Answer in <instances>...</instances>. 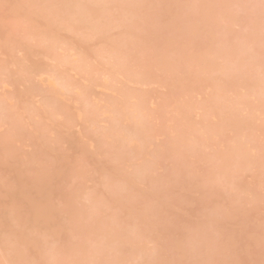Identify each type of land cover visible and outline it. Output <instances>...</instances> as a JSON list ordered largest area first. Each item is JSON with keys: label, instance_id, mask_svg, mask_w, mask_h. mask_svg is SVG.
Here are the masks:
<instances>
[{"label": "rangeland", "instance_id": "1", "mask_svg": "<svg viewBox=\"0 0 264 264\" xmlns=\"http://www.w3.org/2000/svg\"><path fill=\"white\" fill-rule=\"evenodd\" d=\"M20 1V3H23V4H25V5H27V3H28V6H30L29 5V0H16L15 2H19ZM32 0H30V2H31ZM45 0H40V2L39 1H37L35 4L36 5H34V3H30V4H33L34 6H35V9H37V10H39V9H42V8H44V6H43V2H44ZM114 1V0H113ZM112 1V7L110 6V8H111V10L109 9V11H111L109 14H110V16H108V10H107V8L106 7H104V9L106 8V11L107 12H105L104 11V13H107L106 15H107V17H109V18H111L113 21H110L109 22V18H107L108 19V21L105 19V18H103L101 15H100V13H101V11L102 10H100L99 12H98V14L97 15H95V17H93L94 18V21H93V23L95 22V19H97L98 20V22L100 23V21L102 20V19H105L104 21H105V23L107 24V23H109L110 24V27H107V29H105L106 30V32H104L103 31V35H102V33L101 34H99L100 35V37L98 36V35H96V34H94V32H92V31H90V32H87L88 30L86 29H84V28H87V27H84V24H82V23H84L83 21H85L84 19H86L87 21H88V19H87V17L89 16L90 17V14H86V9L83 11V13H81V14H83L84 15V13H85V15H84V17L81 15V16H77V15H75V17L74 18H72V16L74 15H72L71 17H69L68 16V12L66 13V12H63V14H65L64 16H63V18L65 19V22H66V24L64 23V19H62V23H63V25H64V27L65 26H71V27H73V25L75 24V22H77L76 24H77V27H76V24H75V27H73V29L72 28H67V27H65L66 28V30L64 31V27L61 25V24H59V25H61L62 26V28L63 29H59V28H61V26L60 27H58L57 25V27L55 28V26L53 27V26H51L52 27V29L51 28H49V26L50 25H46L47 24V22H48V20L47 19H50V18H52V17H50V16H48L47 18L46 17H43V18H45L46 20H43V18L41 19V18H39V16H41V14H39L38 15V13H37V15L38 16H35L33 13H30L31 12V10H30V8L29 7H26L27 9H29V14H31V16L28 14V15H25L24 16V14H26V13H28V10L27 9H25V8H23V9H25V10H27V11H25L24 13H23V10H21V12H20V10L18 9H16V14L19 12V14L20 15H17L16 16V14H15V12L13 13V11L15 10V7L16 6H18V8L20 7L18 4H20V3H18L16 6H15V2H14V0H9V3H8V0H0V21H2V20H4V23L6 22V24H4L3 22H1L0 23V27H1V29L0 30H2V28H4L2 31H0V62H1V64L3 63V65H1L0 64V66H2L3 67V69L2 70H4L5 72H1L2 70H0V74H3V75H0V87L2 88H0V94H1V97H0V102H2V103H0V106L2 107L3 106V101H4V106H3V108H5V110H6V113L5 112H1V111H5V110H1L0 109V119L3 121V123L4 124H2V121L0 120V135L1 134H3L2 136H5V137H2V136H0V137H2V138H0L1 140L2 139H4V141L6 142V143H4V141L2 140H0L1 142V144H0V147L2 146V148L3 147H7V148H3L2 149V151H5V149H8V148H10L11 149V151H9V150H6V152H1V150H0V155H3V157H2V159H1V157H0V246H1V248L3 249H1L0 248V264H43V263H50L49 261H51V264H53L54 262L53 261H55V264H60V262H61V260H60V262L59 261H57V260H55L54 259V257H52L51 258V256H52V254H53V256L55 255L56 257V259H58L59 260V256L60 255H64V253L65 254H67V257H69V260H70V257L71 256H69V254H72V257H71V259H73V260H71V262H69V260L68 259H66L67 257H66V255H64V257L63 256H60V257H63L62 258V260H67L68 262H69V264L71 263H73V264H75V263H77L76 261L77 260H82V261H78V263L79 264H99V263H101L102 261H101V259L103 258V260H104V257L106 256V254H103L102 252H94V250H95V248H97V247H99V244H100V242L102 241L100 238H102L103 239V235H102V233L104 232H106V231H101V229L102 230H105V226H106V229H111V230H113L112 232L113 233H115V234H113V237L115 236H119L122 232L121 231H123L124 230V232L122 233L123 235L124 234H127V233H125L126 232V228L128 227V230H130V229H132V228H135V226H137L138 225V220H140L139 218V216H141V211L142 212H144V210H145V208H144V205L145 204H151V200H150V203H148L149 201H145V200H143V198L141 197V196H134L136 199H134V197H133V195H132V193L133 194H137L138 192V190L137 191H135V192H137V193H135L134 192V190H133V192H131L132 191V189L130 190L129 189V187L127 188L128 190H129V192H128V190H127V192H125V193H127V196L129 195H131L132 197V199L133 200H137L136 202L135 201H133L132 199L131 200H129V201H127V197L126 198H124L123 199V197L126 195L125 193H124V195H123V197H122V199H123V203H125V200L127 201V203L128 202H131V203H133L134 202V204H136V205H134V204H132L131 205V203H130V206H133L134 207V209H135V211L136 212H139L137 215H136V217L134 216L133 218H138V220L137 219H133V218H130L131 216L130 215H128L129 213V207H126V205L128 206L129 204H124V207H126V208H123L122 206H120L119 204H113L114 206H111V207H114V208H112L113 209V212L115 213V214H117L116 216H115V214L112 212V210L109 212V211H107V209H106V212H104L105 211V208L104 207H101L102 209H101V211H100V213H101V215L99 214V215H94L95 216V218H96V222L98 221V223H96L95 224V220H94V216H92L93 214H95V212H96V210L95 211H93V209L92 208H94L95 209V207L98 205V207H100L101 205H100V201L99 202H97V200H96V206L94 205L95 204V202H94V197H95V199H100V200H104V199H101L102 197L103 198H105L106 196H108L109 197V194L108 195H106L107 194V192L108 193H110V191L112 190L113 191V189H114V191H115V188L116 187H110V189L108 188V181H109V186L110 185H112V183L111 182H115V183H118L119 181V186H121V185H123V184H125V181H124V179L126 180V178H128V177H130L131 176V174H130V176L129 175H127V174H129V172H131V171H133V172H135L136 171V166H138V165H136L135 166V164H134V166H135V170H133V168H134V166H133V163H135V161L134 162H131V163H129L128 162V160L129 159H126L127 160V162H122V161H120V162H122V163H127V164H129V167L128 166H126V167H124V165H123V168H120V169H117V167H116V165H114L115 167H116V171L114 172V173H116V174H113V172H112V170L114 169L115 170V168L113 167L112 169H111V171H110V169L109 168H107V167H105L106 165H109L108 163H112V160H111V162H108V161H110L109 160V157H105V156H107V154L106 155H104L105 154V150H104V148H103V151H100L99 150V152H101V154L97 151V150H95L96 148L97 149H99V147L101 146H99V144L97 143V142H99V143H101L100 141H99V139H101L100 137H102V140L104 141H109V143H110V141H112L113 139L110 137V138H108V137H105V138H103L104 136H100V135H102L103 134V132L105 131V133L104 134H106L107 136L109 135V134H111L110 133V130H112V134H111V136L113 135V134H115V135H119L118 133H116V130H119V129H116V127L118 126L119 127V125H120V127H121V125H122V128H123V126H125L126 124H128V126H131V128H132V126H136L138 123H140V124H145V123H147L148 121H146L145 122V120H146V118H145V120L143 121L144 123H141L142 122V117H143V119H144V116H142V115H145V114H147L149 111H152V114H153V111H156V112H158L159 113V111H160V113H162V112H165L166 111V117H164L165 119L166 118H168V116L170 117L169 118V120L171 119V121H170V123L172 122V120H174V115H177V118L178 117H180V115H183V112H180L179 110H178V108H182V110H183V108L184 107H178L177 105H179L181 102L182 103H184L185 102V104L186 105H183V104H181L180 106H188L189 104V106H191V104H193L192 102H194V99H195V96L196 97H198L197 99L198 100H201V95H202V93L201 92H203V91H201L200 93H201V95H199V94H197L198 92H196V95L194 94V90H193V94L192 95H194V97H193V99H191L192 100V102H191V100L189 101V99H190V97L192 96V95H190L191 93V90H192V87L193 88H195L196 87V89L195 90H197V88H198V85H196V86H194L195 84H193L194 82L193 81H195V79L197 78V79H199V75H202V74H205L204 72H202L201 70V74H199L200 73V71L198 70H196V65L194 64V66L196 67H194V66H191V64H193V58L195 57H193V54L194 55H197V54H199L200 55V52L202 53H204V55H206V53L208 54V53H210V52H204V51H209L208 49L209 48H211V53H213L212 54V56L214 55L215 56V58L216 57H218L219 56V54L222 52V50H220L219 51V49H223L220 45L221 44H219L218 43V45L216 44V43H213V38H212V40L210 41V40H208V38H210V36H208V38H207V36L205 37V34H207V31L205 30L206 28L204 27V26H206V25H204V23H203V18L201 19V22H197V21H195L194 22V17L190 14V17H189V15L187 14V12H185L184 14H179L180 16H181V19H182V29H179L178 28V26L179 25H181L179 22H178V24L176 25V24H174V22H172L173 20H171L172 18H176V17H174V15H175V13H173L174 11H173V8H172V13L174 14L173 16H172V18H170L171 17V14L169 13V14H167V12H171V10L170 11H167L166 13L164 12V14L165 15H167V17H166V19H162L161 20V17H163V15H162V13H163V11H164V7L167 5L166 4V2H164L165 0H163V2L166 4L165 6H163L162 7V9H163V11H162V9H161V7L160 6H162L163 5V3H162V0H157L158 2H159V5L160 6H157L158 8L156 9V5L158 4V2H155L156 4H155V8H154V6H153V9H152V6L149 4V3H146V1L145 0H140V1H138L142 6H143V4H145V6L146 7H148L147 9H145L144 7H142L141 5H138L139 3H137V1H135V0H130V1H132V3H129L130 5L132 4V7L133 8H135L136 10L135 11H133V13H131V11L133 10V8H131V6H129V5H127V8L130 10V11H127L128 9L126 8L125 10H121L123 13L122 14H120L119 13V9L122 7L123 8V6H121L123 3L122 2H120V1H125V0H118L117 2H118V4H117V2L115 3V1L113 2ZM129 0H127V2H130ZM142 1H144V2H142ZM148 1V0H147ZM154 0H152V2H153ZM170 1H172V0H169V2ZM175 1L176 0H174V3H169L170 5L169 6H175ZM181 1V0H180ZM185 2L186 1H188V0H184ZM196 1H198V0H190L189 2H191V3H196ZM211 1V0H210ZM213 1V0H212ZM235 2H236V0H234ZM250 1V0H249ZM252 1V0H251ZM251 1H250V3H251ZM255 1H257V0H255ZM259 1V0H258ZM34 2H35V0H34ZM38 2H39V4H42V6L40 5V6H38L39 4H38ZM92 1H90V3H91ZM108 3V2H111V0H104V2L103 3ZM126 2V1H125ZM127 2H126V4H127ZM149 2H151L150 0H149ZM183 2V1H182ZM199 2V1H198ZM201 2V1H200ZM199 2V3H200ZM215 2H217V0L215 1ZM243 2H244V0H243ZM243 2H242V4H243ZM246 2V1H245ZM253 2V1H252ZM261 1H259V3H260ZM13 3V4H12ZM84 3H87V0L85 1V0H81V9H84L83 7H88V4H90L89 2L85 5ZM105 3V4H106ZM114 3L116 4L115 5V9H116V11H115V9H114V7H113V5H114ZM120 3H121V5H120ZM134 3H136V4H134ZM161 3V4H160ZM168 3V2H167ZM177 3H178V1H177ZM238 3V2H237ZM249 3V4H250ZM256 3V2H255ZM7 4H8V8H7ZM38 4V5H37ZM108 4H110V3H108ZM108 4L106 5L107 7H109L108 6ZM146 4H148V6L146 5ZM183 4L184 3H181V5L183 6ZM187 4V3H186ZM186 4H184V6L186 5ZM197 4V3H196ZM240 4H241V2H240ZM246 4V3H245ZM85 5V6H84ZM104 5V4H103ZM118 5L120 6V7H118ZM137 7H136V6ZM152 5H154V3L152 4ZM235 5H236V3H235ZM252 5V4H251ZM5 6H6V9H5ZM13 7V9H11L12 7ZM32 6V5H31ZM38 8H37V7ZM105 6V5H104ZM117 6V7H116ZM125 7H126V5H124ZM151 6V7H150ZM178 6V5H177ZM189 6V5H188ZM187 6V7H188ZM194 6H196V5H193V9L195 8ZM245 6V5H244ZM246 6H247V4H246ZM254 6V5H253ZM256 6V5H255ZM4 7V8H3ZM139 7V8H138ZM179 7H181L180 6V3H179ZM197 7H198V4H197ZM235 7H237V6H235ZM234 6H233V8H234V10L236 9ZM241 7H243L242 5H241ZM22 7H20V9H21ZM34 8V7H33ZM32 8V9H33ZM119 8V9H118ZM121 8V9H122ZM140 8L142 9V8H144V10H142V11H144V12H146V14L144 13V12H142V13H144V14H142L141 12H140ZM177 7H175L174 9H176ZM184 8V7H183ZM182 8V9H183ZM192 7H190V9H191ZM238 8V7H237ZM250 8V7H249ZM248 8V9H249ZM256 8H258V6L256 7ZM35 9H33V10H35ZM113 9H114V12H113ZM117 9H118V11H117ZM124 9V8H123ZM165 9L166 10H168V9H170V7L169 8H167V6L165 7ZM253 9V8H252ZM254 9H255V7H254ZM261 9V4H259V10ZM7 10V11H6ZM156 10V11H155ZM165 10V11H166ZM176 10H178V8L176 9ZM184 10V9H183ZM182 10V11H183ZM185 10H187V9H185ZM234 10H232L233 12H234ZM237 10L238 9H236V12H237ZM251 10V9H250ZM259 10H258V12H259ZM262 10H263V7H262ZM3 11H5V12H3ZM69 11V10H68ZM87 11H88V9H87ZM120 11V12H121ZM125 11V12H124ZM161 11H162V13H161ZM180 10H178V11H176V15H178L177 14V12H179ZM181 11V12H182ZM239 11V10H238ZM242 11V9L240 10V12ZM8 12V13H7ZM34 12H38V11H34ZM61 12V11H60ZM59 12V13H60ZM71 12V11H70ZM73 12V11H72ZM71 12V13H72ZM140 12V13H139ZM160 14V16H158L159 17V20L157 19V20H155L154 18H155V16H157L158 14ZM189 13L191 12L192 13V11H188ZM256 12V11H255ZM254 12V13H255ZM264 12V11H263ZM262 12V14L264 15V13ZM7 13V14H6ZM41 13V12H40ZM58 13V14H59ZM75 13V12H74ZM89 13V12H88ZM104 13H102V15L104 14ZM115 13V14H114ZM118 13H119V16H121V17H117L118 16ZM135 13V14H134ZM154 13V14H153ZM157 15H156V14ZM235 13V12H234ZM238 13V12H237ZM260 13V12H259ZM36 14V13H35ZM62 13H60L59 15H61ZM76 14H78V13H76ZM117 14V15H116ZM124 14V15H123ZM137 14H139V16H137V17H135L134 15H137ZM141 14L143 15L142 17H141ZM200 14V13H199ZM198 13H197V15L196 16H200ZM239 15H240V13H238ZM242 14V13H241ZM245 14V13H244ZM257 14V13H256ZM261 14V15H262ZM13 16V18H11L10 16ZM24 17H23V16ZM33 15V16H32ZM43 16H44V14H42ZM48 15H50V14H48ZM52 15H54V14H52ZM59 15H57V19H58V17H59ZM113 15V16H112ZM116 15V16H115ZM127 15V16H126ZM155 15V16H154ZM162 15V16H161ZM170 15V16H169ZM175 15V16H176ZM246 15H248V14H245V16ZM262 15V16H263ZM2 16H3V18H2ZM15 16V17H14ZM35 16V17H34ZM45 16H47V14L45 15ZM87 16V17H86ZM104 16V15H103ZM126 16V17H125ZM169 16V17H168ZM180 16L179 17H177L178 19L180 18ZM196 16H195V18H196ZM242 16V15H241ZM244 15H243V17H245ZM260 16V15H259ZM20 17V18H19ZM26 17V18H25ZM42 17V16H41ZM61 17V16H60ZM114 17V18H113ZM247 17V16H246ZM5 18V19H4ZM11 18V19H10ZM56 18H53V20L54 19H56ZM62 18V17H61ZM72 19V22H73V25H72V22H71V19ZM92 18V16H91V19L90 20H92L93 19ZM139 18V19H138ZM164 18V17H163ZM168 18H170V21H169V19ZM219 18V17H218ZM248 18V17H247ZM251 18V17H250ZM2 19V20H1ZM57 19H56V22H57ZM70 20V21H68V20ZM116 19H118L117 20V23H116ZM180 19V20H181ZM189 19V20H188ZM191 19H193V20H191ZM198 20H199V18H197ZM216 19V18H215ZM214 19V20H215ZM18 20H20V21H18ZM34 20V21H33ZM43 20V21H42ZM52 20V19H51ZM52 20V21H53ZM97 20H96V22H97ZM136 20V21H135ZM140 20V21H139ZM174 20H176L177 21V19H174ZM186 20H187V22H186ZM196 20V19H195ZM206 20V19H205ZM217 20V19H216ZM220 20H221V18H220ZM251 20V19H250ZM249 20V21H250ZM58 21H60V20H58ZM68 21V22H67ZM87 21H85L86 23H87ZM119 21H120V23H119ZM126 21V22H125ZM133 21V22H132ZM159 23H158V22ZM162 21V22H161ZM192 23H191V22ZM249 21L247 20H245V22H247L248 24H250L249 23ZM12 22V23H11ZM13 22H15L14 24H16V22H18L19 23V27H17L18 26V23H17V26H16V28L14 27V31L12 32V31H10V29L11 28H13ZM23 22V23H22ZM40 24V26H39V24ZM55 22V23H56ZM71 22V23H70ZM82 22V23H81ZM97 22V24L96 25H98L99 23ZM157 22V23H156ZM219 22V23H218ZM216 21V25L214 26V27H216V28H218V27H220V31H222V28H225V27H227L226 26V24H227V22H224L223 20L222 21ZM220 22H222V23H220ZM3 23V24H2ZM44 23H46V24H44ZM54 23V24H55ZM68 23V24H67ZM80 23V24H79ZM102 23H104L103 22V20H102ZM101 23V25H103ZM104 23V24H105ZM115 23V24H114ZM122 23H124V24H122ZM131 23V24H130ZM134 23H137L135 26H134ZM158 24V26L156 25V24ZM175 23H177V22H175ZM189 23H191L190 24V26H189ZM205 23H209V22H206L205 21ZM217 23L219 24V25H217ZM223 23H226V24H224V27H222V25H223ZM246 23V24H247ZM12 24V25H11ZM35 24V25H34ZM58 24V23H57ZM69 24H71V25H69ZM118 24H120V25H118ZM122 24V25H121ZM127 25V26H124V25ZM196 24H197V26H196ZM212 24V23H211ZM213 24H214V21H213ZM230 24V23H229ZM228 24V25H229ZM247 24V25H248ZM2 25L4 26V27H2ZM8 25H11V27L9 26L8 27ZM27 25H29L28 27L29 28H27ZM33 25V27H31ZM88 25V24H87ZM101 25L99 24L98 26H100L101 27ZM118 25V26H117ZM129 25H130V27H129ZM154 25H156L155 27H154ZM174 25H176V27L179 29L178 31H177V29H176V27H175V30H174ZM191 25H193L194 26V28L196 29V27H198L196 30H194V28L191 26ZM204 25V26H203ZM25 26V27H24ZM34 26H35V28H34ZM38 26H39V28H38ZM86 26V25H85ZM111 26H112V29H111ZM122 28H121V27ZM134 28H133V27ZM159 26H163V28L162 27H160L161 29L159 30V29H157V28H159ZM211 26H213V25H211ZM84 27V28H83ZM114 27H116V28H114ZM118 27V28H117ZM124 27V28H123ZM180 27V26H179ZM193 29H192V28ZM207 27V26H206ZM213 27V29H214V32H215V28ZM7 28V29H6ZM30 28H34V29H30ZM36 28H38L41 32H45L46 34L47 33H49V35L51 36V33H53V32H56L57 33V35H56V33H54L53 35H54V37H55V40H57L54 44H51V42L49 41L50 40V38H48V36H47V38L45 39V40H47L48 39V44L50 43L51 44V46H52V48L50 47V50L52 49V51L50 52V50H49V48L48 49H45V48H47V42L46 41H44V38H42V44H40V41L39 40H35L34 38H31V37H33V35H34V33H35V29ZM76 28H77V31L76 32H79L80 33V35L82 34V32H83V30H85L84 32H85V34L86 33H89V34H87L88 36L89 35H91V37L89 38L87 35H83V36H85V37H88L89 39H87V40H85V39H81L80 38V36H78L77 37V39H75L76 38V36L77 35H74L73 33H70L69 31L71 30H76ZM82 28V31H80L79 29H81ZM210 28V27H209ZM228 28V27H227ZM227 28H226V30L225 31H227ZM235 29H237L238 30V32H236V30H235V32L236 33H242V28H240L239 26H237V28H236V26L234 27ZM240 30H239V29ZM37 29V31H36V36H37V34H38V32H39V30ZM55 29L57 30V31H55ZM67 29H69V31H67ZM111 29V30H110ZM163 29V30H162ZM210 29H212V28H210ZM213 29H212V31H213ZM6 30H8V31H6ZM79 30V31H78ZM234 30H233V32H234ZM264 30V29H263ZM262 30V31H263ZM58 31H60V32H58ZM204 31V32H203ZM206 31V32H205ZM220 31L219 30H217L216 29V33L218 34V35H220V36H223V35H221V34H223V33H221L220 34ZM224 31V32H225ZM231 31V30H230ZM229 31V32H230ZM241 31V32H240ZM261 31V32H262ZM4 32V33H3ZM51 32V33H50ZM75 34H76V32L75 31H73ZM83 32V33H84ZM223 32V31H222ZM245 32V31H244ZM1 33H3V34H1ZM11 33V37H9L8 35ZM40 33V32H39ZM208 33H210V32H208ZM226 33V32H225ZM224 33V34H225ZM7 34V35H6ZM13 34V35H12ZM44 34V33H43ZM98 34V33H97ZM104 34H105V36H104ZM108 34V35H107ZM211 34V33H210ZM213 34V33H212ZM217 34H214V35H216L215 37L216 38H220L219 36L217 37ZM262 35L261 36H263L264 35V31L261 33ZM3 35H4V37H3ZM6 35V36H5ZM52 35V36H53ZM56 35V36H55ZM74 35V36H73ZM79 35V34H78ZM209 35V34H208ZM236 35H238V34H236ZM241 35H243V33L242 34H240V36ZM1 36H2V38H3V40H2V38H1ZM28 36V37H27ZM40 36L42 37V35L40 34ZM44 36L46 37V35L44 34ZM49 36V37H50ZM51 36V41H52V39H53V37ZM60 36V37H59ZM82 36V35H81ZM82 36V38H85V37H83ZM97 36V37H96ZM212 36V35H211ZM225 36V35H224ZM6 37H9L10 39H11V42L12 41H14V42H12V43H14V44H11L12 46H13V48H12V50H13V52L11 53V48H9L8 49V51L9 52H7L6 50H7V48H6V46L8 45V43L6 44V46H5V48L2 46V45H4V43H6L5 41H6V39H8V38H6ZM177 37V39L175 40V39H172L173 40V42H174V40L175 41H177L176 43H173L172 41H170L171 39H169V38H176ZM259 37H260V35H259ZM30 38L32 39L31 40V42L29 41L30 40ZM215 38V39H216ZM222 38V37H221ZM264 38V37H263ZM5 39V40H4ZM10 39H8L7 41H9ZM25 39L27 40V39H29V40H27L28 42H26L25 41ZM39 39H41L40 37H39ZM94 39H98L96 42H93V41H95ZM261 39H262V37H261ZM23 40H24V44L25 45H23L22 44V42H23ZM54 40V41H55ZM77 40V41H76ZM80 40L82 41L81 42V44L82 45H80L79 46V42H80ZM84 40H85V42H84ZM90 40V41H89ZM93 40V41H92ZM168 40L172 43H168ZM264 40V39H263ZM262 40V41H263ZM35 41H37V42H35ZM39 41V42H38ZM89 41V42H88ZM99 41V42H98ZM1 42H2V44H1ZM4 42V43H3ZM10 42V43H11ZM26 42V43H25ZM66 42V43H65ZM67 42H69L70 44H72V45H74L73 46V49L71 50V45H68V46H66V44H69V43H67ZM72 42V43H71ZM76 42V43H75ZM90 42H91V44H90ZM209 42H212V43H209ZM219 42H221V40L219 41ZM264 42V41H263ZM262 42V43H263ZM46 43V44H45ZM52 43H53V41H52ZM62 43V47H61V44ZM83 43H85V44H83ZM89 43V44H88ZM93 43V44H92ZM50 44L48 45V46H50ZM56 44V45H55ZM58 44L60 45V46H58ZM88 44V45H87ZM210 44H212V47H211V45ZM264 44V43H263ZM23 45V46H22ZM45 45H46V47H45ZM91 45V46H90ZM93 45V46H92ZM218 47H217V46ZM2 46V47H1ZM12 46H10V44H9V46H7V47H12ZM27 46V47H26ZM56 46H58V48L56 47ZM64 46H65V48H64ZM70 46V47H69ZM82 46V47H81ZM264 46V45H263ZM60 47V48H59ZM69 47V51H67V49L66 48H68ZM221 47V48H220ZM15 48V49H14ZM18 48H20V50L18 49ZM25 48V49H24ZM55 48H56V50H55ZM66 49V50H63V49ZM74 48H75V51H74ZM76 48H77V53H79V51H80V53L79 54H81L82 55V57L84 56V54L83 53H85L86 54V57H88V59H86L87 61H85V62H83V59H85V58H83L82 60H81V58H79L80 59V61H75L76 59L78 60V56L80 57V55L78 54L77 55V53H75L76 52ZM88 48V49H87ZM205 48L207 49V50H205ZM262 48H264V47H262ZM4 49H5V51H6V53H4L3 51H4ZM17 49V51H15L14 52V50H16ZM23 49V51L24 52H26V54L23 52V51H21ZM46 50V53L48 52L49 53V57L48 56H45V55H48V54H46L45 53V50ZM58 49V50H57ZM80 49V50H79ZM199 51H198V50ZM200 49H201V51H200ZM204 49V50H203ZM213 49H214V51H213ZM88 50H90V51H88ZM195 50H197L196 52H195ZM63 51H65L64 52V54H63ZM195 52V53H194ZM199 52V53H198ZM4 53V54H3ZM16 53V54H15ZM23 53L25 54L24 56H23ZM45 53V54H44ZM59 53L60 54H62V56L60 55V57H58L59 59H63L66 55H67V53H68V55H67V57H65L64 58V60L63 61H65L66 62V60H68L67 62H66V64H65V62L64 63H62V65L64 64V65H67V63L68 64H70L71 66H69V68H68V66H61L60 64L61 63H59L61 60H58V58L57 57H55V55H59ZM75 53V54H74ZM91 55H90V54ZM102 53V54H101ZM203 53H202V55H201V57L203 56ZM210 53V54H211ZM255 53V52H254ZM10 54H12V57H11V55ZM17 55L16 56V59H15V55ZM43 54H44V56H43ZM73 54V55H72ZM104 54V55H103ZM4 55V56H3ZM8 55V56H7ZM14 55V56H13ZM65 55V56H64ZM72 55V56H71ZM77 55V56H76ZM88 55V56H87ZM102 55V56H101ZM135 55V56H134ZM218 55V56H217ZM255 55H257V54H255ZM260 57H258V58H255L254 57V61H253V59H252V62H251V64L248 66V63H250V61L249 62H247V66H248V68H250L249 69V71H251L252 70V72H240L239 74L240 75H238V79H237V82L238 81H242L241 82V84H243V82H244V85L246 84V82H247V80L249 81L250 79L249 78H247V77H252L253 75H257V77H259V76H264V57L262 56L261 57V55H262V53L261 54H258ZM10 56V57H9ZM64 56V57H63ZM91 56V57H90ZM99 56V57H98ZM191 56H192V58H191ZM211 56V55H210ZM6 57V58H5ZM13 57H14V60H13ZM40 57H43V58H41V59H43V60H41L40 59ZM69 57V58H68ZM105 57V58H104ZM136 57V58H135ZM164 57H166V60H167V63L169 62V60H174L173 62H174V66L175 67H173V64L171 65L172 67H173V69H176L174 72L173 71H170V70H172V67L169 69V64L167 65L166 64V62H165V58ZM190 57V59H189V61H188V58ZM200 57V56H199ZM198 56H196V59L198 58V61H199V58ZM2 58H5V60L6 61H4V59H2ZM19 58H21V60L19 59ZM56 58H57V60L59 61H57L56 60ZM68 58V59H67ZM107 58H109L110 59V62H109V60H107ZM219 58V57H218ZM23 59V60H22ZM26 59V60H25ZM29 59L31 60V61H29ZM73 60L74 62L73 63H75L74 65H75V67H74V65H73V63H71L70 62V60ZM92 59V60H91ZM161 59L162 60H164V61H161ZM195 58H194V60H196ZM202 59V58H201ZM13 60V61H12ZM17 60V61H16ZM37 60V61H36ZM39 60H41V61H44L45 63H43V62H41V61H39ZM97 60V61H96ZM115 60V61H114ZM137 60V61H136ZM159 60L161 61V63H163V62H165V64L167 65V69L165 70L166 72H162V70H164L163 68H164V66H162L163 68L161 69V66H160V70H157L158 69V65H156V64H159V63H157V62H159ZM203 60V59H202ZM9 61V62H8ZM14 61H15V63H14ZM19 61V63H17ZM20 61H22V62H20ZM28 61L31 63H28ZM34 61L35 62H39V70H40V66H43V64H46V62H47V64H49L48 66L46 65V68H45V72H43L44 71V67L43 68H41V69H43V71L41 70V71H38L37 72V70H38V68H36L37 67V64H35L34 63ZM55 61H57V62H55ZM89 61H91V62H93L94 64H96V66H97V68L99 67V71L98 70H96L97 68H96V66H94V64L92 65V63L90 64L89 63ZM102 61H103V63H102ZM106 61V64L104 63ZM135 61V62H134ZM192 61V62H191ZM12 62V63H11ZM43 63L42 65H40L41 63ZM100 62V63H99ZM173 62H171V63H173ZM190 63V65H189V63ZM197 61H195L194 63H196ZM200 62H201V60H200ZM203 62V61H202ZM10 63V64H9ZM32 63L33 64H35V68H34V65H32ZM59 63V64H58ZM98 63V64H97ZM108 63V64H107ZM156 63V64H155ZM160 63V64H161ZM170 63V64H171ZM8 64V65H7ZM22 64H24V65H27V66H24L23 67V65ZM56 64V66L58 67H53V65H55ZM109 64H110V66H109ZM112 64V65H111ZM159 64V65H160ZM164 64V63H163ZM197 64V63H196ZM12 65V66H11ZM18 65V66H17ZM19 65H21V66H19ZM33 66V69H31L30 68V66ZM90 65V66H89ZM92 65V66H91ZM102 65V66H101ZM201 65H202V63H201ZM9 66V67H8ZM15 66H17V68L15 67ZM31 66V67H32ZM45 66V65H44ZM88 66V67H87ZM177 66V67H176ZM246 66V67H247ZM6 67V68H5ZM11 68V70L13 71V72H15V73H13V75L11 76V71H10V69H9V71H8V68ZM90 67H95V69L92 71L91 69L92 68H90ZM115 67V68H114ZM202 67V66H201ZM200 67V68H201ZM14 68V69H13ZM19 68V69H18ZM27 68V69H26ZM31 69L32 71H34V73H35V70H36V73L34 74L31 70H29V69ZM60 68V70H61V72L58 70L57 71V69H59ZM68 68V69H67ZM73 68H74V70H73ZM75 68H76V70H75ZM119 68V69H118ZM145 68V69H144ZM166 68V67H165ZM177 68H179V69H181L182 70V72H180ZM199 68V69H200ZM248 68H246V69H248ZM0 69H1V67H0ZM6 69V70H5ZM23 69H25L26 71L23 73ZM35 69V70H34ZM46 69H47V71L48 72H46ZM65 69L66 70H68V71H65ZM146 69H148V70H150V72H148V70H146ZM155 69V70H154ZM15 70V71H14ZM16 70H19V71H17L16 72ZM62 70H64L65 72H63ZM105 70V71H104ZM168 70L170 71V73L168 72ZM179 72H178V71ZM8 71V72H7ZM20 71H22L20 74H18ZM95 71V72H94ZM102 71V72H101ZM119 71V72H118ZM143 71V72H142ZM151 71H153V72H151ZM160 71V72H159ZM197 71V72H196ZM229 71H231V70H229ZM27 72V76L25 75V73ZM41 72V73H40ZM172 72V73H171ZM179 74V77H180V75H181V77H180V79H179V77H178V75L176 74ZM37 73H39V74H37ZM145 73H147L148 75H145ZM210 73V72H209ZM213 75L211 76V75H208V77L209 76H211V78L209 77V81H211V84L212 83H215L216 85L218 84V86H220L221 88H222V86L220 85L221 83H225V85L226 86H228V84L230 83L231 84V79L233 80H235V78L237 77L236 76V74L238 73H236L235 75H233V74H229V76L227 77L226 75H225V73L223 72H218L217 73V71L216 72H211ZM231 73H234V72H231ZM245 73H247V74H245ZM16 74V75H15ZM18 74V75H17ZM29 74V75H28ZM149 74H151V75H149ZM172 74H174V76H172L171 77V75ZM177 75V77H178V80L175 78L176 77V75ZM208 74V72L204 75V76H206ZM228 74V73H227ZM244 74H245V76H244ZM20 75H21V77H22V79H23V81L21 80V78H20ZM37 75V76H36ZM145 75V76H144ZM224 75V76H223ZM256 75H255V77H256ZM259 75V76H258ZM34 76V77H33ZM57 76H58V79H59V76L61 77V79H62V81H60L59 80V83H55V79L57 78ZM149 76H153L152 78H154V79H152L153 81H156V82H161V84L159 83H156V84H144V82H143V80L145 79H147V78H144V77H149ZM241 76H244L243 78L241 77ZM12 77V78H11ZM13 77H15V79L13 78ZM25 77V78H24ZM26 77H27V80H26V82H24L25 80L24 79H26ZM46 77V78H45ZM174 77V78H173ZM254 77V78H255ZM28 78H30V82H28ZM128 78V79H127ZM142 78H144V79H142ZM207 78V77H206ZM17 79H18V81H17ZM20 79V80H19ZM31 79H33L32 80V82H33V84H36V82L38 83V84H41L42 85V88H44V89H41L39 86H36V85H34V86H36L37 88H34V89H36V90H34L33 92H31V90H33L32 89V87H30L31 88V90H27V88L29 87V85H31L32 83H31ZM57 79V80H58ZM201 79H203V76H201ZM208 79V78H207ZM243 79H245V80H243ZM16 80V81H15ZM43 80H44V82H43ZM66 81L67 83H66V85H64L63 84V86L65 87V88H67V89H65L63 86H60L59 84H60V82H62L63 83V81ZM135 80H137V82H139L138 84H137V82L135 81ZM149 80L150 79H148V81L147 82H149ZM152 80H150V81H152ZM204 80H205V77H204ZM203 80V82H205ZM220 80V81H219ZM221 80H222V82H221ZM64 81V82H65ZM134 81V82H133ZM141 81V82H140ZM199 81H202V80H200L199 79ZM199 81H195V82H198L199 83ZM225 81V82H224ZM22 82V83H21ZM35 82V83H34ZM58 82V81H57ZM143 82V84H140V83H142ZM220 84H219V83ZM20 83H21V85H20ZM71 83V84H70ZM124 83V84H123ZM151 83V82H150ZM202 83V82H201ZM205 83H209L208 82V80L205 82ZM232 83H233V81H232ZM248 83H250V81L248 82ZM33 84H32V86H33ZM56 84H58L60 87H58ZM70 84V85H69ZM123 84V85H122ZM200 84V83H199ZM210 84V83H209ZM210 84V85H211ZM26 85H28L27 86V88H25V86ZM68 85H69V87H68ZM127 85V88L126 87H124V86H126ZM146 85H148V86H146ZM157 85H159V87L157 86ZM203 85V84H202ZM210 85H208V86H206V84H204V86H206V87H204V86H202V90H203V88H205V92H206V94L203 92V94H205L204 96L205 97H207L208 96V94L207 93H209L208 92V90L212 87V85H211V87H209ZM215 85V86H216ZM223 85V84H222ZM225 85H223V86H225ZM237 85H239L238 87H239V89L238 90H242L240 93H246V95H245V97L247 96V90L245 89V91H244V88H245V86L244 85H241V87L242 86H244V88H240V84H236V86L234 85V83H233V85L231 84V86L229 87L228 86V88H230L231 89V87H234L235 86V88H237ZM22 86H24V87H22ZM33 86V87H34ZM123 86V87H122ZM162 86V87H161ZM215 86L213 87L215 90L216 89H218V88H220V87H217V88H215ZM249 86V85H248ZM248 86L246 87V88H248ZM263 86V85H262ZM46 87V88H45ZM50 88L51 87V89L52 88H54V90L53 91H51V89L49 90L48 88ZM137 87H140L139 89L137 88ZM147 87H152L151 89V91L150 92H148V94H149V96H148V98H149V102H148V105H146L145 106V103H144V106H142L143 104H140L141 102L138 100V94H137V96L135 95V98H133L132 99V96H130V99H132V100H130L131 101V104H130V101H128L129 99L127 98V97H125V93H126V91H128V93H129V88H130V91H131V93L132 94H134V92H136L137 90L139 91V90H144L145 88L147 89ZM153 87H156L155 89H153ZM26 89V91H27V94L29 95V94H31V93H33V94H31V96L29 95H26V91H25V89ZM132 88V89H131ZM213 88H211L212 90H211V95H212V93H213V91H214V89ZM224 88V87H223ZM226 89H228L227 87H225ZM29 89V88H28ZM48 89V90H47ZM60 90L59 91V93L57 92L58 90ZM64 89V90H63ZM72 89V90H71ZM120 89V90H119ZM121 89H124V92L125 93H123V90H121ZM126 89H128V90H126ZM201 89V88H200ZM226 89H224L225 91H226ZM234 89V88H233ZM37 90H42V91H44V90H46V91H44V92H42V91H37ZM55 90H56V92H55ZM119 90V91H118ZM199 90V89H198ZM219 90V89H218ZM221 90V89H220ZM223 90V89H222ZM221 90V91H222ZM235 90V89H234ZM51 93V94H49V92ZM116 91V92H115ZM118 91V92H117ZM120 91L122 92L121 93V95L119 94L120 93ZM210 91V90H209ZM227 91H230L229 89L227 90ZM237 91V90H236ZM38 92V93H37ZM54 92V93H53ZM219 92V91H218ZM218 92H215L214 94H216L217 93V95H218ZM222 92H224V91H222ZM222 92H221V95H223L222 94ZM232 92H233V90H232ZM232 92H230V93H227L228 94V96L229 95H231L232 94ZM235 92V91H234ZM3 93V94H2ZM38 94V96L36 95L35 96V94ZM42 93H44L43 95H42ZM63 93V94H62ZM137 93V92H136ZM147 93V92H146ZM236 93V92H235ZM234 93V94H235ZM39 94H41L42 96H39ZM60 94H62V95H60ZM124 94V95H123ZM139 94H140V92H139ZM147 94V95H148ZM219 94H220V92H219ZM226 94V93H225ZM234 94L232 95V96H230L228 99H231L232 97H234ZM238 94V93H237ZM45 95V96H44ZM53 95H55V96H53ZM112 95V96H111ZM141 95H144V93L142 94L141 93ZM210 95V94H209ZM220 95V96H221ZM242 95V94H241ZM241 95L239 94L237 97H236V94H235V97L234 98H237V99H234L235 101H237L238 100V98L239 97H241ZM26 96H28V97H26ZM35 96V97H34ZM115 96H117V97H115ZM121 96H123L124 98H122ZM127 96H128V94H127ZM203 96V95H202ZM203 96V97H204ZM220 96H217V97H219L220 98ZM225 96V95H224ZM227 96V95H226ZM243 96V95H242ZM248 96H249V94H248ZM247 96V97H248ZM41 97V98H40ZM45 97H46V100H45ZM53 97H57V101H58V98H59V101L62 103V106L65 104V103H67L66 105H68V104H71V106H67V107H65V106H63L64 108V110L61 108V110L59 109L61 106H59V104H61L59 101L56 103H54V102H52V101H54L55 100V98L53 99ZM112 97V98H111ZM137 97V98H136ZM140 97V96H139ZM143 97V99H145L144 98V96H142ZM213 97H215V96H213ZM244 97V98H245ZM27 98V99H26ZM49 98H51V100H49ZM70 99L69 101H67V99ZM74 98V99H73ZM77 98H79L78 100H80V101H77ZM117 98H120V99H117ZM222 98H223V96H222ZM226 98V97H225ZM225 98H224V100H225ZM250 98H252V100L251 101H255V100H257V99H254V97H249V99ZM5 99V100H4ZM32 101H31V100ZM42 99L44 100V102L46 103V105H44V104H42ZM81 99H82V101H81ZM118 100V102H116L115 100ZM124 99V100H123ZM125 99H128L125 103L128 105V107H127V105L125 106V103L123 104V102L125 101ZM140 102H138L137 100ZM142 99V100H143ZM203 99V98H202ZM216 98H211V96H210V98H209V100H215ZM241 99V98H240ZM249 99H248V101H249ZM33 100H34V103H33ZM72 100H73V102H72ZM119 100H121V102L119 101ZM204 100H205V98H204ZM204 100H202V101H204ZM209 100H205V102L203 103V102H201L202 104H204L202 107H204V106H206V109H204L203 110V112L201 111V109L200 110H198V108L196 107V104L194 103V107H196L195 109L194 108H192V109H194L195 111H198V113H196L194 110V112L196 113H193V112H191L192 111V109H189V110H191L190 112H188V114L190 113V115L193 113L196 117H192V118H196L197 120L196 121H198V118H199V113H206V112H210L209 111V108H210V110H211V112H213L214 110L213 109H215V105H216V103H214L213 101H209ZM217 100V99H216ZM220 100H222V99H220ZM232 100V99H231ZM7 101V102H6ZM41 101V102H40ZM47 101H50V102H52L53 103V105H52V108H50L51 106L49 105V104H47V103H49V102H47ZM62 101H64V103L62 102ZM106 101V102H105ZM111 101V102H110ZM136 101H137V103H136ZM147 101V100H146ZM196 101V100H195ZM219 101V99L217 100V102ZM227 100H225V103H228L229 105H230V102L231 101H228V102H226ZM240 101V100H239ZM246 102H247V100H245ZM250 101V102H251ZM30 102V103H29ZM80 102H81V105H82V107L80 106ZM107 102H109V103H107ZM112 102H115L114 104L112 103ZM133 102V103H132ZM189 102V104H187ZM199 102V101H198ZM197 102V104H199ZM233 102V101H232ZM241 102H243V100L241 101ZM244 102V103H238V105H235L236 107V109H238L239 107L241 108V107H243V104H248L249 102ZM259 101H255L254 103L256 104V103H258ZM31 103H33V104H35L36 106H37V108L35 107V105H34V108H36V110H34L33 111V114H31L32 112H31V110H33L31 107L33 106V104H32V106L30 105L29 106V104H31ZM44 105L43 107L45 108V109H43V107H42V105ZM74 105H73V104ZM78 103V104H77ZM84 103V104H83ZM117 103V104H116ZM147 103V102H146ZM220 103V102H219ZM5 104H6V107H5ZM56 104H57V106H59V107H54V105L56 106ZM112 104V105H111ZM119 104V105H118ZM121 104H123L124 106L122 107V106H120ZM135 104V105H134ZM201 104V105H202ZM221 104V103H220ZM224 104V103H223ZM222 104V106H224ZM232 104V103H231ZM8 105V106H7ZM14 105V106H13ZM49 105V108L47 107ZM86 105V106H85ZM104 105H105V109L103 108L104 107ZM111 105V106H110ZM201 105L199 106V107H201ZM233 105H234V103H233ZM250 105V104H249ZM257 105H259V103L257 104ZM261 105V104H260ZM12 106V107H11ZM29 106V107H28ZM79 106L81 107L80 109H78L79 108ZM86 107V108H84L83 109V107ZM107 106V107H106ZM110 106V107H109ZM112 106H113V108H112ZM120 107V108H118V109H121V112H125V110H127L128 112L127 113H124L125 115H121L122 113L120 112V113H118V114H120V115H117V113L115 114L114 112H115V110L117 111V112H119V110H117V107ZM178 107V108H176L174 111H173V108H175V107ZM228 105L226 104V106H224V108L225 107H227ZM252 106H253V103H252ZM9 109H8V108ZM12 109H11V108ZM30 108V113L29 112H26V110H29L28 108ZM47 107V108H46ZM54 107V108H53ZM74 107H77V109L76 108H74ZM116 107V108H115ZM126 109H125V108ZM134 107V108H133ZM141 107V108H140ZM144 107V108H143ZM147 107V108H146ZM255 107V109H257L256 108V105L254 106ZM26 108V109H25ZM102 108V109H101ZM146 108V109H145ZM191 108V107H190ZM205 108V107H204ZM239 108V109H240ZM243 108H245L246 110H244V111H240L239 109L238 110H236V112L237 111H239V114H240V116L241 115H245V114H247L246 112L248 111V109H252V107L251 106H249L248 107V105H245ZM259 108V107H258ZM11 109V110H10ZM25 109V110H24ZM46 109H47V111H46ZM54 111V113L51 111ZM53 109H57L56 110V112H55V110H53ZM98 109H99V111H98ZM100 109L102 110V111H100ZM107 109V110H106ZM110 109H112V111H113V109H114V112H112L111 113V110ZM170 109L174 112H172L171 114H172V118H171V116H170ZM185 109V108H184ZM187 109V108H186ZM40 110V111H39ZM50 110V111H49ZM63 110V111H62ZM81 110V111H80ZM95 110H97L96 112H99V113H97V114H99V115H101L100 117H97L96 116V113L94 112ZM105 110H106V112H105ZM110 110V111H109ZM181 110V111H182ZM225 110V109H224ZM227 110V109H226ZM242 110V109H241ZM10 111V113L12 112L13 114H9L8 112ZM37 112L38 113V111L40 112V114L42 115V116H40V114L39 115H37L36 116V114H34V112ZM58 111V112H57ZM62 112V113H60V112ZM84 111V112H83ZM175 111H176V113H175ZM177 111L180 113L179 115L177 114ZM184 111V110H183ZM187 111V110H186ZM206 111V112H205ZM50 112V113H49ZM87 114H86V113ZM108 112H109V114H108ZM146 112V113H145ZM225 112V111H224ZM241 112H242V114H241ZM250 112H252V113H255V114H257L258 115V118L260 119V118H263V116L261 117L260 115H259V111L257 110V112L254 110V111H251L250 110ZM8 113V114H7ZM16 113V114H15ZM25 113H27V114H25ZM52 113V114H51ZM55 113H60V114H56L55 115ZM82 113H84V114H82ZM151 113V112H150ZM150 113H148L149 115H150ZM157 113V114H158ZM159 113V114H160ZM207 113V114H208ZM238 113V112H237ZM4 114V115H3ZM30 114L31 115H33L32 117H29L30 116ZM74 115V117L75 118H77L78 119V123H77V119L75 120L74 118H73V121L71 122L70 120H66L67 119V117L68 118H70V116L71 115ZM85 114L86 115H88V117L86 116L84 119H82L84 116H85ZM114 114V115H113ZM127 114V115H126ZM147 114V115H148ZM156 114V113H155ZM164 114V113H163ZM174 114V115H173ZM216 114V113H215ZM250 114V113H249ZM249 114H247L248 116H250ZM9 115H10V117H9ZM19 115H20V117H19ZM26 115H29V116H26ZM56 116V117H54V120H53V117H52V119H51V116ZM64 115H69V116H65V122H67V126H68V124L70 123L71 124V127H70V124H69V130L70 131H68L67 129H68V127L66 128V124H65V126H62V122H63V118H64ZM72 115V116H73ZM82 115H84L83 117H82ZM113 115V116H112ZM116 115V116H115ZM146 115V116H147ZM185 115H187V113L185 114ZM211 117H212V122L210 121V123H213V121H217V119H219L216 115H214L213 113H211V114H209ZM227 114H225V116H226ZM3 116V117H2ZM7 116H8V118H7ZM15 116V117H14ZM35 116V117H34ZM39 116H40V118H39ZM44 116V117H43ZM48 116H50V120L48 119L49 117ZM109 116V117H108ZM117 118V117H120V118H115V117ZM151 116H153V115H151ZM151 116H149V117H151ZM157 116V115H156ZM156 116H153V117H155L156 118ZM184 116V115H183ZM182 116V117H183ZM202 116H204V115H200V118H204V117H206V116H204V117H202ZM210 116H207L206 118H208V117H210ZM214 116H216L217 118H215ZM253 116H254V114L252 115V116H250V117H252V119H253ZM13 117V118H12ZM22 117V118H21ZM102 117V118H101ZM112 117H114L115 119H114V121L112 120ZM124 117V118H123ZM148 116H147V118H149ZM158 117H159V115H158ZM176 117V116H175ZM185 117V116H184ZM188 117H189V115H188ZM191 117V116H190ZM245 117V116H244ZM247 117V116H246ZM255 118H257L256 116H254ZM11 118V119H10ZM19 118H21L20 120H19ZM35 118V119H34ZM43 118V120H40V119H42ZM72 118V117H71ZM87 118V120H85ZM105 118V120H103ZM107 118L110 120L109 121V123H108V120H107ZM177 118H175V120L177 119ZM192 118H191V120H192ZM200 118H199V121H200ZM221 118V117H220ZM247 118H249V117H247ZM257 118V119H258ZM9 119V120H8ZM13 119V120H12ZM15 119H17V120H15ZM82 119V120H81ZM99 119H100V121H99ZM122 119V120H121ZM140 119H141V121H140ZM150 119H152L151 121H153V122H155L156 121V123H154L156 126L158 125V121H159V118L158 119H156V120H153V118L151 117ZM150 119H149V121H150ZM162 119V118H161ZM180 119H181V117H180ZM186 119H187V116H186ZM185 119V120H186ZM208 119H210V118H208ZM252 119H251V121H249L248 120V124H247V122H244L245 124H247V125H242V131H241V133H243V134H241V133H236V132H234L233 130H227V132L229 133V137H227L228 136V133H226L227 134V138L225 139L226 140V142H224L225 140H224V138L225 137H222V136H220L221 138H220V140L222 139V140H224V141H220V143H221V146H219L221 149H220V151L222 150V151H225L224 150V147H226L227 148V146H228V148H229V150H231V149H234L235 148V146L236 145H238L239 147H237L236 146V148H238V149H240V151H242L243 149V145H245V146H247L248 148H249V146H250V144H252V146L254 145V144H256V143H258V144H256V145H258V147L260 146L261 147V149H262V145H261V143H262V141H264V140H261L259 137V139L257 138V137H253L252 135H255V131H256V128H258V130H260L259 128H260V126H264L262 123H264V121L263 120H261L262 121V123H261V125H259V127L257 126V123L259 124V120H257V121H255L254 122V119H253V121H252ZM4 120H7V121H4ZM12 122H11V121ZM15 120V121H14ZM19 120V121H18ZM35 120L37 121V123L35 122ZM56 120H58L57 122H54V121H56ZM76 122H75V121ZM102 120V121H101ZM122 122H121V121ZM175 120H174V122H175ZM185 120L183 121V119L181 120L183 123L185 122ZM189 119H187V121H188ZM203 120V119H202ZM220 120V119H219ZM32 121H34V123H36L35 125H33V122ZM40 121V122H39ZM47 123H46V122ZM61 121V122H60ZM82 121V122H81ZM83 121L84 122H86L85 123V126H84V123H83ZM118 121H120L122 124H120V122L118 123ZM150 121V122H151ZM163 122H164V120H162ZM161 121V123H163ZM166 121V120H165ZM190 121V120H189ZM195 121V119H194V122H192V121H190V122H192V125H194L193 123H195L196 122ZM198 121V122H199ZM206 121V120H205ZM245 121V120H244ZM260 121V122H261ZM5 122H6V124H8L9 125V123L11 122L12 124H10L9 126H11L12 128H8V125H6L5 124ZM16 122V123H15ZM19 122H20V124H23V126L21 125V126H19ZM22 122V123H21ZM44 122H45V124H48L49 123V126L51 127V128H49V130H48V125L46 126L45 124H44ZM54 122V123H53ZM76 124L77 123V126L75 127L74 126V123ZM91 122L94 124V126H92L91 127ZM150 122H148L147 124H146V126H149V128H145L144 130H146V129H148L149 130V132H146L147 134L148 133H150L149 134V136L152 138V135H151V132H150V130L152 129L153 130V128L154 129H156L157 127L156 126H154L153 128H151L150 126H151V124H150ZM177 122V121H176ZM179 122V121H178ZM181 122V123H182ZM198 122H196L195 124H198ZM32 123V124H31ZM41 123H43L44 124V126H43V124H41ZM58 123H60V124H58ZM80 123H83V125H81ZM107 123V124H106ZM114 123V124H113ZM117 123H118V125H117ZM170 123H169V121H167L165 124H166V126H167V128H168V132H169V127H170V131L171 132H169V135H171V136H174L175 135V133L177 134V132H178V135H175V136H178V137H180V138H178V139H176L175 138V136H174V140L176 139V141L178 142V143H176L175 144V141L173 140V142L174 143H169V141H171V139H170V137L168 138V137H166V135L167 134H165L166 133V126H165V124L163 123V124H160V125H162L163 127L165 126V128L163 129V127L161 128V127H159V129H161L162 131V134H163V136H155V141H156V143H158V142H160L161 140V138H162V141H163V138H168V140L169 141H163V142H161L162 144L161 145H159V148H157L158 150H157V152L159 153V155H157L158 153L155 151L154 152V150L152 149V147L153 146H155L154 144H155V142L154 143H152V142H150V143H152L151 145L149 144V142H148V144L149 145H147V147L148 146H150V147H148V149L150 150V149H152V154L154 153V155H152L151 153V155H152V157L153 158H157V157H159L157 160H158V162H157V165H158V167H156L157 165H155V167H156V169H155V167H151L149 164H148V162L150 161L149 159H153V158H151L150 156L151 155H148V153L147 152H149V150H147L146 149V153H147V155H146V158L149 160V161H147V160H145V161H147V164H146V162H145V164H146V166L147 165H149V170L147 169V167H146V169H147V173H146V171H144V174L146 175V177L147 178H145V180L146 179H148V176L147 175H150L149 173H151V176H152V178L153 177H155V175H157L158 174V176H156V177H158V180H155L154 178V180L156 181H153V183L155 182V184L156 183H158V185L160 186V188H162L161 187V185L163 186V187H165L167 184H165V181H164V178L166 177V176H168V174L170 175V173L169 172H175V171H171V170H173L172 168L174 167V169H175V166H176V164H174V163H176L177 162V160H178V162H182V161H179V160H181L180 158L182 157V158H185L184 156H183V152H185V149L186 148H183V147H186V145H187V142L186 141H188V139H186L185 140V138L184 137H186V136H189V135H187V132L189 133V127L187 128H185L184 130H180L179 131V127L177 128V132H173L171 129H173V128H171V127H173L174 125H177V124H174L173 125V122L171 123V125H170ZM189 123V122H188ZM200 123H202V121H200ZM209 123V124H210ZM218 123V122H217ZM1 124H2V126H1ZM15 124H17L16 126H18V127H16L15 126ZM41 125V126H38V125ZM57 124V125H56ZM64 124V123H63ZM79 124H80V126H82V127H79ZM125 124V125H124ZM203 124H206V122H204ZM203 124H201V126L203 125ZM60 125V126H59ZM95 125H97V126H95ZM108 125H110L109 127H108ZM116 125V126H115ZM153 125V124H152ZM168 125H169V127H168ZM178 125H180V123L178 124ZM182 125V129H183V124H181ZM185 125V124H184ZM187 125V124H186ZM200 125V124H199ZM199 125H195L196 126V128H197V130H198V127L197 126H199ZM206 125H208V124H206ZM205 125V126H206ZM212 125H214V123L212 124ZM215 125H216V123H215ZM214 125V126H215ZM218 125H219V123H218ZM221 125V124H220ZM15 126V127H14ZM33 126H35V127H33ZM57 126H59V127H57ZM74 126V127H73ZM87 126H89V128H87ZM106 126L108 127V128H106ZM159 126V125H158ZM200 126V127H201ZM205 126H204V128H205ZM213 126V127H214ZM217 126V125H216ZM257 126V127H256ZM38 127V129H37V131L36 130H34V129H36ZM42 127H44L43 129V133L45 132L46 134L49 132L50 134H47V136H46V134L44 135L42 132H40L39 133V131H41V129L40 128ZM45 127H47V128H45ZM53 127V128H52ZM61 127V128H60ZM65 127V128H64ZM91 127V128H90ZM113 127H115L114 129H116L115 130V132H114V129H112ZM117 127V128H118ZM119 127V128H120ZM125 127H127V126H125ZM124 127V128H125ZM208 127V126H207ZM210 127H212V126H210ZM96 128L97 129H100V130H98V132H97V134L99 135V137L95 134L96 133ZM103 128H105V129H103ZM122 128H120L121 130H122ZM128 128L129 127H127V130H128ZM181 128V127H180ZM195 128V127H194ZM202 128V127H201ZM216 128V127H215ZM215 128H213V129H215ZM262 128V127H261ZM8 129V131H10V132H12L11 133V135H10V133H8V131L7 132H5L6 130ZM10 129V130H9ZM61 129H63V130H61ZM108 129V130H107ZM159 129H157V130H159ZM174 129H175V126H174ZM173 129V130H174ZM189 129V130H188ZM216 129H218V126H217V128ZM262 129H264V128H262ZM4 130V131H3ZM46 130H47V132H46ZM57 130L59 131V133H61V134H63L64 136H65V138H67V139H70L71 140V138L73 139V141L71 140L70 142H72V146H70L71 145V143L69 142V140H66V142L65 141H61V143H58L59 142V140L58 139H62V136L59 138V133L57 132ZM75 130V131H74ZM91 130V131H90ZM93 130H95L93 133H91ZM104 130V131H103ZM124 130V129H123ZM127 130H125V131H127ZM147 130V131H148ZM151 130V131H152ZM156 130V131H157ZM163 130H165L164 132H163ZM185 130H187V131H185ZM3 131V133H1ZM32 131V132H31ZM63 131V132H62ZM77 131V132H76ZM120 131V130H119ZM156 131H154V132H152V133H155L156 134ZM199 132H202V134H203V132L205 131H203L202 129H200V130H198ZM197 131V132H198ZM208 131V129L206 130V132ZM209 131H211L210 129H209ZM209 131L207 132V133H209ZM264 131V130H263ZM7 133V135L5 134V133ZM66 132H71V134L70 135H74L73 133H75V138L74 137H72V136H70V135H68V136H66L65 134H68V133H66ZM73 132V133H72ZM114 132V133H113ZM144 132V133H145ZM195 132V131H194ZM194 132L192 133V134H194ZM214 132H215V130H214ZM224 132V131H223ZM223 132H220V134H224ZM231 132H234V133H231ZM257 133H256V135L257 134H260V132L261 131H256ZM33 133V136H35V138H32V136H31V134ZM41 133H42V136L44 135L45 136V138L44 137H42L41 136ZM58 133V134H57ZM100 133H102V134H100ZM107 133H109V134H107ZM121 133V132H120ZM122 133H124V131L122 132ZM127 133H128V131H127ZM145 133V135L146 136H148L147 134ZM171 133V134H170ZM191 133V132H190ZM205 133V132H204ZM218 133V132H217ZM54 134H55V137H57L58 139H56V138H54ZM199 134V133H198ZM201 133L199 134V135H202ZM211 134H213V135H211ZM225 134V135H226ZM264 134V133H263ZM262 134V135H263ZM92 135H93V138H94V140H95V138H96V142L94 143V140H93V138H92ZM105 135V136H106ZM121 135V134H120ZM159 135V134H158ZM161 135V134H160ZM168 135V136H169ZM180 135V136H179ZM195 135H197V133L195 134ZM204 136H207L206 134H203ZM262 135H259V136H261V138H263L262 137ZM9 136H10V138H9ZM40 136V137H39ZM48 136H50V137H48ZM64 136H63V138H64ZM88 136H90V137H88ZM122 136V135H121ZM123 136H125L124 134H123ZM165 136V137H164ZM182 136H183V138H182ZM192 136V137H191ZM191 136H189V138H192V141H193V135H191ZM209 136H210V138H211V136H212V138L211 139H213L214 138V140L215 141H213V140H207V139H209ZM209 136H207L208 138H204L203 137V139H205V140H202V142L203 141H205L203 144L202 143H200L201 142V140H198L199 141V143L200 144H198L199 146L197 147V146H195V147H197V148H195L194 147V145H193V143L192 142H190L191 143V145H193V148H194V151L191 153V156L189 155L188 157H189V159H190V162L188 163V162H185V166L184 167H182V169L183 168H185V170L186 171H184L185 172V175L182 173V179L184 180H179V179H181L180 177H179V179L177 180V176L175 177L174 175V178L177 180V181H180L184 186L182 187L181 185H179V183L180 182H178L177 183V185H175V186H177V187H175L174 185V189H172V190H170V192L168 193V191H167V193H165L166 192V188H164V190H163V188L162 189H160L161 191H159L158 193L156 192V189H158L159 187H157L156 188V185L155 186H153V185H149L150 186V188L152 187H155V191L154 192H156L157 194H159V195H156V196H164L163 194L165 193L166 195H165V197H164V200H162V201H164V203H165V198H166V196L168 195V198H167V206H166V204L164 205V204H162L163 202L162 201H160V200H158L160 197H158L157 198V200L159 201V203L161 202V204H159V205H162L164 208H163V210L161 209V211L162 212H160V215H159V210L158 211H156V208L154 207L155 206V204H156V202H154V200H153V204L154 205H150V207L148 208V206L149 205H146V209H148V212H147V214L149 215V213L151 212V214H152V210L154 209L155 210V212H157L158 213V215H159V220H158V218H156L155 216L153 217V215H157V213L156 214H153V215H149V216H147V214H146V216H145V218H148V217H153V218H155L157 221H159L158 223H157V221L154 219L153 220V222H152V220H150V218H148V221L149 222H144V221H142L144 224L145 223H148V227H150L151 229H154L153 227H152V224L154 223V221L157 223V225H156V227H155V229H154V231L153 230H151L152 232V234H150V229H148V231L146 230L147 229V227L144 225H142V223L141 224H139V225H142V227H140V226H138V228L140 227V229H141V231L142 230H145V232L144 231H139V234L137 235V233H136V235L134 234V233H132V231H133V229H132V231H131V233H128L129 235H128V238H129V246L128 247H125V248H127V249H125L126 251V255L125 254H123V257H125L127 260H129V262L130 263H127L126 262V264H140V263H143L144 261H143V259H145L146 261V263H147V259H149L148 260V262H149V264H151V263H153V264H169V261L171 260V262H170V264H182V261H185V260H187L184 256H182L183 254L182 253H180L179 251H177V250H175V248L174 247H170V246H172L173 244L174 245H176L173 241H172V239L173 240H175L174 238H172V234H174V235H176V234H179L185 227H187V228H185L184 229V233H185V230L186 231H188L187 233L189 234V235H191L190 234V231H191V233H192V231L193 230H195L196 229V231L198 230V228H197V226H195L196 228L195 229H193L194 228V224H196L197 222H201V220H202V222H204V221H207V220H204V218L205 219H207V217H208V215H209V219H211V215H212V218H213V221H212V219L211 220H209V222H207V223H201V224H205L204 226H206V227H203V230L201 229V232H200V235L197 233V235H199V237H201V238H199V237H196L195 239H194V237H192V236H188V235H186V237L185 236H182L181 238L183 239V238H187L188 239V237H192L193 238V240H192V238H191V242L189 241V244L191 245V244H193L194 243V245L196 246L197 244V247H194V248H198V247H200L201 248V250H200V248H198L197 250H194V254H196L195 256H197V258L195 257V256H192L190 259H191V263H189V262H187L186 261V263L185 264H201V263H203V264H214V263H212L214 260H216V261H214L215 262V264H264V259H262V255H263V253H264V185L261 183L262 182V180H264V177L263 178H261V179H259V177L258 176H260L258 173L256 174V175H258L257 177V179H259V181L261 180V182H259L256 178H255V174L253 175V173H254V171L253 172H251L252 171V169L253 168H251L252 167V165L253 164H256V163H258L259 162V164L261 165L262 164V162L264 163V159H263V161H262V159H259L260 157L258 156V159H256L257 161H255V163H252V165H250V163H249V161H250V159H253V157H255V156H253V155H260L259 154V152L260 151H258V147H257V151H255L254 150V148L252 147V149H251V154H253L252 156L253 157H251V156H249L250 158H249V160H248V162L246 163V165H249V166H251L250 168H251V170H247V169H245V168H249L248 166H245L244 164H243V167H244V169L242 168V167H239V166H237L238 167V169L240 168H242L241 170H242V172L240 173L239 171H237L236 170V168H235V166L236 165H238L237 163H235L234 164V170L236 171L235 173L237 174L238 172H239V174H240V176H239V174L238 175H236L234 172H233V174L234 175H236L235 176V178L238 180V182H231L230 180H227V181H230V184L231 183H233L232 185H230V187H231V189L230 188H228L229 187V183L227 184V185H224V187H223V184H225V183H223V182H221V183H223V184H221L222 185V187H220V189L217 187L218 185H220V184H218L217 183V190L219 189V191H217L216 190V192H214L215 190H213L212 191V189H211V191L214 193V196L211 194V193H209L210 192V189L209 188H207V189H209L208 191L209 192H207V193H205L204 191H199L198 193H199V195L200 194H203V196L201 195V197H206V196H213L211 199H209V201H208V198H206L207 199V201L210 203V204H206V203H208L207 201H206V203L204 204V202L202 201V199L198 196V193H196L192 188L195 186L196 187V184L195 183H193V182H197L198 184H199V182L201 181H203V184H205V182H204V180H201V178H200V181H199V179H198V177H197V179L198 180H196V178H195V176H198L199 175V177L203 174L206 178H208L209 177V175H214V176H210L211 178L212 177H215V176H217L218 174V171H215V170H217L215 167L217 166V165H220L221 164V162L219 163V161H222L221 159V157L220 156H218V155H215L216 157L218 156V158L220 157L221 159L220 160H218V163H217V161H216V157H214V152H217V153H219L218 151H212V150H216L217 149V147L215 146L216 145V141H217V139H219V137L218 136H215V134L214 133H212V131L210 132V135ZM240 136V137H239ZM195 137H197V136H195ZM202 137V136H201ZM200 137V138H201ZM250 137H252V138H250ZM5 138H7V139H5ZM40 138H41V140H40ZM64 138V139H65ZM78 138V139H77ZM79 138H81V139H79ZM147 138V137H146ZM159 138V139H158ZM164 139V140H167V139ZM182 138V139H181ZM197 138H199V136L197 137ZM250 139V141L251 142H253V143H251L249 140V143H248V141H247V139ZM254 138H257L259 141H257V142H255L257 139H255V140H253ZM10 139H11V141H10ZM35 139V142L33 141V140ZM64 139H62V140H64ZM74 139H76V141H77V144H76V142H74ZM112 139V140H111ZM179 139H181V141H183V140H185V142H186V145H185V143L184 142H180L181 144H179ZM202 139V138H201ZM58 140V141H57ZM93 140V141H92ZM98 140V141H97ZM149 139H147V141H148ZM160 140V141H159ZM179 140V141H178ZM196 140V141H197ZM239 140H241V141H239ZM246 142H245V141ZM68 141V142H67ZM85 141V142H84ZM102 141V142H103ZM149 141H151V140H149ZM154 141V140H153ZM191 141V140H190ZM196 141H194V143H197ZM215 142V145L214 146H211L212 147V150L210 149L211 147H210V145L209 144H211L210 142ZM234 141V142H233ZM236 141H238L239 143H236ZM8 142H9V145L11 146V147H8L9 145H7L8 144ZM37 142V143H36ZM80 142V143H79ZM248 143L247 145L246 144H243L242 145V147L240 146L242 143ZM255 142V143H254ZM261 142V143H260ZM4 143V144H3ZM34 143H36V145L34 144ZM68 143H70V144H68ZM75 144V147H73V145ZM87 143V144H86ZM98 144V146L97 147H94V146H96L97 144ZM104 143V142H103ZM108 142H107V144H109ZM189 143V142H188ZM190 143L188 144V145H190ZM220 143H218V144H220ZM225 144L226 146H222V144ZM37 144H40V145H37ZM83 144V146L84 147H86V149L89 147V149L91 150L90 152H94V153H90V152H88L89 151V149H85L84 150V147L83 146H81ZM94 144H96V145H94ZM126 144V143H125ZM124 144V145H125ZM139 144V143H138ZM147 144V143H146ZM173 145L174 144V146H175V148L177 147V149H179V150H181V151H179L178 150V153H177V149L174 151V153L175 154H173V153H171V151H173L172 149H171V146L170 145ZM179 144V145H178ZM183 144L185 145V146H183ZM209 145L208 147L207 146H205V145ZM236 144V145H235ZM263 145H264V142L262 143ZM7 145V146H6ZM86 145V146H85ZM88 145V146H87ZM134 145V143L133 144H128V145H126L127 147L129 146V148L132 150V147L131 146H133ZM140 145V144H139ZM139 145H137L138 147H136V149H134L136 152H138V151H140V146ZM197 145V144H196ZM234 147H233V146ZM34 146H36L35 147V150L38 152V154L36 153L35 154V156H33L34 155V152H35V150L33 151V149H34ZM161 146V147H160ZM178 146H181V148H179ZM244 146V147H245ZM72 147V148H71ZM190 147V146H189ZM213 147H214V149H213ZM218 147V148H219ZM137 148H139L138 149V151H137ZM142 148V151H145V149L143 150V148H145V145L143 146V147H141ZM155 148V147H154ZM155 148V149H156ZM173 148V147H172ZM191 149V151L193 150V148H192V146L190 147ZM255 148H256V146H255ZM170 149H171V151H170ZM182 149H184V150H182ZM187 149H188V147H187ZM186 149V150H187ZM237 149V150H238ZM245 149H246V147H245ZM250 149H249V151H250ZM264 149V148H263ZM263 149L261 150V155L264 153H262V151H263ZM129 150V149H128ZM128 150H127V152H128ZM189 150V149H188ZM189 150V151H190ZM197 150V151H196ZM198 150H200V153H199V151ZM217 150H219V149H217ZM229 150H228V152H229ZM235 150L236 149H234V151H233V153L235 154ZM9 151V152H8ZM142 151H140V152H142ZM189 151H188V153H189ZM227 151V150H226ZM225 151V152H226ZM239 151V152H240ZM247 151V150H246ZM98 152V153H97ZM103 152V153H102ZM126 152V153H127ZM133 152V151H132ZM135 152V154H137ZM140 152H138V155H139V153ZM169 152H170V155H173L172 157L169 155ZM179 152H181V153H179ZM197 152V153H196ZM208 152V153H207ZM211 152H213V153H211ZM238 152V151H237ZM244 152V151H243ZM256 152L258 153V154H256ZM8 153V154H7ZM156 153V154H155ZM210 153V154H209ZM223 153V152H222ZM230 153H232V151L230 152ZM241 153V152H240ZM246 153V152H245ZM6 154V155H5ZM128 154V153H127ZM132 154V153H131ZM141 154V153H140ZM186 154H187V151H186ZM190 154V153H189ZM207 154V155H206ZM210 155V158H211V161L209 162L208 161V158H206V157H209V155ZM221 154V153H220ZM219 154V155H220ZM223 154H225V153H223ZM129 155V154H128ZM127 155V157H129ZM133 155H134V152H133ZM143 155V154H142ZM145 155H143V156H145ZM155 155H157V157H154ZM178 155H179V157H178ZM192 155H194L193 156V158H192ZM195 155H198V156H195ZM211 155L215 158V160H213L212 159V157H211ZM239 155V154H238ZM260 155V156H261ZM264 155V154H263ZM102 156V157H101ZM137 156V155H136ZM141 155H139V157H140ZM149 156V157H148ZM166 156L168 157L166 160L164 159L163 160V157L164 158H166ZM174 156H175V158H174ZM206 156V157H205ZM223 156H225V155H223ZM226 156H227V153H226ZM239 156H241V155H239ZM246 157H248L247 155H245ZM126 157V158H127ZM133 157L134 156H132L131 157V159H133ZM170 157V158H169ZM188 157L187 158H185V159H188ZM191 157V158H190ZM243 157V156H242ZM263 157V156H262ZM104 158H108V159H104ZM124 158V157H123ZM130 158V157H129ZM134 158H136V157H134ZM145 158V157H144ZM205 158L207 159L206 161H205ZM224 158V161H226L225 159H228L227 157L225 158V157H223ZM255 158H257V157H255ZM101 159H102V163H101ZM104 159V160H103ZM140 159V161L141 160H143L142 158H139ZM171 159V160H170ZM176 159V160H175ZM188 159V160H189ZM236 159H241V158H236ZM235 159V160H236ZM108 160V161H107ZM134 160V159H133ZM137 160H138V158H137ZM136 160V163H139V165H140V161H137ZM247 160V159H246ZM104 161V162H103ZM106 161H107V163H106ZM153 161H156V160H152V163H153ZM172 161L174 162V163H172ZM183 161H185L184 159H183ZM187 161V160H186ZM241 161V160H240ZM243 161V160H242ZM253 161H254V159H253ZM262 161V162H261ZM1 162H3V163H1ZM120 162H118V164H120ZM172 164H171V163ZM236 162H238L239 163V161H236ZM104 163H105V165H104ZM122 163H121V165H122ZM150 164H151V161L149 162ZM155 163V162H154ZM170 163V164H169ZM226 163V162H225ZM242 163H245V162H242ZM3 164V165H2ZM114 164H116L115 162H114ZM143 164H144V161H143ZM178 164V163H177ZM181 164V166L182 165H184V163L182 162V163H179L178 165H180ZM66 165L67 166H70V168L72 169H70V172L72 171H74V170H76V173H72V174H70V175H68L67 174V172L65 171L64 172V169L66 168ZM102 165V166H101ZM120 165V167H122ZM133 166V167H130V166ZM216 165V166H215ZM222 166H223V164H221ZM220 165V166H221ZM259 165V166H260ZM105 167V168H103V174L104 173H109L108 175H110V177L108 176V178L109 179H107L106 177V179H104V175H102V172H101V167ZM111 166H113V163H112V165ZM110 166V167H111ZM145 166V165H144ZM143 166V167H144ZM152 166H153V164H152ZM180 166V167H181ZM221 166V167H222ZM224 166H225V164H224ZM223 166V167H224ZM242 166V165H241ZM254 166V165H253ZM109 167V166H108ZM142 166H141V168H140V166L137 168V171L138 172H141L140 174L142 175V171H139L140 169L142 170V168H143ZM176 167H178V166H176ZM179 167V169H181ZM257 167H258V164H257ZM256 167V168H257ZM60 168H61V171L60 172H57L58 170H60ZM140 168V169H139ZM154 168V169H153ZM217 168H219L218 166H217ZM255 168V169H256ZM66 169H69V167H67ZM65 169V170H66ZM107 169V170H106ZM108 169H109V172H108ZM122 169V170H121ZM126 169V170H125ZM128 169V170H127ZM139 169V170H138ZM144 169V168H143ZM145 169V170H146ZM151 169V170H150ZM177 170H178V172L179 171H181V170H179L178 168H176ZM175 169V170H176ZM233 169V168H232ZM239 169V170H240ZM260 169H263L264 170V164H263V167L261 166V168ZM119 170H121V171H119ZM219 170V169H218ZM231 170V169H230ZM229 170V171H230ZM258 170V169H257ZM257 170L255 171V172H257ZM262 170V172H264ZM55 171H56V175H57V173H58V175L57 176H55L54 175V173H55ZM128 171V172H127ZM136 171V172H137ZM149 171V172H148ZM155 171V172H154ZM156 171L158 172L157 174H156ZM183 171V170H182ZM229 171H228V173H229ZM68 172H69V170H68ZM69 172V173H70ZM79 172V173H78ZM177 172V174H179V173H181V172H179L178 173ZM232 172V171H231ZM261 172V173H262ZM59 173H61V176L59 177ZM63 173H65V174H67L68 176L67 177H65L66 175H63ZM215 173L217 174V175H215ZM220 174H219V176H221V178H222V174H221V171L219 172ZM74 174V175H73ZM118 174H120V175H118ZM135 174H137V173H135ZM135 174H133V175H135ZM139 174V173H138ZM139 174V175H140ZM154 174V175H153ZM175 174H176V172H175ZM52 175H53V177H52ZM106 175V174H105ZM112 175V176H111ZM131 176V178L130 179H132L133 180V178L132 177H134V176ZM138 175V176H139ZM140 175V177H142ZM172 175V174H171ZM195 175V176H194ZM262 175V174H261ZM63 176V177H62ZM73 176V177H72ZM126 177V178H124V177ZM137 176V175H136ZM144 176V175H143ZM151 176H149V179H150V177ZM163 176H164V178H163ZM226 176V175H225ZM225 176H224V179H223V181L225 180ZM263 176V175H262ZM112 177H113V179H112ZM116 178V180H114L115 178ZM118 177L120 178L119 179V181L118 182H116L117 181V179H118ZM155 177V178H156ZM169 177V176H168ZM171 177V176H170ZM205 177H203V178H205ZM210 177L208 178L209 180H210ZM218 177V176H217ZM229 178L231 177L230 175L228 176ZM232 177L234 178V176L232 175ZM56 178V179H55ZM58 178V179H57ZM104 180H103V179ZM123 178V179H122ZM136 178V177H135ZM167 178V177H166ZM173 178V179H174ZM193 178H195V180L193 179ZM202 178V179H203ZM216 178V177H215ZM102 179V180H101ZM124 181H122V180ZM148 179V180H149ZM153 179H151V181L153 180ZM220 179V178H219ZM218 179V180H219ZM140 180V179H139ZM139 180H136V181H138V184L137 185H139V187H140V185L141 184H139V182L140 183H144V185H141V187L142 186H145L146 184H147V182L144 180V177H143V180H144V182L143 181H139ZM142 180V179H141ZM168 180H171V178H169ZM167 180V181H168ZM194 180V181H193ZM208 180V181H209ZM213 180V179H212ZM216 180H217V178H216ZM101 181V182H100ZM107 181V182H106ZM121 181L123 182V184L121 183ZM130 181V180H129ZM150 181V182H151ZM167 181H166V183H167ZM172 181V180H171ZM207 181V180H206ZM214 181V180H213ZM212 181V182H213ZM222 181V180H221ZM226 181V180H225ZM233 181H235V180H233ZM103 182H106V184H107V188H104L106 185H105V183H103ZM127 182V181H126ZM146 182V183H145ZM184 182V183H183ZM190 182V183H189ZM200 182V183H201ZM210 182H211V180H210ZM257 182H259V185H258V183ZM103 183V184H102ZM120 183H121V185H120ZM137 182H135V184H136ZM171 182L169 181V184H170ZM207 183V182H206ZM209 183V182H208ZM130 184L134 187V183L132 184V182H130L129 184L127 183V185L128 186H130ZM175 184V183H174ZM191 184H193V187L191 188ZM210 184V183H209ZM208 184V185H209ZM213 184V183H212ZM260 184L262 185L261 187H259L260 186ZM113 185H115L114 183H113ZM126 185V186H127ZM136 185V186H137ZM171 185V184H170ZM178 185L179 186H181V187H178ZM191 185V186H190ZM236 185H238V186H240V187H237V189H234L233 190V188L236 186ZM125 186V187H126ZM148 186V185H147ZM169 186V185H168ZM210 186H212V185H210ZM138 187V186H137ZM171 187V186H170ZM169 187V188H170ZM198 187V189H200L199 187H201V186H197ZM196 187V188H197ZM136 188V187H135ZM151 188V189H152ZM195 188V189H196ZM205 187H204V190L206 189ZM210 188H213V187H210ZM215 188V187H214ZM213 188V189H214ZM137 189V188H136ZM139 189V188H138ZM143 189H145V188H141L139 191H141V190H143ZM202 189H203V186H202ZM201 189V190H202ZM206 189V190H207ZM216 189V188H215ZM230 189V190H229ZM106 190V191H105ZM118 190V189H117ZM117 190H116V192H117ZM126 190V189H125ZM237 191V193H236V191ZM144 191V190H143ZM146 191H148L147 189H146ZM150 192L151 191H153V189L152 190H149ZM164 192V193H163ZM232 192H234V193H232ZM140 193V192H139ZM138 193V194H139ZM153 193V192H152ZM163 193V194H162ZM216 193H218V194H216ZM231 193V194H230ZM85 194H88L87 195V198H89V199H91L92 200V203L94 202V204H93V206H95V207H92V208H90V206H92V203L90 202L91 200H87V198H86V196L84 197V195ZM100 194H102L101 196H100ZM142 194V193H141ZM143 194H147L146 192L145 193H143ZM142 194V195H143ZM148 194H149V192H148ZM151 194V193H150ZM153 194H155V193H153ZM162 194V195H161ZM216 194V195H215ZM43 196V197H41L44 201H42V203H41V198H40V196ZM106 195V196H105ZM152 195V194H151ZM204 195H206V196H204ZM91 196H93V197H91ZM145 196H147V195H145ZM150 196V195H149ZM149 196H147V198L149 197ZM155 196V195H154ZM153 196V197H154ZM107 197V198H108ZM120 197V196H119ZM119 197L117 198V199H119ZM144 197V196H143ZM150 197H152V196H150ZM149 197V198H150ZM35 198H37L36 200H35ZM39 198V199H38ZM47 198V199H46ZM86 198V199H85ZM93 198V199H92ZM115 198V199H116ZM149 198L147 199V200H149ZM156 198V197H155ZM45 199L46 200H48L47 202H49V204H51V205H48L47 203H46V201H45ZM114 199V200H115ZM206 199H204V201L206 200ZM36 201V202H33V201ZM105 200H108V199H105ZM31 203H30V202ZM40 201V202H39ZM70 201H72V205H70ZM87 201V202H86ZM117 200H115V202H116ZM139 201H140V203H139ZM144 201H145V203H144ZM89 202V203H88ZM105 202V201H104ZM113 202V201H112ZM45 203V204H44ZM99 203V204H98ZM106 203V202H105ZM111 203V202H110ZM34 204L35 205V207H37V206H40V207H37V208H35L36 210H38V211H42V209H43V211L45 212H48L49 214H47V216H46V219H43V218H41V220H40V218L38 219V217H37V213H39L38 211H37V215L35 214V210H34V206H32V205ZM42 204H44V205H42V207H41V205ZM88 204V205H87ZM103 204V203H102ZM104 205V204H103ZM117 205H118V207L120 208H116L117 207ZM46 206V207H45ZM75 207V208H77L76 209V211H79V212H81L82 211V214L81 213H78V216H79V214L81 215V217L79 218V217H77V215H75L73 218H71V217H69V215L70 214H72V213H77L74 209H73V207ZM108 206H110V205H108ZM135 206H137V208L135 207ZM153 206V207H152ZM158 205L156 204V207H157ZM49 207H51L50 209H49V211H48V209L47 208H49ZM70 207V208H69ZM72 207V208H71ZM81 207V208H80ZM203 207H206V209H207V211H205V208H203ZM41 208V209H40ZM47 210H46V209ZM78 208H80V210H78ZM108 208V207H107ZM110 208V207H109ZM109 208H108V210H109ZM132 208V207H131ZM144 208V209H143ZM160 208V207H159ZM218 208H225L224 210L226 211L228 208L230 209V213L232 214V216H231V214H228L229 212H225V213H223V211H222V216H221V214H218L217 215V213L218 212H216L215 213V211L218 209ZM40 209V210H39ZM68 209V210H67ZM96 209H98V208H96ZM122 209V210H121ZM32 210H33V212H34V214L36 215V216H34V214H33V212H32ZM73 212H72V211ZM100 210V209H99ZM132 210V209H131ZM141 210V211H140ZM149 210H151V211H149ZM50 211H51V213H50ZM67 211H69L68 213H67ZM92 211L94 212V213H92ZM124 211V212H123ZM133 211V210H132ZM218 211H219V209H218ZM221 211H219V212H221ZM71 212V213H70ZM99 212V211H98ZM109 212V213H108ZM112 212V213H111ZM145 212H146V210H145ZM145 212L143 213V214H145ZM209 212V214L207 215L206 213H208ZM92 213V214H91ZM111 214V217H109L108 215L106 216V214ZM128 213V214H127ZM135 213V212H134ZM133 213V214H134ZM154 213V212H153ZM213 213H215V214H213ZM69 214V215H68ZM91 214V215H90ZM96 214H98L97 212H96ZM112 214H113V216H112ZM136 214V213H135ZM224 214H228V215H230V217L229 216H227V215H224ZM203 215H205V216H203ZM214 215V216H213ZM11 218H10V217ZM32 216H34L33 218L35 219L34 221H36L37 219H38V221H40L39 223H37L38 221H36V223H33V222H31V220L33 221V218H32ZM51 216V217H50ZM70 216H72V215H70ZM96 216H99V218L98 217H96ZM130 216V217H129ZM138 216V217H137ZM143 216V215H142ZM203 216V217H202ZM216 216H217V219H215L216 218ZM218 216H220V218L218 217ZM36 217V218H35ZM90 217V218H89ZM93 217V219H91ZM102 219H101V218ZM105 217H107V219H105ZM113 217V218H112ZM118 217V218H117ZM128 217V218H127ZM49 218V219H48ZM78 218V219H77ZM98 218V219H97ZM119 218H121L120 220H119ZM131 219V221H130V219ZM142 218V217H141ZM48 219V220H47ZM80 219V220H79ZM88 219H91V221H93L94 222V224L95 225H97V226H99L98 228H97V226L95 227L94 226V224H93V222H92V224H91V222H90V220H88ZM101 219V220H100ZM111 219V220H110ZM119 220L118 222H116V223H118V225H120V226H115V225H113V223L115 222L114 220ZM128 219H129V223H130V225H132V227L129 225V223H127L128 222ZM133 219V220H132ZM219 219V220H218ZM44 220V221H43ZM49 220H51V221H49ZM82 220V221H81ZM102 220H107V221H102ZM216 220H218V222H220V221H222L221 223L223 224L222 225V227L220 226L221 224H218L219 226H220V229L218 228V225H216L215 224V222L217 223V221ZM46 221H49V224H48V222H47V224H46ZM114 221V222H113ZM121 221V222H120ZM133 221H135V222H133ZM145 221H147V220H145ZM43 222V223H42ZM44 222H45V224H44ZM82 222H84V223H86L87 225H89L87 228L86 227H84L83 229L82 228H80L81 226L83 227L84 226V224H82ZM89 222V223H88ZM101 222V223H100ZM106 223L107 225H105V224H103V223ZM112 222V224H110ZM125 222L127 223L126 224V226L125 225H122V224H125ZM199 222V223H200ZM115 223V224H116ZM132 223V224H131ZM152 223V224H151ZM198 223V224H199ZM58 224V225H57ZM60 224V225H59ZM79 224V227H77V225ZM100 224L102 225V227L100 226ZM33 225L35 226V227H33ZM44 225H47V226H44ZM56 227H55V226ZM62 225V227L64 226V228L62 229V231H61V228L59 229L58 228V226L60 227ZM66 225V226H65ZM81 225V226H80ZM86 225V226H87ZM93 225V226H92ZM103 225H105V226H103ZM108 225H113L114 226V228L115 229H117V232H118V234H117V232H114V229H112L113 228V226L112 227H109L108 228ZM128 225V226H127ZM133 225H135V226H133ZM209 225H210V227H212V228H214V227H216V229H210L209 228ZM36 226H39L38 228H40L39 230H38V228H36ZM41 226V227H40ZM52 226V227H51ZM123 226V227H122ZM125 226V227H124ZM129 226H130V229H129ZM203 226V225H202ZM201 226V227H202ZM48 229H47V228ZM53 227H55V228H57L58 230H56V229H53ZM91 227H93V229L94 230H96L97 231V234H96V231H95V234L93 233V235H92V232H90V231H92L93 229H90ZM104 227V228H103ZM177 227L178 228H181L179 231V233H177L178 232V229H177ZM191 227H192V229L193 230H191ZM198 227H200V224L198 225ZM200 227V228H201ZM35 228V229H34ZM46 228V229H45ZM50 228L52 229V231L50 230ZM77 228H79V230L77 229ZM86 228V230L87 231H89V229H90V231H89V233H87V231H85L84 229ZM97 228V229H96ZM101 228V229H100ZM146 228V229H145ZM37 229V230H36ZM83 231H82V230ZM102 232V233H100V238H99V236H97L98 235V233H99V230ZM139 229V230H140ZM176 229H177V232H176ZM208 230L209 231V229L211 230V232L212 233H209L211 236H212V238H210V239H213V237H214V239L213 240H215L214 241V249H215V252H213L214 251V249L213 248H211L213 251H211L210 249V252H209V250L208 249H205V251H202V250H204V248H206L204 245V243L202 242V240L201 239H208V237H205L206 235H205V233L206 232H203V231H205V230ZM94 230H93V232H94ZM12 231H14L13 233H12ZM55 231H56V233H55ZM64 231V232H63ZM85 232V233H83V234H79L78 232ZM108 231V230H107ZM110 231V230H109ZM108 231V232H109ZM116 231V230H115ZM147 231V232H146ZM200 231V230H199ZM198 231V232H199ZM207 231V232H208ZM213 231H215L216 233H213ZM218 231V232H217ZM20 232V233H19ZM47 232V234H45ZM50 232V233H49ZM58 232V233H57ZM61 234H60V233ZM63 232V233H62ZM121 232V233H120ZM170 232H171V235H169L170 234ZM262 232V233H261ZM15 233V234H14ZM17 233V234H16ZM22 233V234H21ZM53 233V234H52ZM77 233L79 234V235H81V236H79L78 238H76L77 237ZM87 233V234H86ZM90 233H91V235H90ZM202 233H204V237L205 238H203V236H202ZM49 234V235H48ZM106 234V233H105ZM104 234V235H105ZM110 235L109 236H111L112 237V235H111V232L109 233ZM181 234L182 233H180L179 234V236H181ZM192 234H194V233H192ZM208 234V233H207ZM47 235V236H46ZM53 235H56V237L55 236H53ZM60 235V236H59ZM101 235H102V237H101ZM107 236H108V234H106ZM173 235V236H174ZM51 236H53V237H51ZM63 236V237H62ZM72 236V237H71ZM82 236H84V237H82ZM107 236H105V237H107ZM168 236V237H167ZM179 236L177 235L176 237L178 238V241H179ZM196 236V235H195ZM208 236V235H207ZM56 239H55V238ZM60 239H59V238ZM82 237V238H81ZM110 237V238H111ZM125 236H123V238H124ZM133 237V239H131ZM141 239H140V238ZM143 237V238H142ZM71 238V239H70ZM80 238V240H81V242H80V240H77V239H79ZM93 238V239H92ZM97 238V240H94V239H96ZM123 238H120L121 240H123L124 241V239ZM135 238L138 240H135ZM167 238V239H166ZM59 239V240H58ZM91 239V241L93 242L92 244H91V247L93 246V244L96 242L97 244H98V246L96 245V247L95 246H93V248L92 249H94L93 251H91L90 249H91V247L90 246H88L87 244H90L91 242L89 241ZM98 239H100V240H98ZM105 239V238H104ZM103 239V240H104ZM126 239V238H125ZM166 239V240H165ZM190 239V238H189ZM188 239V240H189ZM262 239H263V241H262ZM33 240H35V241H37L38 242V248L39 247H41V248H39V251H37L38 249H37V246H35L36 244V242L34 243V241ZM56 240V243H53L52 244V242H54ZM65 240V241H64ZM106 240V239H105ZM131 240V241H130ZM165 240V241H164ZM184 241H185V239H183ZM198 240H201V242H198ZM212 240V241H213ZM17 241V242H16ZM31 241L34 243L33 245H32V243H31ZM67 241V242H66ZM74 241H76V242H74ZM172 241V242H171ZM177 241V242H178ZM193 241H195V242H193ZM88 242H90V243H88ZM124 242H126L127 243V240L126 241H124ZM131 242V243H130ZM135 242V243H134ZM138 242V243H137ZM158 242L160 243V242H162L160 245H158ZM167 242V243H166ZM176 242V243H177ZM180 242H181V240H180ZM183 242V241H182ZM204 242H205V240H204ZM260 242V243H259ZM262 242V243H261ZM43 243V244H42ZM45 243V244H44ZM172 243V244H171ZM203 243V246H200L201 244ZM41 244V245H40ZM50 244V245H49ZM52 244V245H51ZM54 244H55V246L57 247H55L54 246ZM70 244H72L73 246H71ZM78 245V244H82L84 247L85 246H88L90 249H88V247H87V250H89V251H91L90 252V254L89 253H87V256H82L81 254L83 253H80L79 251H77L76 252V248H72V247H74L75 245ZM103 244V243H102ZM131 244V245H130ZM170 244V245H169ZM44 247H43V246ZM58 245H59V247H58ZM76 245V246H77ZM101 245V244H100ZM156 246V248H155V246ZM161 245H163L164 246V248L161 246ZM193 245V246H194ZM33 246H35V248L33 247ZM45 246H47V247H45ZM52 246H54V247H52ZM66 246H67V249H66ZM104 246V245H103ZM152 246V247H151ZM157 246L159 247V249L157 248ZM192 246V245H191ZM65 247V248H64ZM95 247V248H94ZM151 249H150V248ZM162 247V248H161ZM44 248V249H43ZM46 248H48V249H46ZM52 250H51V249ZM53 248H55V249H53ZM79 248H81V247H79ZM86 248V247H85ZM130 248V249H129ZM174 248V249H173ZM37 249V250H36ZM41 249H42V252H41ZM63 249V250H62ZM68 249H70V250H68ZM82 249H84V248H82ZM98 250H100L101 249V247L100 248H97ZM97 249L95 250V251H97ZM154 249V250H153ZM155 249H157V251L155 250ZM168 249V250H167ZM60 250V251H59ZM73 250H75V252L76 253H80L79 255L81 256V257H83V258H81L78 254H75L74 252H72L71 253V251H73ZM79 250V249H78ZM130 250H132L133 252H136L135 254H132L133 252H131ZM160 250V251H159ZM174 250L176 251V252H178V253H176V255H175V253H174ZM44 251H46V253L44 252ZM49 251V252H48ZM65 251V252H64ZM144 251V252H143ZM147 251H151L152 252V254L154 255H151V252H150V254H149V256H150V258H149V256H146V254H148L149 252H147ZM155 253H154V252ZM172 251V252H171ZM195 251H196V253H195ZM199 251V252H198ZM209 253H207V252ZM3 252V253H2ZM51 252V253H50ZM59 252H60V254H59ZM146 252V253H145ZM165 252V253H164ZM169 252H171V253H169ZM74 253V254H73ZM85 253V255H86V252H84ZM101 255H100V254ZM111 253V252H110ZM165 254L166 256H164L163 254ZM180 253V254H179ZM203 253V254H202ZM210 253H213L214 254V256H212V254L210 255ZM3 254V255H2ZM89 254V255H88ZM99 254V255H98ZM102 254H103V257H102ZM107 254H109V253H107ZM113 254V253H112ZM112 254H110V256L112 255ZM131 254V255H130ZM159 254H160V256H159ZM170 254H171V256H170ZM182 254V255H181ZM193 254V255H194ZM202 254V255H201ZM58 255V256H57ZM115 255V254H114ZM114 255H112V256H114ZM128 255V256H127ZM131 256V258H129L130 256ZM202 256V258H201V256ZM203 255H204V257H203ZM207 255H208V260L206 259V257H207ZM210 255V256H209ZM46 256H48V257H46ZM75 257V259H74V257ZM108 257H110L109 255H107ZM106 256V258H108ZM110 257V258H115V257ZM132 256H133V258H132ZM145 256H146V258H145ZM163 256V258H161ZM176 256V257H175ZM264 256V255H263ZM76 257H78L77 259H76ZM102 257V258H101ZM118 258L120 257L119 255L117 256ZM141 257V258H140ZM158 257H159V260L160 261H158ZM166 257H167V259H166ZM171 257V258H170ZM175 258L177 261L179 260V262H176V260L174 259V261H173V259L172 258ZM184 257V258H183ZM211 257V258H210ZM1 258H3V260H1ZM49 259L48 260V262L45 260V259ZM65 258V259H64ZM101 258V259H100ZM134 258H135V263H134ZM140 258V259H139ZM153 260H152V259ZM161 258V259H160ZM169 258H170V260H169ZM194 260H193V259ZM198 258L200 259V260H198ZM213 258V259H212ZM216 258V259H215ZM61 259V258H60ZM100 259V261H98ZM131 259V260H130ZM166 259V260H165ZM184 259V260H183ZM190 259L188 258V260L190 261ZM204 259H206V262H204L205 260ZM45 260V261H44ZM76 260V261H75ZM107 260H109V259H107ZM155 260V261H154ZM163 260V261H162ZM168 260V261H167ZM198 260V261H197ZM211 260H213V261H211ZM58 263H57V262ZM137 261H142V262H137ZM158 261V262H157ZM162 261V262H161ZM200 261V262H199ZM63 263H64V261H62ZM104 263H105V261H103ZM102 262V263H103ZM110 262V261H109ZM113 262V261H112ZM111 262V263H112ZM133 262V263H132ZM181 262V263H180ZM62 263V264H63ZM101 263V264H102ZM103 263V264H104ZM184 263V262H183ZM64 264H66V263H64ZM68 264V263H67ZM144 264V263H143Z\"/></svg>", "mask_w": 264, "mask_h": 264}, {"label": "bare ground", "instance_id": "2", "mask_svg": "<svg viewBox=\"0 0 264 264\" xmlns=\"http://www.w3.org/2000/svg\"><path fill=\"white\" fill-rule=\"evenodd\" d=\"M15 1H16V0H14V2H15ZM37 1L40 2V0H35V2H34V0H32L31 2H30V0H29V5H30V6H28V3H27V5H25L26 3H25V4L20 3V1H19V2H15V3H14L15 6H16L18 3H20V4H18V5H19L20 7H22V8L20 9V7L18 8V6H16V7H15V10L13 11V13L15 12V14H16V12H17L16 9H17V10L19 9L20 12H21V10H23V13H24L25 11L28 10V13L25 12L26 14H24V16H25V15H28L30 11H29V9H27L26 7H29L30 10H31L30 13H33L35 16H38L39 14H41L42 17L39 16V18H41V19H42L43 17H46V18H47L48 16H50V17L53 16L52 18L47 19V20H48L47 24L44 23V24H46L47 26L50 25L49 28L52 29L51 26H53V27L55 26V28H56L57 26L60 27V26L62 25V26L64 27V25L66 24L65 19L63 18V16H64L65 14H63V12H66V13L68 12L67 14H68L69 17H71V16L74 14V15L72 16V18H74L75 15H77V16H81V15H82V16L84 17L85 13H84V15L81 14V13H83V11L86 9V10H85V11H86V14H87V15L90 14V17H89V16H88V17L86 16L87 19H88V21H87L86 19H84L85 21H87V23H86L85 21H83L84 23H82V22H81V23L84 24V27H87V28H84V27H83L85 30H86V29L88 30L87 32L92 31V32H94V34H96V35H98V36L100 37L99 34L102 33V35H103V31L106 32L105 29H107V27H110V24H109V23L106 24L105 21H104L105 19L108 21L107 18H109V17H107V15H106L107 13H104V11L107 12V11H106V8H107V10H108V16H110L109 13H110L111 11H109V9L111 10L110 6L112 5V1H113V0H111V2H108V3H110V4H108V3H106V2H105L106 4L103 3L104 0H87V3H88V2L90 3V1H92V2H91L90 4H88V7H87V6H86V7H83L84 9H81V0H45V1L43 2V3H44V4H43L44 8L39 9V10L35 9V6H34V5H36L35 3H36ZM85 1H86V0H85ZM106 1H107V0H106ZM114 1H115V0H114ZM114 1H113V2H114ZM117 1H118V0H116L115 3H116ZM125 1L127 2V0H125ZM125 1H124V2H123V1H120V2L123 3L122 5H121V3H120V5L123 6V8H124V9H123L122 7H121L122 9H121V8H120V9L118 8L120 14H122V13H123L122 11L125 10V9L127 8V5L131 6V8L134 7V6L132 7V4H133L132 1H133V0H132V1L129 0L130 2H127V4H126ZM135 1H137V0H135ZM138 1H140V0H138ZM138 1H137V3H139ZM145 1H146V3H149V4L151 3L150 5L152 6V9H153V6H154V8H155V4H156L155 2H158L157 0H154L153 2H152V0H150L151 2H149V0H148V1L145 0ZM177 1H178V3H177ZM182 1H183V2H182ZM189 1H190V0H188V1H186V2H185L184 0H181V1H180V0H176V1H175V6H174V5H173V6H172V5L169 6V5H170L169 3H170V2H171V3H174V0H172V1H170V2H169V0H165L164 2H166L167 5H166V4L163 2V0H162L163 5L160 6V5H159V2H158V4L156 5V9L158 8L157 6H160L161 9H162V7L165 6V5L167 6V8L170 7V9L166 10V9H165L166 6H165V7L163 8L164 11H163V9H162L163 13H162V11H161V13H162V15H163L164 12L166 13L167 11H170V10H171V12H167V14H169V13L171 14V17H170V18H172V16L174 15L173 13H175V15H176V11L180 10L179 12H177L178 15H176V16L174 15V17H176V18H172V19H171V20H173L172 22H174V24H176V25H177L178 22L180 21L179 23H180L181 25H179L180 27L178 26L179 29H182V27H181V26H182V19H181V16L179 15L180 13H181V14H184L185 12H187V14L189 15V17H190V14H191V15L194 17V22H195V21H197V22H201V19L203 18V19H202V20H203V23H204V25L207 26V27H206V26L203 25V26L206 28L205 30L207 31V34H205V37L207 36V38H208V36H210V38H208V40L211 41L212 38H213V40H212L213 43H216L217 45H218V43H219V44H221L220 46L223 48V49H219V51L222 50V52L219 54V56L217 55L219 58H218V57L215 58L214 55L212 56L213 53H211V51H210L211 48L208 49L209 51H204L205 53H206V52H210L211 54H210V53H208V54L206 53V55H204V53L202 52V53H203V56H202V57H201V55H202L201 52H200V55H199V54H197V55H194V54H193V57L195 56V57H194L195 59H196V56H198V57L200 56V57H199L200 59H199V61H198V58H197L196 60H194V58H193V60H192V61H193V64H191V66H194V64H195L197 68H196L195 66H194V67L196 68L197 71H198V70H199V71L201 70V71L204 72V73L207 71L208 74H207L206 76H204V75L207 73V72H206L205 74L199 75V79L202 80V81H199V79H197V78L195 79V81H199L200 84H199L198 82L193 81V82H194L193 84H195L194 86L198 85V88H197V90H195L196 87H195V88L192 87V90H191V92H190V93H191L190 95L193 94V90H194V94H195V95H196V92H198L197 94H199L201 91H203V92L206 94V92H205V88H203V90H202V86H204V84H206V86H208V85L211 84V81H209V80H210L209 77L211 78V76L213 75L211 72L214 73V72H216V71H217V73H218V72H220V73H221V72H222V73H223V72H224V73L226 72L225 75H226L227 77L229 76V74H233V75H235V74L238 72V73L236 74L237 77L235 78V80H234V79H233V80L231 79L230 82H231L232 85H233V83H234L235 86H236V84H240V88H244V86L246 85L245 88H244V91H245V89H246V90L248 89V90L246 91V92H247V96H248V94H249L248 97H247V96L245 97L246 93H240L242 90H241V91L238 90V89H239V87H238L239 85H237V88H235V86H234V87H231V89H230V88H228V86L230 87L231 84L229 83L228 86H226L225 83H221V82H222V80H221V82H220L221 84H220L219 82H218V83L222 86V88H221L220 86H218V84L216 85L215 83H212V84H211L212 87H211V85L209 86V87H211V88H213L215 85H216L217 87H220V88H218L219 90H218V89L215 90V89L213 88L214 91H213L212 95H211V93H210L212 89L210 88V89H209L210 91L208 90L209 93H207V94H208L207 97L204 96L205 94H203V92H201V93H202V95H203L204 97L201 95V93L199 94V95H201V100H198V99H197L198 97L195 96L194 102H192L191 99H193V97H194V95H192V96L190 97V99H189V101L191 100V102L193 103V104H191V106H189V105H190L189 102L187 103V104H189L187 107H186V106H183V105H186L185 102H184V103L181 102L179 105H177L178 107H184V108H185V109L183 108L184 111L182 110V108H178L177 106H176L175 108H173V111H174L176 108H178V110L180 109L179 111H180V112H183V115H184L185 117H184L183 115H180V117H181V119H180V117L177 118V115H174V114H173V115H174V117H173L172 114H171L173 111H172L171 109H170V111H169V112H170V116H171V118L173 117L174 120H175V118H177V119L175 120V122H174V120H172L173 125H174V124H177V123H178V124L180 123V125H178V124H177V125H174V126H175V129H174V126L171 127V128L174 129V130L171 129L173 132H177V131H178V130H177L178 127H179L178 129H179V131H180V130H184L186 127L188 128V127L190 126V127H189L190 130L188 129V130H189V133L187 132V135H189V136L193 135V141H192V138H189V136L184 137L185 140L188 139V141H186V142H187V145H186L185 140L181 141V139L183 138V136H182V138L179 139L180 141H179V140H178V141H179V144H181L180 142H184V143H185L186 147H183V148H186V149H187V147H188V149L190 150V149H191L190 147L192 146V148H193V145H194V147H195V146L198 147V146H199L198 144H200V143L203 144V143L205 142V141L202 142V140H205V139H203V137H204V138H208L207 136L210 135V132H211V131H212V133L215 134V136H218V137H219V139H217V141H216V142H217L216 145H215V142H213V141H215L214 138L211 139L212 136H211V138H210V136H209V139H207V140H209V141H210V140H213L212 142H210L211 144H209L210 147L215 145V146L217 147V149H219V150H217V149H216V150H212V147L210 148L213 152H214V151H218V152H219V153L214 152V157H216L215 155H218V156H220V157L222 158V159H221L220 157L218 158V156H217V157H216V158H217V159H216L217 163H218V160L221 159L222 161H219V163L221 162V164H223V166H224V164H225L224 167H223L221 164H220V165H221L222 167H221L220 165H217L219 168H217V166L215 165V166H216L215 168L217 169V170H215V171H218V173H217L218 175L215 173V175L218 176V177L215 176V177L217 178V180H216L215 177H212V178L210 177L212 174L209 175L211 182H210V180L208 179L209 177L206 178L207 176L205 177L203 174H202L200 177H199V175H198V176H195V175H194L195 178H196V180L199 179V181H200V178H201V180H204V179H205V180H204L205 184H203V181H202V182L200 181L201 183L199 182V184H198L197 182H193V183L196 184V187H197V186H201V187H199L200 189H198V187L196 188L195 186L193 187V184H191L192 186L190 185L191 188L193 187L192 189H193L196 193H198L199 191H201V192L204 191L205 193H207V192H209L208 190L210 189V192H209V193H211V194L214 196V193H213L212 191L215 190L214 192H216L217 187L220 189V187H222L221 184L225 183V184H223V187H224V185H227V184L229 183V187H228V188L231 189L230 185H232L234 182H235V183L238 182V180L235 178V176L238 175L239 172H240V173L242 172V170L244 169L243 164H244L245 166H248V167H249V168H245V169H247V170H248V169L251 170V168H253L251 172L254 171L253 175L255 174L254 176H255L256 179H257L258 177H259V179H261V178L264 177V172H262L263 169H260L261 166L263 167V164H264V163L262 162L263 159H264V155H263V154H264V153H263V152H264V149H263V148H264V145H263L262 143H263L264 141H262V143L260 142L261 145L263 146V147H262V149H263V151H262L263 154H262V155H261V153H260L262 149H261L260 146L258 147V145H259L258 143H256V144H258V145L254 144L253 146H252V144H250L249 148H248L247 146L243 145V144H246V145H247V144L249 143V141H250L249 138L247 139V141L249 140L248 143H245V142H246L245 140H244V141H245L244 143L241 142L242 144H241L240 146L242 147V145H243V148H242L243 150H242V151H240V149L236 148V146H237V147H239V146L235 144V145H236L235 148H234V149H236V150H235V154L233 153L234 149L229 150L228 146H227V148L224 147V150H225V151L227 150L226 152H225V151H222V150L220 151L221 148L219 147V146H221L220 141L222 140V139L220 140V138H221L220 136L225 137L224 140H225L227 137L230 136V135H229L230 132L228 133L227 130H229V131H230V130H233V131L236 132L237 134H238V133H241V131L243 130V129H242V128H243L242 125L245 124L244 122H247V124H248V123H249L248 120L251 121L252 117H250V116H252V115L254 114V116H256V117L258 118V115L255 114V113L250 112V110H251V111H254V110H255L256 112H257V110H258V111H259V112H258L259 115L261 114L260 116H261V117L263 116V118H260V119L264 121V76H262V75L259 76V75H258L259 77H257V75L255 74L256 77H255V75H253L252 77H247V78L250 79V80H249L250 83H248L249 81L247 80V82H246L245 85H244V82H243V84H241L242 81H238V82H237L238 75H240V74H239L240 72H247V71H248V72H252V70L249 71L250 68H248V66L251 64L252 59H253V61L255 60L254 57H255V58L260 57L258 54H261V53H262L261 57H262V56L264 57V48H262V47H264V46H263V45H264V44H263V43H264V42H263V41H264V40H263V39H264V38H263L264 35L261 36V35H262L261 33L264 31V30H263V29H264V15L262 14V12L264 11V7H263V10H262V6H261V9L259 10V4H261V2L259 3V1H261V0H259V1H258V0H257V1L252 0L253 2L250 0L251 3H250L249 0H244V2H243V0H236V2H235L234 0H217V2H215L216 0H213V1H212V0H211V1H210V0H198L199 2L201 1L200 3H199L198 1H196V3L198 4V7H197V4H196V3L194 4V3H191V2H189ZM245 1H246V2H245ZM39 2H38V4H39ZM118 2H119V1H118ZM118 2H117V4H118ZM142 2H144V1H142ZM167 2H168V3H167ZM237 2H238V3H237ZM240 2H241V4H240ZM242 2H243V4H242ZM255 2H256V3H255ZM8 3H9V0H8ZM30 3H34V5H33V4H30ZM87 3H84V4L86 5ZM115 3H114V5H113L114 9H115V5H116ZM129 3H132V4L130 5ZM153 3H154V5H152ZM179 3H180V6H181V7H179ZM181 3H184V4L187 3V4H186L185 6H184V4H183V6H182ZM235 3H236V5H235ZM245 3L247 4V6H246ZM249 3H250V4H249ZM12 4H13V3H12ZM38 4H37V5H38ZM103 4H104L105 6H104ZM107 4H108V6H109V5H110V6L107 7V6H106ZM134 4H136V3H134ZM160 4H161V3H160ZM251 4H252V5H251ZM31 5H32V6H31ZM40 5L42 6V4H39L38 6H40ZM85 5H84V6H85ZM124 5H126V7H125ZM138 5H141V4L139 3ZM138 5H137V6H138ZM146 5L148 6V4H146ZM177 5H178V6H177ZM188 5H189V6H188ZM193 5H196V6H194V7H195L194 9H193ZM241 5H242L243 7H241ZM244 5H245V6H244ZM253 5H254V6H253ZM255 5H256V6H255ZM25 6H26V7H25ZM135 6H136V5H135ZM137 6H136V7H137ZM141 6H142V5H141ZM151 6H150V7H151ZM187 6H188V7H187ZM233 6H234V7H235V6L238 7V8H237V7H235V8L239 10V11L237 10V12L240 13V15L236 12V9L234 10ZM257 6H258V8H256ZM11 7H12V6H11ZM13 7H14V6H13ZM13 7H12L11 9H13ZM33 7H34V8H33ZM36 7H37V6H36ZM104 7H106V8L104 9ZM111 7H112V6H111ZM116 7H117V6H116ZM118 7H120V6L118 5ZM142 7H144L145 9L148 8V7L145 6V4H143ZM171 7L173 8V11L175 10L174 12L172 11V8H171ZM175 7H177L178 10H176L177 8L174 9ZM183 7H184V8H183ZM190 7H192V8L190 9ZM249 7H250V8H249ZM254 7H255V9H254ZM3 8H4V7H3ZM7 8H8V4H7ZM23 8H25V9H27V10H25V9H23ZM32 8L35 9V10H33ZM37 8H38V7H37ZM138 8H139V7H138ZM144 8H142V9L140 8V12H141V13L144 12V11H142V10H144ZM182 8H183L184 10H183ZM248 8H249V9H248ZM252 8H253V9H252ZM5 9H6V6H5ZM87 9H88V11H87ZM114 9H113V12H114ZM118 9H117V11H118ZM127 9H128V8H127ZM185 9H187V10H185ZM241 9H242V11L240 12ZM250 9H251V10H250ZM24 10H25V11H24ZM68 10H69V11H68ZM82 10H83V11H82ZM100 10H102L101 13H100V15H101L103 18H105V19H102L103 22H104L105 24L102 23V20H101L100 23H99L97 19H95V22L93 23V21H94V18H93V17H95V15H97L98 12H99ZM121 10H122V11H121ZM135 10H136V9L133 8V10L131 11V13H133V11H135ZM165 10H166V11H165ZM182 10H183V11H182ZM232 10H234L235 13H234ZM258 10H259L260 13L258 12ZM6 11H7V10H6ZM34 11H38V12H34ZM60 11H61V12H60ZM70 11H71V12L73 11V12L71 13ZM85 11H84V12H85ZM115 11H116V9H115ZM120 11H121V12H120ZM127 11H130V10L128 9ZM155 11H156V10H155ZM181 11H182V12H181ZM188 11H192V13H191V12L189 13ZM255 11H256V12H255ZM3 12H5V11H3ZM40 12H41V13H40ZM59 12L62 13V14L59 15V14H60ZM74 12H75V13H74ZM88 12H89V13H88ZM124 12H125V11H124ZM140 12H139V13H140ZM172 12H173V13H172ZM254 12H255V13H254ZM7 13H8V12H7ZM7 13H6V14H7ZM35 13H36V14H35ZM37 13H38V15H37ZM58 13H59V14H58ZM76 13H78V14H76ZM102 13H104V14H103L104 16L102 15ZM119 13H118V16H117L118 18L121 17V16H119ZM144 13L146 14V12H144ZM144 13H142V14H144ZM156 13H157V12H156ZM156 13H155V14H156ZM158 13H159V12H158ZM158 13H157V14H158ZM197 13H198V14L200 13L201 15L199 14L200 16H196ZM241 13H242V14H241ZM244 13H245V14H248V15H246L248 18L245 16ZM256 13H257V14H256ZM263 13H264V12H263ZM42 14H44V16H43ZM46 14H47V16H45ZM48 14H50V15H48ZM52 14H54V15H52ZM80 14H81V15H80ZM114 14H115V13H114ZM134 14H135V13H134ZM142 14H141V17L143 16ZM153 14H154V13H153ZM157 14H156V15H157ZM261 14H262L263 16H262ZM17 15H20L19 12L16 14V16H17ZM29 15L31 16V14H29ZM57 15H59L58 19L56 18ZM62 15H63V16H62ZM116 15H117V14H116ZM116 15H115V16H116ZM123 15H124V14H123ZM162 15H161V16H162ZM241 15H242V16H241ZM243 15H244L245 17H243ZM259 15H260V16H259ZM22 16H23V15H22ZM24 16H23V17H24ZM32 16H33V15H32ZM35 16H34V17H35ZM60 16H61L62 18H61ZM91 16H92V18H93L92 20H90V19H91ZM112 16H113V15H112ZM126 16H127V15H126ZM126 16H125V17H126ZM134 16L137 17V16H139V14L134 15ZM154 16H155V15H154ZM158 16H160V14H158L157 16H155L154 19H155V20H157V19L159 20V17H158ZM169 16H170V15H169ZM169 16H168V17H169ZM179 16H180V18L178 19L177 17H179ZM195 16H196V18H195ZM10 17L13 18L12 15H11ZM14 17H15V16H14ZM106 17H107V18H106ZM163 17H164V18H163ZM163 17H161V20H162V19H166L167 15L164 14ZM201 17H202V18H201ZM218 17H219V18H218ZM250 17H251V18H250ZM2 18H3V16H2ZM11 18H10V19H11ZM19 18H20V17H19ZM25 18H26V17H25ZM53 18H56V19H57V22H56V19L53 20ZM84 18H85V17H84ZM113 18H114V17H113ZM170 18H168L169 21H170ZM197 18H199V20H198ZM215 18H216L217 20H216ZM220 18H221V20H220ZM4 19H5V18H4ZM13 19H14V18H13ZM51 19H52L53 21H52ZM62 19H64V20H63L64 23H65L64 25H63V23H62V22H63ZM70 19H71V18H70ZM109 19H110L109 22H110V21H113L111 18H109ZM138 19H139V18H138ZM174 19H177V21L174 20ZM180 19H181V20H180ZM195 19H196V20H195ZM205 19H206V20H205ZM214 19H215V20H214ZM250 19H251V20H250ZM1 20H2V19H1ZM43 20H46V19L43 18ZM43 20H42V21H43ZM47 20H46V21H47ZM58 20H60V21H58ZM67 20H68V19H67ZM96 20H97V22H98L100 25H101V23H102L103 25H101V27L98 26L99 24L96 25V24H97ZM117 20H118V19L115 20L116 23H117ZM188 20H189V19H188ZM191 20H193V19H191ZM222 20H223L224 22H227V24H226V23H223L222 27H224V24H226V26L228 27V28H227V27L222 28V31H223V32L220 31V30H221L220 27H218V28L214 27V26L216 25V24H215L216 21L218 22V21H222ZM245 20H246V21H247V20H248V21L250 20L249 23H250V22H251V23L248 24L247 22H245ZM18 21H20V20H18ZM33 21H34V20H33ZM61 21H62V22H61ZM68 21H70V20H68ZM68 21H67V22H68ZM135 21H136V20H135ZM139 21H140V20H139ZM162 21H163V20H162ZM162 21H161V22H162ZM205 21H206V22H209V23L207 24V23H205ZM213 21H214V24H213ZM1 22L4 23V20L0 21V23H1ZM55 22H56V23H55ZM71 22H72V19H71ZM71 22H70V23H71ZM113 22H114V21H113ZM125 22H126V21H125ZM132 22H133V21H132ZM157 22H158V21H157ZM157 22H156V23H157ZM175 22H177V23H175ZM186 22H187V20H186ZM190 22H191V21H190ZM192 22H193V21H192ZM192 22H191V23H192ZM3 23H2V24H3ZM11 23H12V22H11ZM14 23H15V22H13V25H14V26H13V28L10 29V31H12V30L14 29V27L16 28L18 22H16V24H14ZM22 23H23V22H22ZM37 23H38V22H37ZM54 23H55V24H54ZM57 23H58V24H57ZM76 23H77V22H75V24H76ZM95 23H96V24H95ZM119 23H120V21H119ZM156 23H155V24H156ZM158 23H159V22H158ZM191 23H189V26H190ZM211 23H212V24H211ZM218 23H219V22H218ZM218 23H217V25H219ZM220 23H222V22H220ZM229 23H230V24H229ZM246 23H247L248 25H247ZM4 24H6V22H5ZM38 24H39V23H38ZM59 24H61V25H59ZM67 24H68V23H67ZM75 24L73 25V22H72L73 27H75ZM79 24H80V23H79ZM87 24H88V25H87ZM114 24H115V23H114ZM122 24H124V23H122ZM122 24H121V25H122ZM130 24H131V23H130ZM136 24H137V23H134V26H135ZM228 24H229V25H228ZM11 25H12V24H11ZM11 25H8V27H9V26L11 27ZM15 25H16V26H15ZM34 25H35V24H34ZM56 25H57V26H56ZM69 25H71V24H69ZM85 25H86V26H85ZM118 25H120V24H118ZM118 25H117V26H118ZM156 25L158 26V24H156ZM156 25H154V27H155ZM176 25L173 26V27H174V30H175ZM211 25H213V26H211ZM28 26H29V25H27V28L30 27V26H29V27H28ZM39 26H40V24H39ZM39 26H38V28H39ZM62 26H61V28H59V29H63ZM124 26H127V25L125 24ZM191 26L194 28L193 25H191ZM196 26H197V24H196ZM235 26H236V28H237V26H239L240 28L243 29V30H242L243 35L240 36V34H242V33H240V34H239V33H236V32H238V30L234 28ZM2 27H4V26L2 25ZM17 27H19V23H18V26H17ZM24 27H25V26H24ZM31 27H33V25H32ZM65 27L68 28L69 26H65ZM65 27H64V28H65ZM73 27L70 26L69 28H72V29H73ZM76 27H77V24H76ZM120 27H121V26H120ZM129 27H130V25H129ZM132 27H133V26H132ZM160 27L163 28V26H159V28H157V29L160 30V29H161ZM192 27H191V28H192ZM209 27L212 28V29H213V27H214V28H215V32H214V29H213V31H212V29H210ZM34 28H35V26H34ZM34 28H30V29H34ZM38 28H36L35 30L37 31ZM114 28H116V27H114ZM117 28H118V27H117ZM121 28H122V27H121ZM123 28H124V27H123ZM133 28H134V27H133ZM178 28L176 27L177 31L179 30ZM193 28H192V29H193ZM197 28H198V27H196V29H197ZM226 28H227V31H225ZM0 29H1V27H0ZM3 29H4V28H2V30H3ZM6 29H7V28H6ZM53 29H54V28H53ZM53 29H52V30H53ZM111 29H112V26H111ZM111 29H110V30H111ZM196 29L194 28V30H196ZM216 29L220 31V34L223 33V34H221V35H223V36L218 35V34L216 33ZM234 29L236 30V32H235ZM238 29H239V28H238ZM2 30H0V31H2ZM38 30H39V29H38ZM65 30H66V28L64 29V31H65ZM79 30L82 31V28L79 29ZM79 30H78V31H79ZM85 30H83V32H84ZM89 30H90V31H89ZM162 30H163V29H162ZM230 30H231V31H230ZM233 30H234V32H233ZM239 30H240V29H239ZM262 30H263V31H262ZM6 31H8V30H6ZM13 31H14V30H13ZM13 31H12V32H13ZM36 31H35L33 37H31V38H34L35 40H39V41H40V44L43 43V42H42V41H43L42 38H44V41L47 42V44L45 43V44L47 45V48H45V49H48V48H49V50H50V47L52 48L51 44H54V43L57 41V40H55V37H54V35H53V34L56 33V32H53V33L50 32V33H51V36L53 35V36H52V37H53V39H52L53 43H52V41H51V36L49 35V33L46 34L45 32H41V31L39 30L40 33L38 32V34H37V36H36V35H35V34H36ZM55 31H57V30L55 29ZM67 31H69V29H67ZM73 31L76 32V31H77V28H76V30L74 29V30H72V31H71V30L69 31L70 33H73L74 35H77L75 39H77L78 36H80V38H81L82 40H83V39L87 40V39H89V38L91 37V35H89V36L87 35V34H89V33H86V34H85L86 31H85L84 33L82 32L81 35H82V36H83V35H87L89 38H88V37H85V36H83V37H85V38H82V36L80 35L79 32H76V34H75ZM175 31H176V30H175ZM206 31H205V32H206ZM224 31H225L226 33H225ZM229 31H230V32H229ZM244 31H245V32H244ZM261 31H262V32H261ZM58 32H60V31H58ZM203 32H204V31H203ZM208 32H210L211 34L208 33ZM240 32H241V31H240ZM3 33H4V32H3ZM3 33H1V34H3ZM43 33L46 35V37L44 36ZM97 33H98V34H97ZM212 33H213V34H212ZM224 33H225V34H224ZM40 34L42 35V37L40 36ZM78 34H79V35H78ZM208 34H209V35H208ZM214 34H217V37L219 36L220 38H216V37H215L216 35H214ZM236 34H238V35H236ZM6 35H7V34H6ZM6 35H5V36H6ZM12 35H13V34H12ZM56 35H57V33H56ZM56 35H55V36H56ZM74 35H73V36H74ZM107 35H108V34H107ZM211 35H212V36H211ZM224 35H225V36H224ZM259 35H260V37H259ZM8 36L11 37V33H10ZM47 36H48V38H50V40H49V41L51 42V44L49 43L50 46H48V45H49V44H48V42H49L48 39L45 40V39L47 38ZM49 36H50V37H49ZM104 36H105V34H104ZM3 37H4V35H3ZM9 37H6V38L10 39ZM27 37H28V36H27ZM39 37H40L41 39H39ZM59 37H60V36H59ZM96 37H97V36H96ZM221 37H222V38H221ZM261 37H262V39H261ZM1 38H2V36H1ZM4 38H5V37H4ZM31 38H30V40H29V39H27V40H29V41L31 42V40H32ZM78 38H79V37H78ZM215 38H216V39H215ZM8 39H6V41H5L6 43L3 42L4 45H2V46H3L4 48H5V46H6V44H7L8 42H9V43H8L7 46H9V44H10V46H12L11 44H14V43H12V42H14V41L11 42V39H10L9 41H7ZM169 39H171L170 41L173 42L172 39H175V40H176L177 37H176V38H169ZM2 40H3V38H2ZM4 40H5V39H4ZM27 40L25 39L26 42H28ZM54 40H55V41H54ZM85 40H84V42H85ZM94 40H95V41H93V40H92V41H93V42H96L98 39H94ZM175 40H174L173 43H176V42H177V41H175ZM220 40H221V42H219ZM262 40H263V41H262ZM39 41H38V42H39ZM76 41H77V40H76ZM89 41H90V40H89ZM89 41H88V42H89ZM170 41L168 40V43H169V44L171 43ZM10 42H11V43H10ZM26 42H25V43H26ZM35 42H37V41H35ZM41 42H42V43H41ZM81 42H82V41L80 40V42H79V43H80L79 46L82 45ZM98 42H99V41H98ZM262 42H263V43H262ZM65 43H66V42H65ZM67 43H69V42H67ZM71 43H72V42H71ZM75 43H76V42H75ZM209 43H212V42H209ZM1 44H2V42H1ZM22 44L25 45V44H24V40H23ZM72 44H73V43H72ZM72 44L69 43V44H66V46L71 45V47H70V46H69V47H70L71 50H72V49H73V46H74V45H72ZM83 44H85V43H83ZM88 44H89V43H88ZM88 44H87V45H88ZM90 44H91V42H90ZM92 44H93V43H92ZM171 44H172V43H171ZM23 45H22V46H23ZM46 45H45V47H46ZM55 45H56V44H55ZM60 45H61V47H62V43H61ZM60 45L58 44V46H60ZM210 45H211V47H212V44H210ZM217 45H216V46H217ZM2 46H1V47H2ZM7 46H6V48H7L6 51L9 52L8 49L11 48V53H12V52H13V50H12L13 46H12V47H7ZM58 46H56V47L58 48ZM90 46H91V45H90ZM92 46H93V45H92ZM218 46H219V45H218ZM218 46H217V47H218ZM26 47H27V46H26ZM69 47L66 48L67 51H69V50H68ZM81 47H82V46H81ZM221 47H220V48H221ZM6 48H5V49H6ZM59 48H60V47H59ZM64 48H65V46H64ZM5 49H4V51H3L4 53H6ZM14 49H15V48H14ZM18 49L20 50V48H18ZM24 49H25V48H24ZM45 49H44V50H45ZM52 49H53V48H52ZM52 49L50 50V52L52 51ZM62 49H63V48H62ZM66 49H63V50H66ZM87 49H88V48H87ZM19 50H18V51H19ZM55 50H56V48H55ZM57 50H58V49H57ZM79 50H80V49H79ZM197 50H198V49H197ZM197 50H195V52H196ZM203 50H204V49H203ZM205 50H207V49L205 48ZM15 51H17V49L14 50V52H15ZM18 51H17V52H18ZM21 51H23V49H22ZM74 51H75V48H74ZM77 51H78V50H77V48H76V52H75V53H77ZM80 51H81V50H80ZM80 51H79V53H80ZM88 51H90V50H88ZM198 51H199V50H198ZM200 51H201V49H200ZM213 51H214V49H213ZM23 52H24V51H23ZM64 52H65V51H63V54H64ZM81 52H82V51H81ZM195 52H194V53H195ZM254 52H255V53H254ZM4 53H3V54H4ZM24 53L26 54V52H24ZM24 53H23V56L25 55ZM45 53H46V50H45ZM45 53H44V54H45ZM75 53H74V54H75ZM79 53H77V55H78ZM196 53H197V52H196ZM198 53H199V52H198ZM15 54H16V53H15ZM15 54H14V55H15ZM44 54H43V56H44ZM46 54H48V55H45V56H48V57L50 56L48 52H47ZM83 54H84L83 57H82L81 54H79L80 57L78 56V60L76 59L75 61H80L79 58H81V60H82L83 58H85V59H83V62L87 61L86 59H88L89 56L87 55L88 57H86V54H85V53H83ZM89 54H90V53H89ZM101 54H102V53H101ZM255 54H257V55H255ZM0 55H1V54H0ZM10 55H11V57H12V54H10ZM14 55H13V56H14ZM60 55L62 56V54L59 53V55H58V56L55 55V57L58 58V57H60ZM67 55H68V53H67ZM67 55H66V56L64 55V56L67 57ZM72 55H73V54H72ZM72 55H71V56H72ZM77 55H76V56H77ZM90 55H91V54H90ZM103 55H104V54H103ZM210 55H211V56H210ZM3 56H4V55H3ZM7 56H8V55H7ZM16 56H17V55H15V59H16ZM64 56H63V57H64ZM101 56H102V55H101ZM134 56H135V55H134ZM257 56H258V57H257ZM9 57H10V56H9ZM17 57H18V56H17ZM65 57H64V58H65ZM90 57H91V56H90ZM98 57H99V56H98ZM5 58H6V57H5ZM5 58H2V59H4V61H6ZM41 58H43V57H40V59H41ZM57 58H56V60H57ZM64 58H63V59H62V58H61V59L58 58V60H61V61H60V62H59L58 60H57V61H58L59 63H61V62L64 60ZM68 58H69V57H68ZM68 58H67V59H68ZM104 58H105V57H104ZM135 58H136V57H135ZM164 58H165V62H166V64H167V65L169 64V66H170V67L168 66L169 69L172 67V66H171L172 64H173V67H175V66H174V62H173L174 60H169V62L167 63L166 57H164ZM191 58H192V56H191ZM201 58H202L203 60H202ZM19 59L21 60V58H19ZM65 59H66V58H65ZM189 59H190V57L188 58V61H189ZM13 60H14V57H13ZM13 60H12V61H13ZM22 60H23V59H22ZM25 60H26V59H25ZM41 60H43V59H41ZM41 60H39V61H41ZM84 60H85V61H84ZM91 60H92V59H91ZM107 60H109V62H110V59H109V58H107ZM190 60H191V59H190ZM200 60H201V62H200ZM16 61H17V60H16ZM29 61H31V60L29 59ZM29 61H28V63H30ZM36 61H37V60H36ZM57 61H55V62H57ZM67 61H68V60H66V62H67ZM96 61H97V60H96ZM114 61H115V60H114ZM136 61H137V60H136ZM161 61H164V60L161 59ZM161 61L159 60V62H157V63L160 64ZM192 61H191V62H192ZM195 61H197V62H196L197 64L194 63ZM202 61H203V62H202ZM249 61H250V63H248V66H247V62H249ZM1 62H2V61H1ZM1 62H0V64H1ZM8 62H9V61H8ZM20 62H22V61H20ZM41 62L45 63L44 61H41ZM41 62H40V63H41ZM64 62H65V61H63L62 63H64ZM66 62H65V64H66ZM70 62L73 63L74 61L71 59ZM87 62H88V61H87ZM134 62H135V61H134ZM165 62H163L164 64L161 63L160 65L155 63L156 65H158V69H157V70H160V69H159L160 66H161V69L163 68L162 66H164V68H163L164 70H162V72H163V71L166 72L165 70H166L168 67H167V65L165 64ZM171 62H173V63H171ZM3 63H4V62H3ZM3 63H2L1 65H3ZM11 63H12V62H11ZM14 63H15V61H14ZM17 63H19V61H18ZM34 63L37 64V67H36V68H38L37 72H38V71H41V70L43 71V69H44L43 72H45L46 65H47V66L49 65V64H47V62H46V64L41 63L40 65L43 64V66H40V70H39V67H38V66H39V62H35V61H34ZM59 63H58V64H59ZM62 63H61L60 65L63 66V67H64V66H68V65L71 66L70 64H68L69 62L67 63V65H64V64L62 65ZM89 63H90V64L92 63V65L94 64V63L91 62V61H89ZM99 63H100V62H99ZM102 63H103V61H102ZM104 63L106 64V61H105ZM110 63H111V62H110ZM170 63H171V64H170ZM188 63H189V62H188ZM201 63H202V65H201ZM4 64H5V63H4ZM9 64H10V63H9ZM30 64H31V63H30ZM35 64L32 63V65H34V68H35ZM74 64H75V63H73V65H74ZM97 64H98V63H97ZM107 64H108V63H107ZM7 65H8V64H7ZM22 65H23V67H24V66H27L28 64H27V65L22 64ZM32 65H31V66H32ZM44 65H45V66H44ZM92 65H91V66H92ZM111 65H112V64H111ZM189 65H190V63H189ZM3 66H4V65H3ZM11 66H12V65H11ZM17 66H18V65H17ZM17 66H15V67L17 68ZM19 66H21V65H19ZM31 66H30V68L33 69V66H32V67H31ZM55 66H56V64L53 65V67H55ZM69 66H68V68H69ZM89 66H90V65H89ZM94 66H96V64H94ZM101 66H102V65H101ZM109 66H110V64H109ZM201 66H202V67H201ZM246 66H247V67H246ZM0 67H1L0 70H2L3 67H2V66H0ZM8 67H9V66H8ZM8 67H7V68H8ZM43 67H44V68H43ZM56 67H57V66H56ZM74 67H75V65H74ZM87 67H88V66H87ZM165 67H166V68H165ZM173 67H172V70H170V71H173V70L175 71V70H176V69H173ZM176 67H177V66H176ZM200 67H201V68H200ZM5 68H6V67H5ZM41 68H43V69H41ZM57 68H58V67H57ZM68 68H67V69H68ZM90 68H92V69H91L92 71L95 69V67H90ZM96 68H97V66H96ZM114 68H115V67H114ZM199 68H200V69H199ZM246 68H248V69H246ZM9 69H10V71H11V73H12V74H11V76H12L13 73H15V72H13V71L11 70V68H8V71H9ZM13 69H14V68H13ZM18 69H19V68H18ZM26 69H27V68H26ZM28 69H29V68H28ZM31 69H29V70H31ZM118 69H119V68H118ZM144 69H145V68H144ZM177 69H178L180 72H182L181 69H179V68H177ZM5 70H6V69H5ZM23 70H24V71H23V73H24L26 70H25V69H23ZM34 70H35V69H34ZM58 70L61 72L60 68L57 69V71H58ZM73 70H74V68H73ZM75 70H76V68H75ZM96 70L99 71V67H98ZM146 70H148V69H146ZM154 70H155V69H154ZM178 70H177V71H178ZM229 70H231V71H229ZM8 71H7V72H8ZM14 71H15V70H14ZM17 71H19V70H16V72H17ZM31 71H32V70H31ZM62 71L65 72V71H68V70L65 69V71H64V70H62ZM104 71H105V70H104ZM170 71L168 70L169 73H170ZM174 71H173V72H174ZM179 71H178V72H179ZM197 71H196V72H197ZM201 71H200L199 74H201ZM1 72H5V71L2 70ZM21 72H22V71H20L18 74H20ZM32 72L34 73V71H32ZM46 72H48L47 69H46ZM68 72H69V71H68ZM94 72H95V71H94ZM101 72H102V71H101ZM118 72H119V71H118ZM142 72H143V71H142ZM148 72H150V70H148ZM151 72H153V71H151ZM159 72H160V71H159ZM209 72H210V73H209ZM231 72H234V73H231ZM248 72H247V73H248ZM263 72H264V71H263ZM35 73H36V70H35ZM35 73H34V74H35ZM40 73H41V72H40ZM171 73H172V72H171ZM175 73H176V72H175ZM222 73H221V74H222ZM227 73H228V74H227ZM247 73H245V74H247ZM18 74H17V75H18ZM26 74H27V72L25 73V75H26ZM37 74H39V73H37ZM176 74H177V73H176ZM176 74H175V75H176ZM214 74H215V73H214ZM245 74H244V76H245ZM0 75H3V74H0ZM15 75H16V74H15ZM28 75H29V74H28ZM145 75H148V74L145 73ZM145 75H144V76H145ZM149 75H151V74H149ZM170 75H171V74H170ZM177 75H178V77H179V74H177ZM177 75H176L175 78L178 80ZM208 75H211V76L208 77ZM26 76H27V75H26ZM36 76H37V75H36ZM172 76H174V74H172L171 77H172ZM201 76H203V79H201ZM223 76H224V75H223ZM244 76H241V77L243 78ZM33 77H34V76H33ZM152 77H153V76H152ZM152 77H151V76H149V77H144V78H147L146 80H145L144 78H142V79H144V80H143L144 84H145V83L148 84V85H149V84H156V83H158V84L160 83V84H161V82L153 81L152 79H154V78H152ZM180 77H181V75H180ZM180 77H179V79H180ZM204 77H205V80H206V81L208 80V82H209L210 84H209V83H208V84L205 83L206 81L204 80ZM206 77H207L208 79H207ZM254 77H255V78H254ZM11 78H12V77H11ZM13 78L15 79V77H13ZM20 78H21V80L23 81L21 75H20ZM24 78H25V77H24ZM45 78H46V77H45ZM173 78H174V77H173ZM57 79H58V76H57V78L55 79V83H59V80L62 81V79H61L60 76H59V79H58V80H57ZM127 79H128V78H127ZM148 79H150V80H152V81L149 80V82H147ZM19 80H20V79H19ZM24 80H25L24 82H26L27 77H26V79H24ZM29 80H30V78H28V82H30ZM32 80H33V79H31V83L33 84ZM203 80H204L205 82H203ZM238 80H239V79H238ZM243 80H245V79H243ZM15 81H16V80H15ZM17 81H18V79H17ZM57 81H58V82H57ZM64 81H65V80H64ZM64 81H63V83L60 82L59 85H60V86H63V84L66 85L67 82H66V81L64 82ZM135 81L137 82V80H135ZM219 81H220V80H219ZM232 81H233V83H232ZM43 82H44V80H43ZM133 82H134V81H133ZM140 82H141V81H140ZM143 82L140 83V84H143ZM150 82H151V83H150ZM201 82H202V83H201ZM224 82H225V81H224ZM21 83H22V82H21ZM21 83H20V85H21ZM34 83H35V82H34ZM138 83H139V82H137V84H138ZM32 84L29 85V87H28L29 89L27 88L28 85H26V86L24 85V86H25V88H27V90H31L30 87H32L33 90H31V92H33L34 90H36V89H34V88H37L36 86H39L41 89H44V88H42V85H41V84H38L37 82H36V84H33V86L36 85V86H34V87L32 86ZM67 84H68V83H67ZM70 84H71V83H70ZM70 84H69V85H70ZM123 84H124V83H123ZM123 84H122V85H123ZM202 84H203V85H202ZM222 84L225 85V86H223ZM56 85H57L58 87H60L58 84H56ZM69 85H68V87H69ZM148 85H146V86H148ZM241 85H244V86L241 87ZM248 85H249V86H248ZM262 85H263V86H262ZM24 86H22V87H24ZM66 86H67V85H66ZM157 86L159 87V85H157ZM206 86H204V87H206ZM216 86H215V88H217ZM247 86H248V88H246ZM39 87H38V88H39ZM63 87H64V86H63ZM122 87H123V86H122ZM124 87L127 88V85L124 86ZM161 87H162V86H161ZM223 87H224V88H223ZM225 87H227L230 91H227L228 89H226ZM0 88H1V87H0ZM25 88H24V89H25ZM38 88H37V89H38ZM40 88H39V89H40ZM45 88H46V87H45ZM47 88H48V87H47ZM64 88H65V87H64ZM137 88L139 89L140 87H137ZM149 88H150V89H149ZM151 88H152V87H147V89L145 88V89L142 90V91H141V90H139V91L137 90V91H136L137 93L134 92V94L131 93L130 88H129V93H128V91H126V93H125V92H124V89H121V90H123V93H125V97H127V98L129 99V100H128V99H125V101L123 102V104H124L127 100H128V101L132 100L133 98H135V95L137 96V94H138V95L140 96V97L138 96V100H139L141 103H140L137 99H136V100H137L140 104H143L142 106H144V103H145V106L148 105V102H149V101H148V100H149V98H148V96H149L148 92H150V91L152 90ZM155 88H156V87H153V89H155ZM159 88H160V87H159ZM200 88H201V89H200ZM233 88H234L235 90H234ZM1 89H2V88H1ZM48 89L50 90L51 87L48 88ZM48 89H47V90H48ZM65 89H67V88H65ZM131 89H132V88H131ZM148 89H149L150 91H149ZM156 89H157V88H156ZM198 89H199V90H198ZM220 89H221V90L223 89L222 91H224V92H222ZM224 89H226V91H225ZM53 90H54V88L51 89V91H53ZM57 90H58V89H57ZM63 90H64V89H63ZM67 90H68V89H67ZM71 90H72V89H71ZM119 90H120V89H119ZM119 90H118V91H119ZM126 90H128V89H126ZM232 90H233V92H232ZM236 90H237V91H236ZM25 91H26V89H25ZM37 91L40 92V91H42V90H37ZM44 91H46V90H44ZM44 91H42V92H44ZM59 91H60V90H58L57 92L59 93ZM118 91H117V92H118ZM218 91L220 92V94H219ZM234 91H235L236 93H235ZM46 92H47V91H46ZM48 92H49V91H48ZM55 92H56V90H55ZM115 92H116V91H115ZM139 92H140V94H139ZM146 92H147V93H146ZM215 92H218V95H217V93L214 94ZM221 92H222L223 95H221ZM230 92H232V94L228 96L227 93H230ZM0 93H1V92H0ZM37 93H38V92H37ZM37 93L35 94V96H36V95L38 96ZM53 93H54V92H53ZM121 93H122V92L120 91L119 94L121 95ZM141 93H142V94L144 93V95H141ZM225 93H226V94H225ZM234 93L236 94V97H237L239 94H240V95L242 94L243 96L241 95V97H239L238 100L235 101L234 99H237V98H234V97H235V94H234ZM237 93H238V94H237ZM2 94H3V93H2ZM31 94H33V93H31ZM31 94H29V95L31 96ZM43 94H44V93H42V95H43ZM49 94H51V93L49 92ZM62 94H63V93H62ZM62 94H60V95H62ZM127 94H128V96H127ZM147 94H148V95H147ZM209 94H210V95H209ZM233 94H234V97L231 98L232 100H231V99H228V98H229L230 96H232ZM26 95H28V94H27V91H26ZM29 95H28V96H29ZM42 95L39 94V96H42ZM123 95H124V94H123ZM129 95L132 96V99H130V96H129ZM220 95H221V96H220ZM224 95H225V96H224ZM226 95H227V96H226ZM28 96H26V97H28ZM35 96H34V97H35ZM44 96H45V95H44ZM53 96H55V95H53ZM111 96H112V95H111ZM142 96H144L145 99H143ZM210 96H211V98H216L217 100L219 99V101L217 102L216 99H215V100H209ZM213 96H215V97H213ZM217 96H220V98L217 97ZM222 96H223V98H222ZM0 97H1V94H0ZM42 97H43V96H42ZM115 97H117V96H115ZM121 97L124 98L123 96H121ZM225 97H226V98H225ZM244 97H245V98H244ZM249 97H254V99H257V100H255V101H259V102H258L259 105H257L258 103L255 104V103H254V102H255L254 100L251 101L252 98L249 99ZM40 98H41V97H40ZM54 98H55V97H53V99H54ZM111 98H112V97H111ZM136 98H137V97H136ZM202 98H203V99H202ZM204 98H205L206 101L209 100V101H213L214 103H216V105H215V109H213L214 111L211 112V110H210V108H209V111H210L209 113L205 111L206 113H199V114H200V115H204V116H206V117H207V116H210L209 114H211V113H213L214 115H216L220 120L217 119V121H216V122L213 121V123H214V125H215V123H216V125L218 126V129H216V128H217L216 125L214 126V125H212L213 123H210V121L212 122V117H211V116L208 117V118H210V119H208V118H206V117H204V116H202V117H204V118H200V115H199L200 121H202V123H200L199 118H198V121H199V122L196 121V120H197L196 118H192L193 116L196 117L193 113H195V112L198 113V111H195V110H194L196 107L198 108V110H200V109L202 108V109H201L202 112H203L204 109H206V106H204L205 108L202 107L204 104L201 103V102H203V103L205 102ZM224 98H225V100H227L226 102L231 101V102H230V105L228 104L229 102H228V103H225ZM240 98H241V99H240ZM1 99H2V98H1ZM1 99H0V100H1ZM26 99H27V98H26ZM56 99H57V97H56L55 100L52 101V102H54V103L56 102V103H57V102L59 101V98H58V101H57ZM66 99H67V98H66ZM73 99H74V98H73ZM78 99H79V98H77V101H80V100H78ZM117 99H120V98H117ZM117 99L115 100L116 102H118ZM142 99H143V100H142ZM220 99H222V100H220ZM248 99H249V101H248ZM4 100H5V99H4ZM30 100H31V99H30ZM45 100H46V97H45ZM49 100H51V98H49ZM69 100H70V99H67V101H69ZM123 100H124V99H123ZM146 100H147V101H146ZM195 100H196V101H195ZM202 100H204V101H202ZM239 100H240V101H239ZM242 100H243V102H241ZM245 100H247V102H249V103H248V104H243V107H244L245 105H248V107L251 106L252 109L250 108V109H248V111L246 112L247 114L250 113V114H249L250 116H248L247 114H245V115H244L245 117H244L243 115L240 116L239 111H237L238 113L236 112V110H238L240 107H239L238 109H236L237 107H236L235 105H238V103H239V104H240V103H244V102H246ZM31 101H32V100H31ZM81 101H82V99H81ZM119 101L121 102V100H119ZM128 101H127V102H128ZM137 101H136V103H137ZM198 101H199V102H198ZM232 101H233V102H232ZM250 101H251V102H250ZM6 102H7V101H6ZM40 102H41V101H40ZM45 102H46V101H45ZM45 102H44V100L42 99V104H44ZM47 102H49V103H47V104H49V105L51 106L50 108H52L53 103L50 102V101H47ZM59 102H60V101H59ZM62 102L64 103V101H62ZM72 102H73V100H72ZM82 102H83V101H82ZM105 102H106V101H105ZM110 102H111V101H110ZM143 102H144V103H143ZM146 102H147V103H146ZM197 102H198L199 104H197ZM219 102H220L221 104H220ZM237 102H238V103H237ZM247 102H246V103H247ZM0 103H2V102H0ZM29 103H30V102H29ZM33 103H34V100H33ZM33 103L29 104V106H30V105L32 106ZM60 103H61V102H60ZM107 103H109V102H107ZM112 103L114 104L115 102H112ZM121 103H122V102H121ZM132 103H133V102H132ZM194 103L196 104V107L193 106ZM223 103H224V104H223ZM231 103H232V104H231ZM233 103H234V105H233ZM252 103H253V106H252ZM40 104H41V103H40ZM42 104H41V105H42ZM57 104H58V103H57ZM57 104H56V106L54 105V107L57 108V107L61 106V107L59 108L60 110H61V108H62V109L64 108L63 106H65V107H67V106H68V107L71 106V104L66 105L67 103H65L63 106H62V103L59 104V106H57ZM72 104H73V103H72ZM77 104H78V103H77ZM83 104H84V103H83ZM116 104H117V103H116ZM123 104H121L120 106L123 107V106H124ZM130 104H131V101H130ZM181 104H183V105L180 106ZM201 104H202V105H201ZM222 104H223L224 106H226V104H227L228 106L224 108V106H222ZM249 104H250V105H249ZM260 104H261V105H260ZM34 105H35V104H33V106L31 107V108L33 109V110H31V112H32L31 114H33V111L36 110V108H37L36 105H35L36 108H34ZM44 105H46V103H45ZM44 105H42V107H43ZM49 105L47 106L48 108H49ZM73 105H74V104H73ZM111 105H112V104H111ZM111 105H110V106H111ZM118 105H119V104H118ZM126 105H127V104L125 103V106H126ZM134 105H135V104H134ZM200 105H201V107H199ZM255 105H256V108H257V109H255V107H254ZM3 106H4V101H3ZM3 106H2V107L0 106V109L2 108L1 110H5V108H3ZM7 106H8V105H7ZM13 106H14V105H13ZM29 106H28V107H29ZM80 106L82 107L81 102H80ZM80 106H79L78 109L81 108ZM85 106H86V105H85ZM85 106L83 107V109L86 108ZM110 106H109V107H110ZM5 107H6V104H5ZM11 107H12V106H11ZM11 107H10V108H11ZM28 107H27V108H28ZM44 107H45V106H44ZM44 107H43V109H45ZM47 107H46V108H47ZM54 107H53V108H54ZM106 107H107V106H106ZM116 107H117V106H116ZM116 107H115V108H116ZM127 107H128V105H127ZM127 107H126V108H127ZM190 107H191V108H190ZM235 107H236V108H235ZM243 107H241L239 110H240V111H244V110H246V109L243 108ZM258 107H259V108H258ZM7 108H8V107H7ZM74 108L77 109V107H74ZM103 108L105 109V105H104ZM112 108H113V106H112ZM118 108H120V107H117V110H119V112H117L116 110H115V112H114V109H113V111H112V109H110V110H111V113L114 112L115 114L117 113V115H120V114H118V113L121 112V109H118ZM124 108H125V107H124ZM126 108H125V109H126ZM133 108H134V107H133ZM140 108H141V107H140ZM143 108H144V107H143ZM146 108H147V107H146ZM146 108H145V109H146ZM186 108H187V109H186ZM188 108H189V109L194 108V109H192V111H191V110H189ZM8 109H9V108H8ZM11 109H12V108H11ZM11 109H10V110H11ZM25 109H26V108H25ZM25 109H24V110H25ZM28 109H29V110H26V112H29V111H30V108H28ZM101 109H102V108H101ZM101 109H100V111H102ZM224 109H225V110H224ZM226 109H227V110H226ZM241 109H242V110H241ZM50 110H51V109H50ZM50 110H49V111H50ZM53 110H55V112H56L57 109H53ZM63 110H64V109H63ZM63 110H62V111H63ZM84 110H85V109H84ZM106 110H107V109H106ZM106 110H105V112H106ZM110 110H109V111H110ZM176 110H177V109H176ZM181 110H182V111H181ZM186 110H187V111H186ZM193 110H194L195 112H194ZM36 111H37V110H36ZM36 111L34 112V114L37 113ZM39 111H40V110H39ZM39 111H38V113L36 114V116L40 114ZM46 111H47V109H46ZM51 111H52V110H51ZM80 111H81V110H80ZM96 111H97V110L94 111V112L96 113V116L98 115L97 117H100L101 115L97 114V113H99V112H96ZM98 111H99V109H98ZM190 111L193 112L191 115H190V113L188 114V112H190ZM224 111H225V112H224ZM1 112H5V113H6V110H5V111H1ZM1 112H0V113H1ZM47 112H48V111H47ZM52 112L54 113V111H52ZM57 112H58V111H57ZM59 112H60V111H59ZM83 112H84V111H83ZM127 112H128V111L125 110L124 113H127ZM150 112H151V113H150ZM8 113H9V114H13L12 112L10 113V111H9ZM8 113H7V114H8ZM29 113H30V112H29ZM49 113H50V112H49ZM60 113H62V112H60ZM60 113H58V114H60ZM85 113H86V112H85ZM121 113H122L121 115H125L123 112H121ZM145 113H146V112H145ZM148 113H150V115H149ZM148 113H147L148 115H147V114L142 115V116H144V119H143V117H142V122H141V123H144L143 121L145 120V118H146L145 122H146V121L150 122V121L152 120V119H150L151 117L153 118V120H156V119L159 118V121L157 122L159 126H158V125L156 126V125L154 124V123H156V121H155V122H153V121L150 122V124H151V123L153 124V125L151 124V126H150L151 128H153L154 126L157 127L156 129H154V128H153V130L151 129L152 131L150 130L151 135H152V138L149 136L150 133H148V134L146 133V132H149V130H148V129L144 130L145 128H149V126H146V124H147L148 122L145 123L144 125L138 123L136 126H132V128H131V126H128V124H126V125L124 124L125 126L129 127L128 130H127V127H125V126H123V128H122V125H121V127H120V125H119V127L122 128V130H121L118 126H117L118 128L116 127V129H119L120 131L114 129L115 127L112 128V129H114V132H115V130H116V133H118L119 135H115V134H113V135L111 136V134H112V130H110V133H111V134L107 133V134H109L108 136H107L106 134H104V133H105L104 130H103V131H104L103 134L100 133V134H102V135H100V136H104L103 138H105V137L110 138V137H111L113 140L111 139L112 141H110V143H109V141H105V140L103 141V140H102V137H100L101 139H99V141H100L101 143H99V142H97V143L99 144V146H100V145H101V146L99 147L97 143H96L97 145L94 144V145H96V146H94V147H97V146L99 147V149H97V148L95 149V150H97L98 152H99V150H100V151H103V148H104V150H105V154H104V155L107 154V156H105V157H109V160H110V161L107 160L108 162H111V160H112L113 166H111L112 163H111V164L108 163L109 165H106V166H105V167H107V168H109V169H110V168L112 169V168L114 167L115 170L113 169L112 172H113V171L115 172L117 169L123 168V165H124V167H126V166L129 167V164H127V163H128V162L131 163V162H134V161H135V163H133V166H134V164H135V166L138 165V166H136V171H137V168H138L139 166H140V168H141V166L143 167V166L145 165V166L143 167L144 169H143V168H142V170H141L140 168H139L140 170L138 169L139 171H142V175L140 174L141 172H138V171H137V172H136V171H135V172H133V171L129 172V174H127V175H129V176H130L131 173H132L131 176H132L133 174H135V173H137V174L133 175V176H134V177H132L133 180L130 179L131 176L128 177V178H126V177L123 176L124 178H126V180L124 179L125 184H123V182H124V181L122 180L123 178L121 179V180L123 181V182L121 181V183H122L123 185H121V183H120L121 186H119V182H120V181H119V179H120L119 177H118V179H117V181H116V182H118V181H119V182H118V183L111 182L112 185H110V186H109V181H108V183H107V184H108V188L110 189V187H112V186H113V187H116V188H115V191H114V189H113V191L111 190L110 193L107 192L106 195L109 194V197L105 195V196H106L105 198H103V197L101 198V199H104V200L95 199V197H94V199L92 198V199L94 200L95 204H94V202L92 203V200H91V199L87 198V195H88V194H85L84 197L86 196L87 200H91L90 202L92 203V206H90V208L95 207L97 202H99V201L101 202V203H100V205H101L100 207H98V205H97V206L95 207V209L92 208L93 211L96 210V212L98 213V214H96V212H95V214H93L92 216H94V215H99V214L101 215V213H102V212L100 213V211H101V209H102L101 207H104V208H105V211H104V212H106V209H107V211H109V212H110L111 210H112V212H113V209H112V208H114V207H111V206H114L115 204H119V205L121 204L120 206H122L123 208L129 207V212H128L129 214H128V213H127V214L131 216V217L129 216L130 218H133L134 216L136 217V215H137L139 212H136L135 209H134V207H133V206H130V203H131V202H128V203H127V201L131 200L135 195H136V196H137V195H138V196H141V197L143 198V200H145L146 202L149 201L148 203H150V200H151V204H145V205H144V208H145V210H146V212H145V210H144L145 214H143V213H144V212H142L143 210H142V211L140 210V211H141V213H140L141 216H139L140 218L137 216L140 220H138V218H133L134 220H135V219L138 220V221H137V222H138V225H137V226L133 225V226H135V228H132L133 231H132V229H130V226L132 227V225H130V223H129V219H130V218L128 219V222H127V223H129V225H130V226H129V229H130V230H128V227H127V228H126L127 230H126V232H125V233H127V234H124V235L122 234V233L124 232V230H123V231H121L122 233L120 232L121 234H120L119 236H116V237L114 236V237H113V234H115V233H113V232H112L113 230H111V229L109 228V227H112L113 225L117 226L118 223H116V222H118L121 218H119V220H117V219L114 220L115 222L113 221V222H114L113 225H112V226H111V225H108V228H109V229H106V226H105V225H107V224H106V223H103V222H104V221H107L108 219H107V217H105V219H107V220H102V221H103L102 223L105 224V225H103V226H105V230H102L101 228H100V229H101L102 232H103V231H106L105 233L108 234V236H107L104 232L102 233V232L98 229V230H99V233H98L97 236H99V238H100V233H102V235H103V239H104V238L106 239V240H105V239L103 240L102 238H100L102 241H101L100 239H98V240L101 241V242H100L101 245L99 244V247H97V248H100V247H101L100 250H98L97 248H95L96 245L98 246V244H97L96 242L93 244V246H95L94 248H95V250L97 249V251H95L94 249H92L93 246L91 247V244L93 243V242H92L93 240L91 241V239L89 240L91 243L88 242V243H90V244H87L88 246L91 247V249H90L88 246H85V247H86V248H85L82 244H81V245H80V244H78V245L76 244L77 246L75 245L74 247H72L73 249L76 248V249H75L76 252H77V251H79L80 253L83 252V253L81 254L82 256H83V255H84V256H87V253L90 254V252L94 250V252H96V253H97V252H102L103 254H106V256H107V255L110 256V254H112V253H113L112 255L115 254L114 256L111 255L112 257H115V256H116L115 258H110L111 256H110V257L107 256L108 258H106V256H105V257H104V260H103V258H102V257H103V254H102V257H101L102 259H101V258H100V259H101L102 262L105 261V263L103 262L104 264H126V262H127V263H130L129 260H127L125 257H123V254L126 255V252H127V251L125 250V249H127V248H125V247H128V246H129V238H128V235H129V234H128V233H131V231H132V233L135 232L134 234L136 235V233L138 232V233H137V235H138V234H139V231H141L140 227H142V225L144 224L142 221H144V222H149L150 220H152V222H153V220L155 219V218H153L154 216H155V217L157 216L156 218H158L159 215H160V212H162L161 209L163 210V208H164L162 205H159V204H161V202L159 203L158 200H160V201L164 200V197H165V195H166L165 193H167V191H168V193H169L170 190H172V189H174L175 187H177V186H175V185H177V183L180 182V181H177V180L179 179V177L181 178V179H179V180H181V181L183 180V179H182V177H183V176H182V173L185 175V172H184V171H186V170H185L186 167L183 168V169H182V167H184V166L186 165L185 162H188V163L190 162V159H189L188 156H189V155L191 156V153L194 151V148H193L192 151H191V150L189 151L188 149H187V150L185 149V152H183V156H184L185 158L188 157V159H189V160H188V159H185V158H182V157L180 158L181 160H179V161H182V162L184 163V165H182V166H181V164L178 165L179 163H182V162H178V160H177L176 163H174V162L172 161V163H174V164H176V166H178V167L175 166V169H176V168L179 169V167L181 166L180 168H181L183 171H182L181 169H179V170H181V171H179V172H181V173H179L178 170H177V169L175 170L174 167H173V168H172L173 170H171V171H175L176 174H175V172H172V173L169 172V173H170V175L168 174L169 177L166 176L167 178H166V177L164 178V176H163L164 181H165V184H167L165 187H163V186L161 185V187L163 188V190H164V188H166V189H165L166 192H165V193L163 192L164 194L162 193V194L164 195L163 197H162V196H156V195H159V194H157V193H158L159 191H161L160 189H162V188H160V186H159L162 182H161L159 185H158V183L155 184V182H156L155 180H158V177H156V176H158V174H157L158 172H157V171H156V174H157V175H155L156 178L153 177L155 180L152 178L151 173H149L150 175H147V176H148V179H149V176H151L150 179H149V180H148V179L145 180V178H147V177H146V175L144 174V171H146V173H147V169L149 170V168H148L149 165H150L151 167H155V165H157V162H158L157 159L159 158V157H157V155H159V153L157 152V150H158L157 148H159V145L162 144L161 142H163V141H169V140L172 138L171 141H169V143H174V142H173V140H174L173 138H174L175 135H178V132H177V134L175 133L174 136L169 135V132H171V131H170V127H169V125H168V127H169V132H168V131H167L168 128H167V126H166L165 123H166L167 121H169V123H170L171 119L169 120V118H170L169 116H168V118H166V119L164 118V117H166V116H165V115H166V114H165L166 111H165V112H162V113H160V111H159L160 114H159L158 112H156V111H153V114H152V111H149ZM155 113H156V114H155ZM157 113H158V114H157ZM163 113H164V114H163ZM173 113H174V112H173ZM175 113H176V111H175ZM186 113H187V115H185ZM196 113H195V114H196ZM207 113H208V114H207ZM215 113H216V114H215ZM15 114H16V113H15ZM25 114H27V113H25ZM31 114H30V116H29V115H26V116L32 117L33 115H31ZM51 114H52V113H51ZM56 114H57V113H55V115H56ZM58 114H57V115H58ZM82 114H84V113H82ZM86 114H87V113H86ZM86 114H85V116L82 115V117L84 116L82 119H84L86 116L88 117V115H86ZM108 114H109V112H108ZM177 114L179 115L180 113L177 111ZM225 114H227V115L225 116ZM241 114H242V112H241ZM1 115H2V114H1ZM1 115H0V116H1ZM3 115H4V114H3ZM55 115H54V116H51V119H52V117H53V120H54V117H56ZM72 115H73V114H72ZM72 115L70 116V118L67 117V116H69V115H64L63 122H62V126H65V124H66V128H67V127L69 126V124L73 121V118H74L75 120L77 119V118L74 117L75 114H74L73 116H72ZM113 115H114V114H113ZM113 115H112V116H113ZM126 115H127V114H126ZM146 115H147L148 117L151 116V115H153V116H156V115H157V116H156V118L153 117V116L147 118ZM158 115H159V117H158ZM188 115H189V117H188ZM40 116H42V115L40 114ZM40 116H39V118H40ZM65 116L67 117L66 120H70V121H71V122L68 124V126H67V122H65V120H64V119H65ZM115 116H116V115H115ZM115 116H114V117H115ZM163 116H164V117H163ZM175 116H176V117H175ZM182 116H183V117H182ZM186 116H187V119H189V120L192 121V122H194V119H195V121L198 122V124H195V123H196V122H195V123H193L194 125H192V122H190L189 120L187 121ZM190 116H191V117H190ZM216 116H214V117L217 118ZM246 116L249 117V118H247ZM254 116H253L254 122L257 121V120H259V124L257 123V126L259 127V125H261L262 121H261L259 118H258V119L255 118ZM2 117H3V116H2ZM9 117H10V115H9ZM14 117H15V116H14ZM19 117H20V115H19ZM34 117H35V116H34ZM37 117H38V116H37ZM43 117H44V116H43ZM48 117H49L48 119L50 120V116H48ZM71 117H72V118H71ZM108 117H109V116H108ZM114 117H112V120H113V121H114V119L116 118V117H115V118H114ZM220 117H221V118H220ZM0 118H1V117H0ZM7 118H8V116H7ZM12 118H13V117H12ZM21 118H22V117H21ZM21 118H19V120H20ZM32 118H33V117H32ZM101 118H102V117H101ZM117 118H120V117H117ZM117 118H116V119H117ZM123 118H124V117H123ZM161 118H162V119H161ZM191 118H192V120H191ZM10 119H11V118H10ZM34 119H35V118H34ZM82 119H81V120H82ZM149 119H150V121H149ZM182 119H183V121L186 119L184 123L181 121ZM202 119H203V120H202ZM253 119H252V121H253ZM0 120H1V119H0ZM8 120H9V119H8ZM12 120H13V119H12ZM15 120H17V119H15ZM15 120H14V121H15ZM19 120H18V121H19ZM40 120H43V118L40 119ZM75 120H74V121H75ZM85 120H87V118H86ZM103 120H105V118H104ZM107 120H108V123H109V121H110L111 119L109 120V119L107 118ZM117 120H118V119H117ZM121 120H122V119H121ZM121 120H120V121H121ZM162 120H164V122H163ZM165 120H166V121H165ZM205 120H206V121H205ZM244 120H245V121H244ZM1 121H2V120H1ZM4 121H7V120H4ZM10 121H11V120H10ZM57 121H58V120H56V121H54V122H57ZM76 121H77V123H78V119H77ZM76 121H75V122H76ZM99 121H100V119H99ZM101 121H102V120H101ZM120 121H118V123H119ZM140 121H141V119H140ZM161 121L165 124V126H166L167 129L165 128V126L163 127L162 125H160V124H163V123H161ZM176 121H177V122H176ZM178 121H179V122H178ZM260 121H261V122H260ZM7 122H8V121H7ZM11 122H12V121H11ZM11 122L9 123V125L12 124ZM32 122H33V125H35V124L37 123L36 120H35L36 123H34V121H32ZM39 122H40V121H39ZM45 122H46V121H45ZM45 122H44V124H45ZM54 122H53V123H54ZM60 122H61V121H60ZM81 122H82V121H81ZM121 122H122V121H121ZM121 122H120V124H122ZM172 122H171V123H172ZM181 122H182V123H181ZM188 122H189V123H188ZM204 122H206V124H208V125L203 124ZM217 122L219 123V125H218ZM0 123H1V122H0ZM15 123H16V122H15ZM21 123H22V122H21ZM46 123H47V122H46ZM63 123H64V124H63ZM73 123H74V122H73ZM77 123H76V124L74 123V126H75V127L77 126ZM83 123H84V126H85V123H86V122L83 121ZM83 123H80V124L83 125ZM118 123H117V125H118ZM171 123H170V125H171ZM209 123H210V124H209ZM2 124H4L3 121H2ZM2 124H1V126H2ZM5 124H6V122H5ZM31 124H32V123H31ZM37 124H38V123H37ZM37 124H36V125H37ZM41 124H43V123H41ZM44 124H43V126H44ZM58 124H60V123H58ZM80 124H79V127H82V126H80ZM91 124H92L91 127L94 126V124H93L92 122H91ZM106 124H107V123H106ZM109 124H110V123H109ZM113 124H114V123H113ZM181 124H183V129H182V125H181ZM184 124H185V125H184ZM186 124H187V125H186ZM199 124H200V125H199ZM201 124H203V125L201 126ZM220 124H221V125H220ZM247 124H245V125H247ZM262 124L264 125V123H262ZM6 125H8V124H6ZM9 125H8V128H9V127L12 128V127L9 126ZM16 125H17V124H15V126H16ZM21 125L23 126V124H20V122H19V126H21ZM45 125H46V126H47V125L49 126V123H48V124H45ZM56 125H57V124H56ZM195 125H199V126H197V127H198V130H200V129H202L203 131L205 130V131H204L205 133L203 132V134H206L207 136H204V135L202 134V132H199V131L197 130V128H196ZM205 125H206V126H205ZM245 125H244V126H245ZM15 126H14V127H15ZM38 126H41V125L39 124ZM59 126H60V125H59ZM59 126H57V127H59ZM74 126H73V127H74ZM95 126H97V125H95ZM109 126H110V125H108V127H109ZM115 126H116V125H115ZM200 126H201L202 128H201ZM204 126H205V128H204ZM207 126H208V127H207ZM210 126H212V127H210ZM213 126H214V127H213ZM257 126H256V127H257ZM16 127H18V126H16ZM33 127H35V126H33ZM70 127H71V124H70ZM91 127H90V128H91ZM97 127H98V126H97ZM108 127L106 126V128H108ZM124 127H125V128H124ZM159 127H161V128L163 127V129H164V128L166 129V133L164 132L165 130H163V132H164L165 134H167L166 137L169 138V137L171 136L169 140H168V138H166V137L164 136L167 140H164L165 138H163V141H162V138H161V139H160L161 141L159 140L160 142L156 143V141H155V139H156L155 136H157V137H158V136H163V134H164V133L162 134V132H161L162 130L159 129ZM180 127H181V128H180ZM194 127H195V128H194ZM215 127H216V128H215ZM261 127L264 128V126H260V128H259L260 130H258V128H256V131H261L260 134H257V135H256L257 132L255 131V135H252V136H253V137L255 136V137H257V138L259 137L261 140H264V134H263V133H264V131H263L264 129H262ZM39 128H40V127H39ZM41 128H42V127H41ZM41 128H40V129H41ZM43 128H44V127H43ZM43 128L41 129V131H39V133H40V132L43 133V130H44ZM45 128H47V127H45ZM49 128H51V127L49 126V127H48V130H49ZM52 128H53V127H52ZM60 128H61V127H60ZM64 128H65V127H64ZM71 128H72V127H71ZM87 128H89V126H87ZM213 128H215V129H213ZM37 129H38V127H37L36 129H34V130L37 131ZM69 129H70V128L68 127L67 130L70 131ZM103 129H105V128H103ZM123 129H124V130H123ZM157 129H159V130H157ZM207 129H208V131H209V129H210L211 131H209V133H207V132H208V131L206 132ZM241 129H242V130H241ZM9 130H10V129H9ZM61 130H63V129H61ZM96 130H97L96 133L94 132L95 130H93L91 133L94 132V133L99 137V135L97 134V132H98V130H100V129H97V128H96ZM105 130H106V129H105ZM107 130H108V129H107ZM125 130H127L128 133H127V131H125ZM147 130H148V131H147ZM156 130H157V131H156ZM176 130H177V131H176ZM214 130H215V132H214ZM3 131H4V130H3ZM3 131H2L1 133H3ZM7 131H8V129H7L5 132H7ZM63 131H64V130H63ZM63 131H62V132H63ZM74 131H75V130H74ZM90 131H91V130H90ZM123 131H124V133H122ZM145 131H146V132H145ZM154 131H156V134H155V133H152V132H154ZM185 131H187V130H185ZM194 131H195V132H194ZM197 131H198V132H197ZM223 131H224V132L226 131V132L224 133ZM5 132H4V133H5ZM31 132H32V131H31ZM46 132H47V130H46ZM57 132L59 133L58 130H57ZM64 132H65V131H64ZM76 132H77V131H76ZM76 132H75V133H76ZM114 132H113V133H114ZM120 132H121V133H120ZM144 132H145L148 136H146ZM190 132H191V133H190ZM193 132H194V134H192ZM217 132H218V133H217ZM220 132H223L224 134H220ZM234 132H231V133H234ZM8 133H10V135H11L12 132L8 131ZM42 133H41V136H42ZM58 133H57V134H58ZM66 133H68V132H66ZM72 133H73V132H72ZM75 133H73V134L75 135ZM94 133H93V134H94ZM196 133H197V135H195ZM198 133H199V134L201 133L202 135H199ZM226 133H228V136H227ZM5 134L7 135V133H5ZM43 134L45 135L46 133L44 132ZM47 134H50V133L48 132ZM47 134H46V136H47ZM70 134H71V132H69L68 134H65V135L68 136V135H70ZM120 134H121L122 136H121ZM123 134H124L125 136H123ZM158 134H159V135H158ZM160 134H161V135H160ZM170 134H171V133H170ZM225 134H226V135H225ZM241 134H243V133H241ZM262 134H263V135H262ZM2 135H3V134H1L0 136H2ZM44 135H43L42 137L45 138ZM62 135H63V134L59 133V135H58L59 138H60ZM74 135H73V136L70 135V136H72V137L75 138ZM105 135H106V136H105ZM168 135H169V136H168ZM211 135H213V134H211ZM219 135H220V136H219ZM259 135H262L263 138H261V136H259ZM31 136H32V138H35V136H33V133L31 134ZM63 136H64V135H63ZM63 136H62V139L65 138V136H64V138H63ZM179 136H180V135H179ZM195 136H197V137L199 136V138H197V137H195ZM201 136H202V137H201ZM226 136H227V137H226ZM2 137H5V136H2ZM2 137H0V138H2ZM39 137H40V136H39ZM48 137H50V136H48ZM88 137H90V136H88ZM146 137H147V138H146ZM176 137H177V138H176ZM180 137H181V136H180ZM180 137L175 136L176 139H178V138H180ZM191 137H192V136H191ZM200 137H201L202 139H201ZM239 137H240V136H239ZM9 138H10V136H9ZM54 138L58 139L57 137H55V134H54ZM90 138H91V137H90ZM92 138H93V135H92ZM184 138H183V139H184ZM250 138H252V137H250ZM257 138H254L253 140H255V139H257ZM259 138H258V139H259ZM5 139H7V138H5ZM62 139H61V140L58 139V140H59L58 143H61V141H65V142H66V140H69V142H70L71 140L73 141L72 138H71V140H70V139H67V138H65L64 140H62ZM77 139H78V138H77ZM79 139H81V138H79ZM147 139H149V140H151V141H149V140L147 141ZM158 139H159V138H158ZM176 139L174 140V141H175V144L178 143V142L176 141ZM197 139H198V140H201V142L199 143V141H198ZM258 139H257L255 142L259 141ZM0 140H1V139H0ZM2 140L4 141V139H2ZM2 140H1V141H2ZM32 140H33V139H32ZM40 140H41V138H40ZM58 140H57V141H58ZM93 140H94V138H93ZM93 140H92V141H93ZM153 140H154V141H153ZM190 140H191V141H190ZM196 140H197V141H196ZM224 140H222V141H224ZM1 141H0V142H1ZM10 141H11V139H10ZM33 141L35 142V139H34ZM97 141H98V140H97ZM102 141H103L104 143H103ZM194 141H196L197 143H194ZM222 141H221V142H222ZM239 141H241V140H239ZM67 142H68V141H67ZM74 142H76V144H77L76 139H74ZM84 142H85V141H84ZM95 142H96V138H95V140H94V143H95ZM107 142H108L109 144H107ZM148 142H149L150 145H151L152 143L155 142V144H154L155 146H153L152 149L154 150V152L156 151V152L158 153L157 155L154 156V157H157V158H153V157H152V155H154V153H153V154L151 153V152H152V149H150V150L148 149V147H150V146L147 147V145H149ZM150 142H152V143H150ZM188 142H189V143L192 142L193 145H191V143H190V145H188V144H189ZM224 142H226V140H225ZM233 142H234V141H233ZM250 142H251V141H250ZM255 142H254V143H255ZM1 143H2V142H1ZM1 143H0V144H1ZM4 143H6V142L4 141ZM4 143H3V144H4ZM36 143H37V142H36ZM36 143H34V144L36 145ZM70 143H71L70 146H72V142H70ZM70 143H68V144H70ZM79 143H80V142H79ZM125 143H126V144H125ZM133 143H134V145L131 146V147H132V150L129 148V146H128V147L126 146V145H128V144H133ZM138 143H139L140 145H139ZM146 143H147V144H146ZM218 143H220V144H218ZM236 143H239V142L236 141ZM251 143H253V142H251ZM73 144H74V143H73ZM86 144H87V143H86ZM124 144H125V145H124ZM158 144H159V145H158ZM179 144H178V145H179ZM196 144H197V145H196ZM213 144H214V145H213ZM239 144H240V143H239ZM7 145H9V142H8ZM7 145H6V146H7ZM37 145H40V144H37ZM137 145L140 146V151H142V148H141V147H143V146L145 145V148H143V150L145 149V151L140 152V151H138L139 148H137V151L141 153V154L139 153V155H141L140 157H139V155H138V152H136V151L134 150V149H136V147H138ZM152 145H153V144H152ZM185 145L183 144V146H185ZM209 145L206 144L205 146L208 147ZM81 146H83V144H82ZM85 146H86V145H85ZM87 146H88V145H87ZM157 146H158V147H157ZM170 146H171V149L173 150V151H171V149H170L171 153L175 154L174 151L177 149V147L175 148L174 144H173V145L171 144ZM189 146H190V147H189ZM222 146H226V145L223 143ZM232 146H233V145H232ZM244 146L246 147V149H245ZM255 146H256V148H255ZM8 147H11V146L9 145ZM35 147H36V146H34L33 151L35 150ZM73 147H75V144L73 145ZM83 147H84V146H83ZM102 147H103V148H102ZM154 147H155V148L157 147V148L155 149ZM160 147H161V146H160ZM172 147H173V148H172ZM178 147L181 148V146H178ZM197 147H195V148H197ZM218 147H219V148H218ZM233 147H234V146H233ZM252 147L254 148L255 151H257V147H258V151H260L259 154H260L261 156H260V155H257V156H256V155L251 154V149H252ZM3 148H7V147H3ZM3 148H2V146L0 147L1 152H6V150L11 151L10 148L5 149V151H2ZM71 148H72V147H71ZM250 148H251V149H250ZM85 149H86V147H84V150H85ZM87 149H89V147H88ZM87 149H86V150H87ZM128 149H129V150H128ZM146 149L149 150V152H147L148 155H151V154H152V155L150 156L151 158H153L152 160H156V161H153V163H152V160L148 158V159L151 161V164L149 163L150 161L146 158V155H147V153H146ZM213 149H214V147H213ZM237 149H238V150H237ZM249 149H250V151H249ZM127 150H128V152H127ZM178 150H179V149L176 150L177 153H178ZM182 150H184V149H182ZM228 150H229V152H228ZM246 150H247V151H246ZM9 151H8V152H9ZM90 151H91V150L89 149L88 152H90ZM132 151L134 152V155H133V152H132ZM158 151H159V150H158ZM179 151H181V150H179ZM186 151H187V154H186ZM188 151H189L190 154L188 153ZM196 151H197V150H196ZM198 151H199V153H200V150H198ZM231 151H232V153H230ZM237 151H238V152H237ZM239 151H240L241 153H240ZM243 151H244V152H243ZM98 152H97V153H98ZM103 152H104V151H103ZM103 152H102V153H103ZM126 152H127L129 155H128ZM135 152H136L137 154H135ZM213 152H211V153H213ZM222 152L225 153V154H223ZM245 152H246V153H245ZM36 153L38 154V152L35 150L33 156H35ZM90 153H94V152H90ZM99 153L101 154V152H99ZM131 153H132V154H131ZM144 153H145L146 155H145ZM150 153H151V154H150ZM179 153H181V152H179ZM196 153H197V152H196ZM207 153H208V152H207ZM220 153H221V154H220ZM226 153H227V156H226ZM7 154H8V153H7ZM142 154L145 155V156H143ZM155 154H156V153H155ZM209 154H210V153H209ZM209 154H208V155H209ZM219 154H220V155H219ZM238 154L241 155V156H239ZM256 154H258V153L256 152ZM5 155H6V154H5ZM127 155H128L130 158L127 157ZM136 155H137V156H136ZM169 155H170V152H169ZM206 155H207V154H206ZM223 155H225V156H223ZM245 155H247L248 157H246ZM252 155L255 156V157H257V158L253 157ZM1 156L3 157V155H0V157H1ZM132 156H134V157H136V158L133 157V159H134V160H133V159H131ZM170 156L172 157L173 155H170ZM193 156H194V155H192V158H193ZM195 156H198V155H195ZM242 156H243V157H242ZM249 156L253 157V159H254V161H253V159H250V161H249L250 165H252V163H255V161H257L256 159H258V156L260 157L259 159H262V161H261L262 164L260 165L259 162H258V163H256V164H253L254 166L252 165V167L249 166V165H246V163L248 162V160H249V158H250ZM262 156H263V157H262ZM2 157H1V159H2ZM101 157H102V156H101ZM123 157H124V158H123ZM126 157H127V158H126ZM144 157H145V158H144ZM148 157H149V156H148ZM178 157H179V155H178ZM205 157H206V156H205ZM211 157H212L213 160H215V158H214L212 155H211ZM223 157H225V158L227 157L228 159H225L226 161H224V158H223ZM238 157L241 158V159H239V160L236 159V158H238ZM137 158H138V160H137ZM139 158H142L143 160L140 161ZM167 158H168L167 156H166V158L163 157V160H164V159L166 160ZM169 158H170V157H169ZM174 158H175V156H174ZM190 158H191V157H190ZM206 158H208V161H209V162L211 161L210 155H209V157H206ZM206 158H205V161L207 160ZM1 159H0V160H1ZM104 159L106 160V159H108V158H104ZM104 159H103V160H104ZM126 159H129L128 162H127ZM183 159H184L185 161H183ZM235 159H236V160H235ZM246 159H247V160H246ZM259 159H258V160H259ZM122 160H123V161H122ZM136 160L141 162L140 165H139V163H136ZM145 160L149 161V162H148L149 165H147L148 167L146 166L147 161H145ZM167 160H168V159H167ZM170 160H171V159H170ZM175 160H176V159H175ZM186 160H187V161H186ZM240 160H241V161H240ZM242 160H243V161H242ZM107 161H106V163H107ZM120 161H122V162L125 161V162H127V163H122V162H120ZM143 161H144V164H143ZM236 161H239V163L236 162ZM103 162H104V161H103ZM114 162H115L116 164H114ZM118 162H120V164H118ZM145 162H146V164H145ZM154 162H155V163H154ZM225 162H226V163H225ZM242 162H245V163H242ZM1 163H3V162H1ZM101 163H102V159H101ZM121 163H122V165H121ZM170 163H171V162H170ZM170 163H169V164H170ZM172 163H171V164H172ZM177 163H178V164H177ZM235 163H237L238 165H236ZM102 164H103V163H102ZM131 164H132V163H131ZM152 164H153V166H152ZM154 164H155V165H154ZM234 164L236 165V166H235L236 170L239 171L237 174L235 173L236 171L234 170ZM257 164H258V167H257ZM2 165H3V164H2ZM104 165H105V163H104ZM114 165H116V167L118 166L117 169H116V167H115ZM120 165H121L122 167H120ZM241 165H242V166H241ZM259 165H260V166H259ZM101 166H102V165H101ZM108 166H109V167H108ZM110 166H111V167H110ZM133 166L131 165L130 167H133ZM135 166H134L133 170H135ZM237 166L242 167L243 169L241 168V169H242V170H241V169L239 168V169H240V170H239ZM67 167H69V169H66ZM105 167H104V166L101 167V168H102V169H101V172H102V175H104V179H106V178L109 179V178H108V176L110 177V175H108L109 173H104V174H103V168H105ZM146 167H147V169H146ZM156 167H158V165H157ZM156 167H155V169H156ZM250 167H251V168H250ZM256 167H257V168H256ZM66 168H65L66 170L64 169V172L66 171L68 175L72 174L74 171H75L74 173H76V170H74L73 172L71 171L72 173L70 172V169H71L70 166H67V165H66ZM232 168H233V169H232ZM255 168H256V169H255ZM109 169H108V172H109ZM111 169H110V171H111ZM123 169H124V168H123ZM145 169H146V170H145ZM153 169H154V168H153ZM218 169H219V170H218ZM230 169H231V170H230ZM257 169H258V170H257ZM68 170H69L70 173L68 172ZM71 170H72V169H71ZM106 170H107V169H106ZM121 170H122V169H121ZM121 170H119V171H121ZM125 170H126V169H125ZM127 170H128V169H127ZM150 170H151V169H150ZM156 170H157V169H156ZM229 170H230V171H229ZM256 170H257V172H255ZM60 171H61V168H60V170H58L57 172H60ZM220 171H221V174H222V178H221V176H219V174H220L219 172H220ZM228 171H229V173H228ZM231 171H232V172H231ZM263 171H264V170H263ZM114 172H113V174H116V173H114ZM121 172H122V171H121ZM127 172H128V171H127ZM148 172H149V171H148ZM154 172H155V171H154ZM177 172H178L179 174H177ZM233 172H234L236 175H234ZM258 172H259L260 174H259ZM261 172H262V173H261ZM78 173H79V172H78ZM138 173H139L142 177H140V175H139ZM257 173H258L260 176L256 175ZM67 174L63 173V175H66L65 177L68 176ZM105 174H106V175H105ZM171 174H172V175H171ZM261 174H262L263 176H262ZM54 175L57 176L58 173H57V175H56V171H55ZM73 175H74V174H73ZM118 175H120V174H118ZM136 175H137V176H136ZM138 175H139V176H138ZM143 175H144V176H143ZM153 175H154V174H153ZM173 175H174L175 177L177 176V180L174 178ZM225 175H226V176H225ZM229 175L231 176L230 178L228 177ZM232 175L234 176V178L232 177ZM60 176H61V173H59V177H60ZM111 176H112V175H111ZM170 176H171V177H170ZM181 176H182V177H181ZM212 176H214V175H212ZM224 176H225V180H226V181H225V180L223 181ZM239 176H240V174H239ZM257 176H258V177H257ZM52 177H53V175H52ZM62 177H63V176H62ZM72 177H73V176H72ZM105 177H106V178H105ZM135 177H136V178H135ZM143 177H144V180L147 182V184H146L145 186H142V187H141V185H144V183L142 184V183L139 182V184H141L140 187H139V185H137V184H138V181H136V180H139V179H140L139 181H143V182H144ZM197 177H198V179H197ZM203 177H205V178H203ZM114 178H115V177H114ZM169 178H171L172 181H171V180H168ZM173 178H174V179H173ZM195 178H193V179L195 180ZM202 178H203V179H202ZM219 178H220V179H219ZM55 179H56V178H55ZM57 179H58V178H57ZM102 179H103V178H102ZM102 179H101V180H102ZM104 179H103V180H104ZM112 179H113V177H112ZM141 179H142V180H141ZM151 179H153V180L151 181ZM212 179H213L214 181H213ZM218 179H219V180H218ZM232 179L235 180V181H233ZM259 179H257V180L259 181ZM114 180H116V178H115ZM129 180H130V181H129ZM167 180H168V181H167ZM194 180H193V181H194ZM206 180H207V181H206ZM208 180H209V181H208ZM221 180H222V181H221ZM227 180H230V181L232 180L231 182H233V183L230 184V181H227ZM126 181H127V182H126ZM150 181H151V182H150ZM153 181H155V182L153 183ZM166 181H167V183H166ZM169 181L171 182V183H170L171 185L169 184ZM183 181H184V180H183ZM212 181H213V182H212ZM100 182H101V181H100ZM106 182H107V181H106ZM106 182H103V183H105V185H106L104 188H107V184H106ZM130 182H132V184L134 183V184H133L134 187H133L131 184H130V186L127 185V183L129 184ZM135 182H137V183L135 184ZM146 182H145V183H146ZM206 182H207V183H206ZM208 182H209L210 184H209ZM221 182H223V183H221ZM227 182H228V183H227ZM259 182H261V180H260ZM259 182H257L258 185H259ZM103 183H102V184H103ZM113 183H114L115 185H113ZM174 183H175V184H174ZM183 183H184V182H183ZM189 183H190V182H189ZM212 183H213V184H212ZM217 183L220 184V185L217 186ZM235 183H234V184H235ZM261 183L264 185V180H262ZM154 184L156 185V188L159 187L158 189H156V192H157V193L154 192V191H155V187H153V188L151 187V188L153 189V191H151V192L149 191V190H152V189L150 188V186H151V185L155 186ZM181 184H182V183L180 182L179 185H181ZM208 184H209V185H208ZM126 185H127V186H126ZM136 185H137L138 187H137ZM147 185H148V186H147ZM149 185H150V186H149ZM168 185H169V186H168ZM173 185H174L175 187H174ZM179 185H178V187H181V186L183 187V186H184L183 184H182L181 186H179ZM210 185H212V186H210ZM125 186H126V187H125ZM170 186H171V187H170ZM202 186H203V189H202ZM216 186H217V187H216ZM219 186H220V187H219ZM240 186H241V185H240ZM240 186L236 185V186L233 188V190H234V189H237V187H240ZM261 186H262V185L260 184L259 187H261ZM128 187H129L130 190L132 189L131 192H133V190H134V192L138 190L137 192H138V193L140 192V193H139V194H138L137 192H135V193H137V194H133V193H132L133 197H132L131 195H130V196H129V195L127 196V193H125V192H127V190H128L127 188H128ZM135 187H136L137 189H136ZM169 187H170V188H169ZM204 187H205V188L207 187V188H209V189L206 188L207 190H206V189L204 190ZM210 187H213V188L215 187L216 189H215V188L213 189V188H210ZM138 188H139V189H138ZM141 188H145V189H143L144 191H143V190L139 191ZM195 188H196V189H195ZM117 189H118V190H117ZM125 189H126V190H125ZM146 189H147L148 191H146ZM201 189H202V190H201ZM211 189H212V191H211ZM219 189H218L217 191H219ZM230 189H229V190H230ZM116 190H117V192H116ZM165 190H164V191H165ZM237 190H238V189H237ZM105 191H106V190H105ZM235 191H236V190H235ZM128 192H129V190H128ZM145 192H146L147 194H143V193H145ZM148 192H149V194H148ZM152 192L155 193V194H153ZM124 193H125L126 195L123 197ZM141 193H142L143 195H142ZM150 193H151L152 195H151ZM199 193H200V192H199ZM199 193H198V196H199L201 199L203 198L202 201H203L204 204H205L206 201H207L206 198H208L209 196L204 195V196H206V197H201V195L203 196V194H200V195H199ZM232 193H234V192H232ZM236 193H237V191H236ZM162 194H161V195H162ZM216 194H218V193H216ZM216 194H215V195H216ZM230 194H231V193H230ZM101 195H102V194H100V196H101ZM145 195H147V196L150 195V196H152V197L149 196L150 198L148 197L149 200H147L148 198H147V196H145ZM154 195H155V196H154ZM212 195L210 196L211 198L213 197ZM39 196H40V195H39ZM102 196H103V195H102ZM119 196H120V197H119ZM136 196H135V197H136ZM143 196H144V197H143ZM153 196H154V197H153ZM41 197H43V196H40V198H41ZM91 197H93V196H91ZM107 197H108V198H107ZM116 197H117V198L119 197V199H117ZM122 197H123V199L127 197V198H126L127 201L125 200V203H123L124 201H123ZM131 197H132V198H131ZM135 197H134V199L137 198V197H136V198H135ZM155 197H156V198H155ZM158 197H160V198L157 200ZM210 197L208 198V201H209V199H211ZM86 198H85V199H86ZM115 198H116V199H115ZM162 198H163V199H162ZM167 198H168V195H167L166 198H165V203H164V201H162V202H163L162 204L165 205V204L167 203ZM36 199H37V198H35V200H36ZM38 199H39V198H38ZM46 199H47V198H46ZM46 199H45L46 203H47L48 205H51V204H49V202H47L48 200H46ZM105 199H108V200H105ZM114 199L117 200V201L115 202ZM161 199H162V200H161ZM204 199H206V200L204 201ZM35 200H34L33 202H36ZM96 200H97V202H96ZM98 200H99V201H98ZM132 200H133V199H132ZM153 200H154V202H156V204L158 205L157 207H156V204H155V206H154V207L156 208V211H158V210L160 209V210L158 211V212H159V215H158V213L155 212V210L153 209L152 211H153L154 213L152 212V214H151V212H150L149 215H150V214L153 215V214H156V213H157V215H153L152 218H151V217H148V218H150V220L148 221V218H145V216H146V214H147V212H148V209H146V205H149L148 208L150 207V205H154V204H153ZM42 201H44V200L41 198V203H42ZM104 201H105L106 203H105ZM112 201H113V202H112ZM133 201H135V200H133ZM136 201H137V200H136ZM136 201H135V202H136ZM145 201H144V203H145ZM208 201H207V202H208ZM29 202H30V201H29ZM31 202H32V201H31ZM31 202H30V203H31ZM39 202H40V201H39ZM86 202H87V201H86ZM110 202H111V203H110ZM209 202H210V201H209ZM209 202L206 203V204H210ZM69 203H70V205L73 204L72 201H70ZM71 203H72V204H71ZM88 203H89V202H88ZM102 203H103L104 205H103ZM139 203H140V201H139ZM44 204H45V203H44ZM44 204H42V205H44ZM93 204H94L95 206H93ZM98 204H99V203H98ZM113 204H114V205H113ZM124 204H129V205H128V206L126 205V207H124ZM132 204H134V202L131 203V205H132ZM31 205H32V204H31ZM40 205H41V204H40ZM42 205H41V207H42ZM87 205H88V204H87ZM108 205H110V206H108ZM134 205H136V204H134ZM32 206H34L33 208H34V210H35V214H36L38 210H36L35 208L40 207V206L35 207L34 204H33ZM115 206H116V205H115ZM120 206H119V207H120ZM166 206H167V204H166ZM45 207H46V206H45ZM72 207H73V206H72ZM72 207H71V208H72ZM107 207H108V208L110 207L109 210H108ZM119 207H118V205H117L116 208H119ZM131 207H132V208H131ZM135 207L137 208V206H135ZM152 207H153V206H152ZM159 207H160V208H159ZM42 208H43V207H42ZM50 208H51V207L47 208L48 211H49ZM69 208H70V207H69ZM74 208H75V207H73V209H74ZM80 208H81V207H80ZM80 208H78V210H80ZM96 208H98V209H96ZM120 208H121V207H120ZM120 208H119V209H120ZM144 208H143V209H144ZM203 208H205V211H207L206 207H203ZM40 209H41V208H40ZM40 209H39V210H40ZM45 209H46V208H45ZM47 209H46V210H47ZM76 209H77V208H75L74 210L76 211ZM99 209H100V210H99ZM114 209H115V208H114ZM131 209H132L133 211H132ZM157 209H158V210H157ZM218 209H219V211L222 210L223 213H225V212H229V211H230L229 208H228L226 211L224 210L225 208H224V209H223V208H221V209L218 208ZM218 209L215 211V213L218 212L217 215L222 213V211L219 212ZM67 210H68V209H67ZM121 210H122V209H121ZM71 211H72V210H71ZM93 211H92V213H94ZM98 211H99V212H98ZM149 211H151V210H149ZM224 211H225V212H224ZM32 212H33V210H32ZM38 212H39V213H37L38 215H37V214H36V215H37L38 219L40 218V220H41V218L46 219L47 214H49V213L46 212V211L44 212L43 209H42V211H38ZM68 212H69V211H67V213H68ZM72 212H73V211H72ZM76 212H77V213L74 212V213L70 214V215H72V216H70V215L68 214L69 217L73 218L75 215H77V217L80 218L81 215L79 214V216H78V213H81V214H82V211H81V212L76 211ZM109 212H108V213H109ZM112 212H111V213H112ZM123 212H124V211H123ZM134 212H135L136 214H135ZM50 213H51V211H50ZM70 213H71V212H70ZM92 213H91V214H92ZM113 213H114V212H113ZM133 213H134V214H133ZM215 213H213V214H215ZM231 213H232V212H231ZM231 213L229 212L228 214H231ZM33 214H34V212H33ZM35 214H34V216H36ZM91 214H90V215H91ZM105 214H106V213H105ZM114 214H115V213H114ZM206 214L208 215L209 212L206 213ZM228 214H224V215H227V216L230 217V215H228ZM107 215H108V214H106V216H107ZM116 215H117V214H115V216H116ZM142 215H143V216H142ZM149 215L147 214V216H149ZM34 216H32V218H33ZM108 216L111 217V214H109ZM112 216H113V214H112ZM147 216H146V217H147ZM203 216H205V215H203ZM203 216H202V217H203ZM213 216H214V215H213ZM221 216H222V214H221ZM231 216H232V214H231ZM9 217H10V216H9ZM50 217H51V216H50ZM96 217L99 218V216H96ZM141 217H142V218H141ZM208 217H209V215H208ZM208 217H207V219H205L206 217L204 218V220H207V221H204L205 223L209 222V220H211V219H212V221H213L212 215H211V219H209ZM218 217L220 218V216H218ZM10 218H11V217H10ZM35 218H36V217H35ZM81 218H82V217H81ZM89 218H90V217H89ZM98 218H97V219H98ZM100 218H101V217H100ZM112 218H113V217H112ZM117 218H118V217H117ZM127 218H128V217H127ZM38 219H37L36 221H38ZM48 219H49V218H48ZM48 219H47V220H48ZM77 219H78V218H77ZM91 219H93V217H92ZM91 219H88V220H90V222H91V224H92L93 221H91ZM101 219H102V218H101ZM101 219H100V220H101ZM133 219H132V220H133ZM215 219H217V216H216ZM34 220H35V219L33 218V221L31 220V222L36 223V221H34ZM79 220H80V219H79ZM94 220H95V224L98 223V221H99V220H98V221L96 222V218H95V216H94ZM110 220H111V219H110ZM141 220H142V221H141ZM145 220H147V221H145ZM155 220H156V219H155ZM158 220H159V218H158ZM202 220H203V219H202ZM202 220H201V222L199 221L200 223L197 222L196 224H194V228H193V229H195V228H196L195 226H197V228H198L197 231H196V229L193 230L192 227H191V230H193L192 233H194V234H192L191 231H190V234H191V235H189V234L187 233L189 230H188V231L185 230V233H184V229L187 228V227H185L181 232L179 231L181 228H178V227H177L178 232H177V229H176V232H177V233H179V232L182 233L181 236H179L180 233H179V234H176V235H174V234L171 235V232H170V234H169V235L172 236V238L175 239V240L172 239V241L176 244V245L173 244V245L170 246V247H174L175 250H177V251H179L180 253H182L183 255H182V254H181V255L184 256V257L187 259V260H185V261H182V264H185L186 261L189 262V263H191V259H190V258H191L192 256H195V255H196V254L193 253L194 250H197L198 248H200V247H198L197 249L194 248V247H197L198 244L195 246L194 243H193V244H191V245H192V246H191V245L189 244V241L191 240L192 237H194V239H195L196 237H199L200 232H201V229L203 230V227H206V226H204L205 224H201V223H204V222H202ZM218 220H219V219H218ZM218 220H216L217 223L215 222V224H216V225L221 224L220 226L222 227V225H223V224L221 223L222 221L218 222ZM41 221H42V220H41ZM43 221H44V220H43ZM49 221H51V220H49ZM49 221H46V224H47V222H48V224H49ZM81 221H82V220H81ZM130 221H131V219H130ZM156 221H157V220H156ZM39 222H40V221H38L37 223H39ZM120 222H121V221H120ZM133 222H135V221H133ZM150 222H151V221H150ZM158 222H159V221H157V223H158ZM40 223H41V222H40ZM40 223H39V224H40ZM42 223H43V222H42ZM86 223H87V222H86ZM86 223L82 222V224H84V226L82 227V226L80 225V226H81L80 228H82V229H83L84 227L87 228L89 225H87ZM88 223H89V222H88ZM100 223H101V222H100ZM115 223H116V224H115ZM127 223L125 222V224H122V225H125V226H126ZM141 223H142V225H139V224H141ZM157 223H156L155 221H154L153 224L151 223V224H152V227H153L154 229H155ZM198 223L200 224V227H201L202 225H203V226H202L201 228L198 227V225H199ZM44 224H45V222H44ZM48 224H47V225H48ZM93 224H94V222H93ZM95 224H94V226L96 227L98 224H97V225H95ZM110 224H112V222H111ZM131 224H132V223H131ZM155 224H156V225H155ZM207 224H208V223H207ZM47 225H44V226H47ZM57 225H58V224H57ZM59 225H60V224H59ZM86 225H87V226H86ZM144 225L147 227V229H146V228H145V229H146L147 231H148V229H150V234H152V233H151V232H152L151 230L154 231V229H151L150 227H148V223H145ZM144 225H143V226H144ZM54 226H55V225H54ZM65 226H66V225H65ZM92 226H93V225H92ZM100 226L102 227L101 224H100ZM118 226H120V225H118ZM125 226H124V227H125ZM127 226H128V225H127ZM138 226H140V227L138 228ZM220 226L218 225V228H219V229H220ZM33 227H35V226L33 225ZM38 227H39V226H36V228H38ZM40 227H41V226H40ZM51 227H52V226H51ZM55 227H56V226H55ZM55 227H53V229L58 230V229L55 228ZM77 227H79V224L77 225ZM98 227H99V226H97V228H98ZM122 227H123V226H122ZM212 227H213V226H212ZM212 227H210V225H209V228H210V229H212V230H213V229H216V227H214V228H212ZM46 228H47V227H46ZM46 228H45V229H46ZM58 228H59V229L61 228V231H62V229L64 228V226L62 227V225H61L60 227L58 226ZM86 228L84 229L85 231H87ZM97 228H96V229H97ZM103 228H104V227H103ZM34 229H35V228H34ZM39 229H40V228H38V230H39ZM47 229H48V228H47ZM77 229L79 230V228H77ZM82 229H81V230H82ZM90 229H93V227H91ZM90 229H89V231H90ZM112 229H114V232H117V229H115L114 226H113ZM139 229H140V230H139ZM210 229H209V231H208L207 229H206L205 231H203V232H206V233H205V235H206L205 237H208V239H207V238H206V239H201L202 242L205 244L204 246L206 247V248H204V250H202V251H205V249H208V250L210 249L211 251H213L211 248L214 249V246H215V245H214V244H215L214 241H215V240H213L214 237H213V239H210V238H212V236H213L212 234H211L212 236L209 234V233H212ZM36 230H37V229H36ZM50 230L52 231L51 228H50ZM93 230H94V229H93ZM93 230L90 231V232H92V235H93V233L95 234V231H96V230H94V232H93ZM107 230H108V231L110 230V231L108 232ZM115 230H116V231H115ZM199 230H200V231H199ZM58 231H59V230H58ZM82 231H83V230H82ZM82 231H81V232L79 231L78 233H79V234H83V233H85V232H82ZM89 231H87V233H89ZM142 231L145 232V230H142ZM142 231H141V232H142ZM147 231H146V232H147ZM198 231H199V232H198ZM207 231H208V232H207ZM263 231H264V230H263ZM13 232H14V231H12V233H13ZM52 232H53V231H52ZM63 232H64V231H63ZM63 232H62V233H63ZM110 232H111L112 237L109 236V235H110V234H109ZM148 232H149V231H148ZM217 232H218V231H217ZM19 233H20V232H19ZM49 233H50V232H49ZM55 233H56V231H55ZM57 233H58V232H57ZM59 233H60V232H59ZM78 233H77V237H76V238H78L79 236H81V235H79ZM87 233H86V234H87ZM112 233H113V234H112ZM197 233H198L199 235H197ZM207 233H208V234H207ZM213 233H216V232L213 231ZM261 233H262V232H261ZM14 234H15V233H14ZM16 234H17V233H16ZM21 234H22V233H21ZM45 234H47V232H46ZM52 234H53V233H52ZM60 234H61V233H60ZM96 234H97V231H96ZM96 234H95V235H96ZM104 234H105V235H104ZM117 234H118V232H117ZM48 235H49V234H48ZM83 235H84V234H83ZM90 235H91V233H90ZM102 235H101V237H102ZM173 235H174V236H173ZM177 235H178L179 238H180L179 241H178V238L176 237ZM186 235H188V236H192V237H188V239L190 238L189 240H188L187 238H183V239H185V241H184L181 237H182V236H185V237H186ZM195 235H196V236H195ZM207 235H208V236H207ZM46 236H47V235H46ZM53 236L56 237V235H53ZM53 236H51V237H53ZM59 236H60V235H59ZM105 236H107V237H105ZM123 236H125V237L123 238ZM202 236H203V238H205V237H204V233H202ZM55 237H54V238H55ZM62 237H63V236H62ZM71 237H72V236H71ZM82 237H84V236H82ZM82 237H81V238H82ZM110 237H111V238H110ZM167 237H168V236H167ZM209 237H210V238H209ZM58 238H59V237H58ZM60 238H61V237H60ZM60 238H59V239H60ZM120 238H123L124 241L127 240V243L124 242L123 240H121ZM125 238H126V239H125ZM139 238H140V237H139ZM142 238H143V237H142ZM199 238H201V237H199ZM55 239H56V238H55ZM59 239H58V240H59ZM70 239H71V238H70ZM92 239H93V238H92ZM131 239H133V237H132ZM140 239H141V238H140ZM166 239H167V238H166ZM166 239H165V240H166ZM77 240H80V238L77 239ZM94 240H97V238L94 239ZM135 240H137V239L135 238ZM138 240H139V239H138ZM138 240H137V241H138ZM165 240H164V241H165ZM180 240H181V242H180ZM192 240H193V238H192ZM201 240H198V242H201ZM204 240H205V242H204ZM212 240H213V241H212ZM33 241H34V243L36 242V243H35V244H36L35 246H37V249H38V250H37V249H36V250L39 251V248H41V247L38 248V245H39L38 242L35 241V240H33ZM64 241H65V240H64ZM130 241H131V240H130ZM172 241H171V242H172ZM177 241H178V242H177ZM182 241H183V242H182ZM262 241H263V239H262ZM16 242H17V241H16ZM66 242H67V241H66ZM74 242H76V241H74ZM80 242H81V240H80ZM176 242H177V243H176ZM190 242H191V241H190ZM193 242H195V241H193ZM31 243H32V245L34 244L32 241H31ZM53 243H56V240H55L54 242H52V244H53ZM102 243H103V244H102ZM130 243H131V242H130ZM134 243H135V242H134ZM137 243H138V242H137ZM161 243H162V242H160V243L158 242V245H160ZM166 243H167V242H166ZM195 243H196V242H195ZM203 243H202L200 246H203ZM213 243H214V244H213ZM259 243H260V242H259ZM261 243H262V242H261ZM42 244H43V243H42ZM44 244H45V243H44ZM52 244H51V245H52ZM171 244H172V243H171ZM40 245H41V244H40ZM49 245H50V244H49ZM70 245L73 246L72 244H70ZM103 245H104V246H103ZM127 245H128V246H127ZM130 245H131V244H130ZM169 245H170V244H169ZM193 245H194V246H193ZM263 245H264V244H263ZM35 246H33V247L35 248ZM42 246H43V245H42ZM54 246H55V244H54ZM54 246H52V247H54ZM154 246H155V245H154ZM161 246L164 248L163 245H161ZM204 246H203V247H204ZM43 247H44V246H43ZM45 247H47V246H45ZM55 247H56V246H55ZM58 247H59V245H58ZM79 247H81V248H79ZM87 247H88V249H90L91 251L87 250ZM129 247H130V246H129ZM151 247H152V246H151ZM162 247H161V248H162ZM0 248H1V246H0ZM56 248H57V247H56ZM59 248H60V247H59ZM64 248H65V247H64ZM82 248H84V249H82ZM149 248H150V247H149ZM155 248H156V246H155ZM157 248L159 249L158 246H157ZM174 248H173V249H174ZM1 249H2V248H1ZM43 249H44V248H43ZM46 249H48V248H46ZM50 249H51V248H50ZM53 249H55V248H53ZM66 249H67V246H66ZM78 249H79V250H78ZM129 249H130V248H129ZM150 249H151V248H150ZM2 250H3V249H2ZM48 250H49V249H48ZM51 250H52V249H51ZM62 250H63V249H62ZM68 250H70V249H68ZM75 250L71 251V253L74 252L75 254H78V253L75 252ZM127 250H128V249H127ZM153 250H154V249H153ZM155 250L157 251V249H155ZM167 250H168V249H167ZM175 250H174V253H175V255H176V253H178V252H176ZM200 250H201V248H200ZM210 250H209V252H210ZM59 251H60V250H59ZM125 251H126V252H125ZM130 251L133 252L132 250H130ZM159 251H160V250H159ZM41 252H42V249H41ZM44 252L46 253V251H44ZM48 252H49V251H48ZM64 252H65V251H64ZM84 252H86V255H85ZM110 252H111V253H110ZM128 252H129V251H128ZM128 252H127V253H128ZM143 252H144V251H143ZM147 252H149V253L146 254V256H149V254H150L151 251H147ZM153 252H154V251H153ZM171 252H172V251H171ZM171 252H169V253H171ZM198 252H199V251H198ZM206 252H207V251H206ZM213 252H215V249H214ZM2 253H3V252H2ZM50 253H51V252H50ZM65 253H66V252H65ZM65 253H64V255H66V257H67V254H65ZM74 253H73V254H74ZM80 253H79V254H80ZM107 253H109V254H107ZM135 253H136V252H133L132 254H135ZM145 253H146V252H145ZM154 253H155V252H154ZM164 253H165V252H164ZM180 253H179V254H180ZM195 253H196V251H195ZM207 253H208V252H207ZM0 254H1V253H0ZM59 254H60V252H59ZM79 254H78V255H79ZM89 254H88V255H89ZM99 254H100V253H99ZM99 254H98V255H99ZM162 254H163V253H162ZM193 254H194V255H193ZM202 254H203V253H202ZM202 254H201V255H202ZM208 254H209V253H208ZM211 254H212V256H214L213 253H210V255H211ZM2 255H3V254H2ZM64 255L62 254V255H60V256H63V257H64ZM100 255H101V254H100ZM118 255L120 256L119 258L117 257ZM130 255H131V254H130ZM130 255H129V256H130ZM151 255H153L152 252H151ZM163 255L166 256L165 254H163ZM201 255H200V256H201ZM210 255H209V256H210ZM263 255H264V253H263ZM263 255H262V259H264V256H263ZM57 256H58V255H57ZM60 256L58 257L59 260L56 259L57 257H56L55 255L53 256V254H52L51 258L54 257V259L57 260V261H59V262H60V260H61L60 264L63 263L62 261H64V263H66V264H67V263L69 264V262H71V260H73V259H71L72 254H69V256H71V257H70V260H69V257L66 258V259L69 260V262H68L67 260H66V261H65V260H62L63 257H60ZM79 256H80V255H79ZM127 256H128V255H127ZM146 256H145V258H146ZM153 256H154V255H153ZM159 256H160V254H159ZM170 256H171V254H170ZM172 256H173V255H172ZM172 256H171V257H172ZM46 257H48V256H46ZM55 257H56V258H55ZM73 257H74V256H73ZM80 257H81V256H80ZM171 257H170V258H171ZM175 257H176V256H175ZM184 257H183V258H184ZM195 257L197 258V256H195ZM203 257H204V255H203ZM60 258H61V259H60ZM77 258H78V257H76V259H77ZM81 258H83V257H81ZM129 258H131V256H130ZM132 258H133V256H132ZM140 258H141V257H140ZM140 258H139V259H140ZM149 258H150V256H149ZM161 258H163V256H162ZM161 258H160V259H161ZM170 258H169V260H170ZM188 258L190 259V261L188 260ZM201 258H202V256H201ZM207 258H208V255H207L206 259H207ZM210 258H211V257H210ZM64 259H65V258H64ZM74 259H75V257H74ZM100 259H99L98 261H100ZM107 259H109V260H107ZM151 259H152V258H151ZM166 259H167V257H166ZM166 259H165V260H166ZM172 259H173V261H174L175 258L173 257ZM192 259H193V258H192ZM194 259H195V258H194ZM194 259H193V260H194ZM206 259H204V260H205L204 262H206ZM212 259H213V258H212ZM215 259H216V258H215ZM1 260H3V258H1ZM45 260L48 262L49 259L47 258V259H45ZM45 260H44V261H45ZM82 260H83V259H82ZM82 260H80V259L77 260V261L75 260V261L77 262V263H75V264H79L78 261H82ZM130 260H131V259H130ZM148 260H149V259H147V263H146V262H145L146 260L143 259V261H144L143 263H144V264H149ZM152 260H153V259H152ZM175 260H176V259H175ZM183 260H184V259H183ZM198 260H200V259L198 258ZM198 260H197V261H198ZM207 260H208V259H207ZM216 260H217V259H216ZM216 260H214V261H216ZM51 261H52V260H51ZM51 261H49L50 263H48V264H51ZM57 261H56V262H57ZM109 261H110V262H109ZM112 261H113V262H112ZM133 261H134V263H135V261H136L135 258H134ZM154 261H155V260H154ZM158 261H160V260H159V257H158ZM158 261H157V262H158ZM162 261H163V260H162ZM162 261H161V262H162ZM167 261H168V260H167ZM211 261H213V260H211ZM214 261H213L212 263L215 264ZM53 262H54L53 264H55V261H53ZM102 262H101V263H102ZM111 262H112V263H111ZM137 262H142V261H137ZM170 262H171V260L169 261V264H170ZM174 262H175V261H174ZM176 262H179V260H178V261L176 260ZM183 262H184V263H183ZM199 262H200V261H199ZM57 263H58V262H57ZM64 263H63V264H64ZM101 263H99V264H101ZM103 263H102V264H103ZM132 263H133V262H132ZM143 263H140V264H143ZM171 263H172V262H171ZM180 263H181V262H180ZM37 264H38V263H37ZM39 264H40V263H39ZM43 264H47V263H43ZM58 264H59V263H58ZM70 264H71V263H70ZM72 264H73V263H72ZM151 264H153V263H151ZM162 264H163V263H162ZM167 264H168V263H167ZM173 264H174V263H173ZM176 264H177V263H176ZM178 264H179V263H178ZM201 264H203V263H201ZM210 264H211V263H210Z\"/></svg>", "mask_w": 264, "mask_h": 264}, {"label": "snow or ice", "instance_id": "3", "mask_svg": "<svg viewBox=\"0 0 264 264\" xmlns=\"http://www.w3.org/2000/svg\"><path fill=\"white\" fill-rule=\"evenodd\" d=\"M261 6L264 7V0H261Z\"/></svg>", "mask_w": 264, "mask_h": 264}]
</instances>
